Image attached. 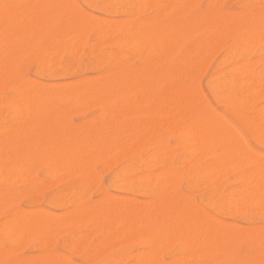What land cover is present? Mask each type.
<instances>
[{
    "label": "rangeland",
    "instance_id": "rangeland-1",
    "mask_svg": "<svg viewBox=\"0 0 264 264\" xmlns=\"http://www.w3.org/2000/svg\"><path fill=\"white\" fill-rule=\"evenodd\" d=\"M18 1L20 2V3H18ZM37 1H39V0H11V1H9V0H0V9H1V7H2V9L0 10L3 14H5V13H7V10L8 11H10V9L12 8V7H14V10L16 9V11H17V9L18 8H20V7H22V5H23V10H22V8H20V10L18 9V11H20L19 13H18V11L16 12V15H15V11H12L13 10V8L11 9V13H12V15H15V16H17L18 15V17H19V19H21V20H18V17H15L14 18V20L16 19V22L14 21V20H12V22L14 23H12L11 21L9 22V20L8 21H6L5 19H3V20H0V37L3 39V42H1V43H5V45H6V43H7V41L9 42V43H7L8 45H6V47H8V48H12V53H9L10 52V50H8V51H5V50H7V49H5L6 47H4V50L2 49V47H3V45L4 44H0L1 46H0V48H1V53L3 52V55L2 54H0L1 55V59H0V67L2 68V69H0L1 71V74H3V75H1L0 76V85L2 86L3 84L5 85V86H2L1 88H0V106L1 107H3V108H1L0 107V109L3 111H1L0 110V113H1V115H0V124H1V127L2 126H4L5 125V130H4V132L3 131H1L0 130V137L2 138V140L4 139L5 141H2L4 144L7 142H10V139H12V144H10V143H8V145H7V143L4 145L3 144V147H2V145H1V138H0V149H1V147L3 148V149H1V151H0V154H2V153H4L5 151H6V153H4V155L3 156H7V154H8V156L10 155L11 157L9 158V159H11L12 158V155H14L13 156V158L14 157H16L17 156V160H18V158L21 160L20 162V166H18V165H16V164H19V162L16 160V159H11V160H13V161H15L14 162V164L12 163L11 164V166H9L8 168L9 169H7V164H4V163H8V165L10 164L9 163V159H8V161H1V160H4V159H6V157L5 158H1L0 159V162L1 163H3V165H4V167H6V170L4 169V167L0 164V166H2L3 167V169L0 171V174L2 173V172H4L3 173V175L2 176H4V178L5 179H7V177H8V179H7V181L8 180H10V181H8L7 183L6 182H4L5 181V179L3 178L2 179V176H1V178H0V190L2 191H0V200H2V202H0V231L2 230L4 233H0V248H2V249H0V263L2 264V262H3V264H8L7 262H9V264H12V263H10L11 262V260H12V258H13V261L12 262H16L17 260L20 262V260H19V258L20 259H22V261L21 262H23V260H25L24 262H26L25 264H28V262H27V259L29 260V262H35L36 264H37V262H40V263H42V262H44V263H42V264H51V261H52V263H53V261L56 263H58V264H60V262H61V264H64V260H62L63 261V263H62V261H58L59 260V258L61 259V258H63V259H65L66 260V262L68 263V264H148V262H152V260H153V263H149V264H192L193 262V264H197V262L199 261V260H201V262H198V264H204V262L205 263H207V264H238V263H241V262H243V261H245V262H249V263H251V264H262V262H263V264H264V246H263V244H264V238H263V236H264V219H262V218H264V207H262V206H264V202H263V200L262 199H264V198H262L263 196H264V194H263V192H262V190H260V189H257V190H254L253 188L255 187V185L253 184L255 181H254V179H255V176H257L256 174H258V172H259V175H258V179L260 180V178H261V176L260 175H262V177H263V173H264V171H260V170H262V169H264V164H262L263 165V168L261 169V167H262V165L259 167V165H257V164H259V162H264V158H263V160L261 159V158H259L260 160H262V161H260L259 160V162L256 164V161H257V158H255L256 159V161H255V159H254V161L252 160V162L251 163H253L254 164V162H255V164L254 165H256V170H255V166L253 165V164H251V163H247V164H245V162H246V160H249L248 159V157H250V155H248V154H250V153H252V151L254 152V154H255V152L257 151V152H259V154L258 155H260V154H263L264 153V130H262L259 134H255V133H253V132H251V131H249V130H247L246 128H245V126L243 125V123L240 121V120H238L236 117H235V115L228 109V108H226V106H225V103L223 102V101H221L220 100V98H219V96L216 94V93H214L212 90H211V88H210V82H211V80L213 79V77L214 76H216V75H221V76H218V77H220V78H233L236 82H239V83H243L246 79L247 80H251V79H249V77L250 78H253V79H258V78H262V79H264V43H263V39H264V37H262V40H261V37L259 36V35H261V33H264V32H262V31H264V0H218V1H216V0H184V1H182V0H160V2H161V5L162 4H164L165 3V6H166V4H167V6L164 8V5H159V3L157 2L158 0H151V3L150 4H153V5H151L150 7H149V5L150 4H143L144 3V1H142V0H131V1H129V0H110V1H108V0H60L61 2V4L63 5V8H65L66 10H64L61 6H60V4H59V1L57 0V1H55V0H52V3H50L51 2V0L50 1H48V0H46V3L45 2H43V1H45V0H40V1H42V2H38L37 3ZM55 1V2H54ZM75 1V2H74ZM90 3H92V4H89V2ZM117 3H116V2ZM129 1V2H128ZM164 3H163V2ZM170 1H171V3H170ZM182 1V2H181ZM192 1V2H191ZM240 1H242V2H240ZM243 1H244V3H243ZM5 2V3H4ZM16 2V3H15ZM27 4V6H29L28 8L31 10H28V12L26 13V9L25 8H27V6H25L24 4ZM37 3V4H33V5H30L31 3ZM54 2V3H53ZM58 2V3H57ZM122 2H123V4H122ZM131 2V3H130ZM158 4H157V3ZM169 2V3H168ZM184 2V3H183ZM188 2V3H187ZM217 2V3H216ZM240 2V3H239ZM251 2V3H250ZM42 3H43V7H42ZM47 3H49V4H52L54 7H52L51 5H49V7L47 6ZM66 3V4H65ZM68 3V4H67ZM70 3L72 4V5H70ZM76 3V4H75ZM103 3V5H101ZM115 3V5H116V7L118 8V10H117V8H115L114 6H113V4ZM125 3V4H124ZM139 3H140V5H141V3H142V5L140 6V7H144V8H146V9H142V8H140V10L138 9V7L137 6H139ZM176 3V4H175ZM180 3H182L183 5L181 6V4ZM186 3V4H185ZM211 3V4H210ZM254 3V4H253ZM5 4V5H4ZM20 4H21V6H20ZM45 4V5H44ZM59 4V5H58ZM118 4H121V5H118ZM134 4V5H133ZM136 4V5H135ZM155 4V5H154ZM157 4V5H156ZM210 4V5H209ZM247 4V5H246ZM262 4V5H261ZM12 5V6H11ZM37 5H38V7L39 8H37V9H35L34 7H37ZM40 5H41V7H40ZM55 5H57L58 7H60V8H58V7H56L55 8ZM69 5V6H68ZM74 5V6H73ZM123 5H124V7H123ZM242 5V6H241ZM4 6V7H3ZM16 6V7H15ZM17 6H20V7H17ZM32 6H34L32 9L34 10H38L39 11V13H40V11H42V10H40V8L41 9H43V8H45V10H47V11H49V10H53L52 8H55V9H60V11H62V12H60V11H58V10H56L57 12H56V14L54 15L55 16V18L56 19H54V18H52V21L50 20V15L48 14L47 16H49L48 18H49V25H48V22H46V20H45V17H44V15H45V13H44V15H43V20H41V22L39 23L38 21L39 20H37L36 21V19L38 18L37 17V15L35 16L33 13H31L32 12V9H31V7ZM44 6H47V7H44ZM50 6L52 7V8H50ZM65 6V7H64ZM71 6V7H70ZM72 6H73V8H72ZM111 6H112V8H111ZM153 6V7H152ZM160 6H161V8H160ZM245 6H246V8H245ZM252 8H251V7ZM11 7V8H10ZM25 7V8H24ZM68 7H70V8H68ZM108 7V8H107ZM122 7V8H121ZM156 7V8H155ZM213 7V8H212ZM215 7V8H214ZM10 8V9H9ZM50 8V9H49ZM61 8H62V10H61ZM133 8V9H132ZM164 8V9H163ZM5 9H7L6 11H4ZM55 9L53 10V11H55ZM69 9V10H68ZM70 9H71V11H70ZM80 9V10H79ZM110 9H112V10H110ZM129 9H132V11H134V9H135V12H136V14H135V12H134V14H133V12L131 11V10H129ZM158 9V10H157ZM211 9H212V11H211ZM251 9H252V11H251ZM109 10V11H108ZM130 11V12H127V11ZM154 10H157V12H156V14H157V16H155L156 14L154 13ZM171 10H174L173 11V13H172V11ZM178 10V11H177ZM185 11V14L183 13L184 11ZM207 10V11H206ZM209 10H210V12H209ZM244 10V11H243ZM250 10V11H249ZM23 11H24V14H23ZM37 11V12H38ZM64 11V12H63ZM79 11V12H78ZM85 11V12H84ZM104 11V12H103ZM112 11V12H111ZM140 11V12H139ZM144 11V12H143ZM150 11V12H149ZM182 11V12H181ZM240 11V12H239ZM35 12V11H34ZM43 12H45L44 11V9H43ZM43 12H41V13H43ZM60 12V13H59ZM65 12H69L68 14L67 13H65ZM75 12H76V14H75ZM84 12V13H83ZM87 12V13H86ZM160 13V15H159V13ZM207 12V13H206ZM216 12V13H215ZM228 12L231 14L232 13V15L234 16V14L236 15L233 19L232 18H230L231 17V15H230V17L228 18L227 17V19L228 20H226V16H223L224 15V13H225V15H227L228 14ZM234 12V13H233ZM251 12L252 13V15H254V16H252L251 15V13H250V15L247 17V14H249V13ZM259 17H256V15L254 14V13ZM10 13V12H9ZM18 13V14H17ZM34 16V18L36 17V19L34 20V23L36 22V24H37V22L39 23V24H37L38 26H39V30L37 29L38 27H36L37 25H33V22H32V25L35 27H33L34 29L33 30H31V27H29V24H31V22H30V16H32L31 14ZM38 13V14H39ZM49 13V12H48ZM58 13V14H57ZM88 13H89V15H88ZM91 13H93L94 14V16H95V18L93 19V17L92 16H90L91 15ZM127 13V14H126ZM175 13H176V15L178 14V16H176L175 15ZM180 13V14H179ZM182 13V14H181ZM223 13V14H222ZM227 13V14H226ZM237 13H239L238 15H237ZM243 13V15L245 16V17H242L243 15H240V14H242ZM20 14V15H19ZM29 14V15H28ZM60 14H62V17H61V15ZM64 14H65V16H64ZM84 16H83V15ZM86 14H87V16L88 17H85L86 16ZM92 14V15H93ZM149 14V15H148ZM186 14H187V16H186ZM207 16H205V15ZM211 14V15H210ZM212 14H213V17H212ZM217 16L218 14H219V17H220V19H219V17H216L215 15ZM222 14V15H221ZM26 15H28L27 17H26ZM40 15V14H39ZM67 15H68V17H67ZM71 15V16H70ZM99 15H100V17H99ZM149 16V17H147V16ZM173 17H172V16ZM181 15V16H180ZM184 15V16H183ZM221 15V16H220ZM240 15V16H239ZM4 16V15H3ZM40 16H42V14L40 15ZM46 16V15H45ZM47 16H46V18H47ZM64 16V17H63ZM73 16V17H72ZM102 16V17H101ZM107 16V17H106ZM146 16V17H145ZM151 16H152V19H151ZM160 16V17H159ZM211 16V20H212V18H213V20L212 21H210V19H209V17ZM228 16V15H227ZM232 16V17H233ZM253 18H252V17ZM263 16V17H262ZM51 17H53V15H51ZM68 18V19H64V18ZM98 17V18H97ZM111 19H109V18ZM124 17H128L127 19H124V21L122 20ZM137 17V18H136ZM155 17V18H154ZM174 17H175V19H174ZM183 17V19H181ZM188 19H187V18ZM193 18V19H191V18ZM222 17H224L225 18V20L223 21L224 23H222V21H220V24H219V22H218V19L219 20H221V18ZM236 17H238V18H236ZM240 17H242V18H240ZM249 17H250V19H249ZM25 18H27V19H29V20H27V19H25ZM58 18H60V20H58ZM66 21V22H64V20ZM72 18V19H71ZM78 18V20H81V21H78V20H76ZM81 18V19H80ZM85 18H87V19H85ZM97 18V19H96ZM99 18H102L101 20L99 19ZM105 18H106V20H107V18L109 19V20H107V21H109V24L107 23L106 24V20H105ZM112 18H116L120 23H118V21L117 20H115V19H112ZM159 18V19H158ZM184 18H186V21H185V19ZM196 18L198 19V18H200L201 20H197L196 21ZM207 18V20L206 21H208L207 23H205L206 21H205V19ZM216 18V19H215ZM218 18V19H217ZM223 18V19H224ZM259 19V20H257V19ZM39 19H40V17H39ZM62 19V20H61ZM83 19L85 20V21H83ZM89 19V20H88ZM91 19V20H90ZM103 19H104V22H102L103 21ZM135 19V20H134ZM138 19V20H137ZM148 19V20H147ZM180 19V20H179ZM203 19V20H202ZM230 19V20H229ZM236 19H238V20H236ZM243 19V20H242ZM44 20H45V23H44ZM54 20V21H53ZM57 20V21H56ZM68 20V21H67ZM75 20V21H74ZM94 20V21H93ZM95 20H97L96 21V23H95ZM101 21V22H99V21ZM113 20H115L114 22H113ZM122 20V21H121ZM132 20V21H131ZM142 20V22L144 21V23H145V26L144 25H142V24H144V23H140V21ZM147 20V21H146ZM150 20H152V21H150ZM167 22H166V21ZM174 20H175V22H174ZM180 22H179V21ZM181 20H182V23L186 26V27H184V25L181 23ZM187 20H188V23H186L187 22ZM192 20H193V23L196 21V23H197V25H196V23L194 24V27L192 28V24L193 23H191L192 22ZM234 21V22H237L238 24L236 25H233L234 23L233 22H230V21ZM236 20V21H235ZM240 20H242V21H240ZM249 20V21H248ZM256 20V21H255ZM18 21V22H17ZM22 21V26H23V24H24V26L23 27H21V24H18V23H20ZM28 21V22H27ZM62 22L61 24L62 25H60L59 24V22ZM87 21V22H86ZM89 21H90V23H89ZM112 23H111V22ZM116 21H117V23H118V25H117V23H116ZM131 22V25H130V22ZM137 21V22H136ZM156 21V22H155ZM159 21H161L159 24H161L162 22H163V25L164 24H166L165 26L167 27V24H169L168 25V27L167 28H169V30H171L172 31V29H170L171 27L173 28L174 26L177 28H175V30H179L180 28H181V31L180 32H177V31H175L174 30V32H176V33H179V35H180V33H181V35L180 36H182L180 39L181 40H179V43L181 42V46H179L178 44H177V54H176V56H172V57H169L167 60L165 59V61H164V63H163V65L161 64V66L160 65H158L159 64V61H157L158 59H155L156 58V55L158 54V49H157V45H154L155 44V42L153 43V44H150L149 45V43H146V45H144L145 43H143V42H137V41H124V46H122V44L123 43H119L118 42V44H117V40H119V38L118 37H122L123 35H124V31H125V33L127 34L128 32H129V30H130V32H132V33H134V34H137V32L139 33V32H141V31H145L146 29H148V27L150 28L151 27V29L153 30V28L155 27V29L154 30H156V28L159 26L158 25V22ZM171 23H170V22ZM178 21V24L176 23ZM191 21V22H190ZM210 21V22H209ZM215 21V22H214ZM217 21V22H216ZM5 22V23H4ZM27 22V24L28 25H26L25 23ZM51 22H52V24H51ZM77 22V23H76ZM84 22V23H83ZM94 22V23H93ZM99 22V23H98ZM134 22V23H133ZM136 22V23H135ZM166 22V23H165ZM169 22V23H168ZM198 22H200V23H198ZM213 22V23H212ZM246 22V23H245ZM249 22V23H248ZM252 22V23H251ZM2 23V24H1ZM8 23V24H7ZM19 25V27H18V25ZM44 23V29L43 28H41L42 30H47L46 31V33L48 34L49 33V31L50 30H53V31H50L51 33H49L48 34V36H46L47 34H45V33H42L41 31H40V27L42 26V24ZM66 23V24H65ZM74 23H75V25L77 26V27H79V26H81V28L82 27H84L83 29H82V31H81V35H80V37H79V41H78V43L79 44H77V42L75 43V39H74V36H76L75 34H76V27H75V25H74ZM79 23V24H78ZM101 23V24H100ZM111 23V24H110ZM114 23V24H113ZM116 23V24H115ZM127 23V24H126ZM148 23H150L149 25H148ZM176 23V24H175ZM179 23H181V24H179ZM212 23V25H213V27H214V25H215V27H214V30H213V27H212V25H210ZM217 23V24H216ZM222 23V24H221ZM228 25L229 23H231V24H229L228 26L226 25V24ZM251 23V24H250ZM256 23V24H255ZM261 23V24H260ZM10 24H12V25H10ZM65 24V25H64ZM70 24V25H69ZM82 24V25H81ZM85 24V25H84ZM96 24H98L99 25V27H98V25H96ZM113 24V25H112ZM124 24V25H123ZM132 24H134V25H132ZM137 24V25H136ZM140 24V25H139ZM146 24H147V27H146ZM171 24V25H170ZM187 24H188V26H187ZM225 24V25H224ZM250 26H249V25ZM46 25H48V26H46ZM51 25V26H50ZM88 27H87V26ZM92 25V26H91ZM102 26V28H101V26ZM112 25V26H111ZM115 25H117V26H119L120 25V27L118 28L117 26H115ZM142 25V26H141ZM156 25V26H155ZM158 25V26H157ZM205 25V26H204ZM208 25H209V27H208ZM219 25H221V26H223L224 25V27H220ZM231 25V26H230ZM255 25H257L258 26V29L260 30V27H262L261 28V30L259 31L258 29H257V27L255 26ZM13 26H14V28L15 27H17V28H13ZM25 26H27V30L25 29ZM31 26V25H30ZM56 26H58V27H56ZM85 26H86V28H85ZM111 28H110V27ZM113 26H115L114 27V29L115 30H113ZM130 26H134V28L133 27H130ZM144 26V27H143ZM171 26V27H170ZM183 28H182V27ZM191 26V28H189ZM198 27V30H199V32L201 33H197L198 32V30L196 29L197 27ZM219 27V30L221 31V33L220 32H218L219 30H218V27ZM240 26V27H239ZM246 26H248L250 29H248V27H246ZM51 27V28H50ZM75 27V28H74ZM136 27H138V28H136ZM189 29H188V28ZM199 27H203L202 29H199ZM212 27V28H211ZM229 27H231V29H233L234 28V30H231V31H229L230 29H229ZM252 27V28H251ZM255 27V28H254ZM2 28V29H1ZM13 28V29H12ZM57 28V29H56ZM69 28H71V29H69ZM109 28V29H108ZM122 28V29H121ZM130 28V29H129ZM146 28V29H145ZM184 28H187V29H184ZM210 28V29H209ZM238 28V29H237ZM12 29V30H11ZM20 29V30H19ZM25 29V30H24ZM56 29V30H55ZM68 29V30H67ZM75 29V30H74ZM98 29V30H97ZM100 29H101V31H100ZM108 29V30H107ZM111 29V30H110ZM131 29H133L132 31H131ZM137 29H139V30H137ZM145 29V30H144ZM150 29V30H151ZM174 29V28H173ZM185 30V31H182V30ZM226 29H228V30H226ZM236 29V30H235ZM248 29V30H247ZM254 29H256V30H253ZM2 30H4L3 32H1ZM9 30H11V31H9ZM16 31V32H13V31ZM19 30V31H18ZM21 30H22V32H21ZM49 30V31H48ZM71 30V31H70ZM86 30V31H85ZM103 30H107L108 31V34H107V31H105V32H103ZM113 30V31H112ZM136 30V31H135ZM191 30V31H190ZM196 30V31H195ZM203 31V32H201V31ZM205 30H206V32H205ZM213 30V31H212ZM224 30V31H223ZM238 30V31H237ZM250 30V31H249ZM9 31V32H8ZM17 31H18V33H17ZM23 31H25V32H23ZM36 31V33H37V31L41 34V38L39 37L38 38V36H37V40H36V34L34 33V32ZM62 31V32H61ZM75 31V32H74ZM97 31V32H96ZM117 31V32H116ZM128 31V32H127ZM226 31V32H225ZM244 31V32H243ZM252 31V32H251ZM256 31V32H255ZM257 31H258V33H260L259 35L258 34H256L257 33ZM5 32H6V35H5ZM29 34H28V33ZM45 32V31H44ZM54 32H56V33H54ZM60 32V33H59ZM74 32L75 34H72V33ZM83 32H85V33H83ZM100 32V33H99ZM104 33V34H102V33ZM111 32V33H110ZM184 32H185V34H184ZM191 32H192V35L190 36V34H191ZM205 32V33H204ZM218 32V33H217ZM223 32V33H222ZM225 32V33H224ZM235 32V33H234ZM241 32H243L244 34H242ZM3 33V34H2ZM10 33V35H8ZM21 33V34H20ZM25 33V34H24ZM33 33H34V35H35V37L33 36ZM39 33H37L38 35H40ZM60 34V36L59 35H57V34ZM65 33H67V36H66V34ZM70 33V34H69ZM211 33H213V34H215V35H217L216 37L215 36H212L211 35ZM229 33V34H228ZM252 34L253 35V40H252V35H246V36H244L245 34ZM254 33V34H253ZM14 34V35H13ZM16 34V35H15ZM43 34H45L44 35V38L42 37L43 36ZM62 34V35H61ZM120 34V35H119ZM123 34V35H122ZM128 34H130V33H128ZM219 34H221V36L219 35ZM228 34V35H227ZM232 34V35H231ZM9 37H8V36ZM17 35H19V39L17 38L18 36ZM20 35H22V38L23 39H21L20 37ZM74 35V36H73ZM117 35H118V37H117ZM200 35H201V37H200ZM220 36V38H219V36ZM244 37V39L243 38H241L240 40L243 42V44L244 45H242V47H241V45L240 44H242V42L238 39V37L240 38V37H242V36ZM256 35H258L259 37L258 38H260V40L257 38V42H255L256 40H254V37ZM11 36H12V38H11ZM29 36H32V37H30V38H28ZM73 36V37H72ZM82 36V37H81ZM97 36V37H96ZM114 36V37H113ZM179 36V37H180ZM185 36V37H184ZM188 36V37H187ZM199 36V37H198ZM211 36V38H209ZM226 36V37H225ZM261 36H263V35H261ZM17 38V40H15L16 38ZM27 37V38H26ZM47 37V38H46ZM55 37V38H54ZM117 39H116V38ZM191 39H190V38ZM214 37H215V39H214ZM221 37H222V40H221ZM225 37V38H224ZM228 37H231L230 39H227ZM257 37V36H256ZM255 37V38H256ZM7 39L6 41H5V39ZM15 38V39H14ZM32 38V39H31ZM33 38L35 39V40H33ZM42 38L44 39V40H42ZM57 38H59V43H58V39ZM69 38V39H68ZM73 38V39H72ZM95 38H97V39H95ZM103 38H105V39H103ZM112 38H113V41H110V40H112ZM115 38V39H114ZM186 38V39H185ZM208 38V39H207ZM219 40L220 39V42L217 40V39ZM247 38H249V39H251L252 40V42L254 43V45H253V43L251 44V42H249L248 41V39ZM9 39V40H8ZM12 39V40H11ZM26 39L29 41H31V40H33L35 43H33L32 41L28 44L29 46H30V44L32 43V44H35V45H32V46H27V44H25L24 45V43H27V41H26ZM62 41H61V40ZM70 39H72L71 41H70ZM236 39V40H235ZM245 39H247L246 41H244ZM14 40H15V42H14ZM21 40V41H20ZM42 40V41H41ZM68 40V42H66ZM91 40H94V42L93 43H95L96 42V40L97 41H99V42H96L97 43V45H96V43L95 44H93L92 43V41ZM107 41V42H105V41ZM110 42H109V41ZM190 40V41H189ZM2 41V40H1ZM19 41H20V43H19ZM22 41L24 42V43H22ZM45 42V43H43L42 44V42ZM52 41V42H51ZM89 41L91 42V43H89ZM102 41V42H101ZM210 41H212V42H210ZM216 41H218V42H216ZM224 41V42H223ZM235 41H237L236 43H235ZM238 41H239V43H238ZM261 41H262V43H261ZM48 42V43H47ZM56 42V43H55ZM104 42V43H103ZM128 44H126V43ZM137 42V43H136ZM197 42V43H196ZM200 42V43H199ZM209 42L211 43V45H213L214 46V44H215V49L213 48V50H212V48H211V50L209 51V46L210 47H212L211 45H209ZM214 42H216V43H214ZM223 42V43H222ZM241 42V43H240ZM247 42H249V45H248V43ZM10 43L12 44L11 46H10ZM16 43V48H15V46H14V44ZM52 43V44H51ZM69 43H71V45L69 44ZM74 43H75V45H74ZM133 43H136V45L138 46L139 44L138 43H140V48H142V50L143 51H141V49L139 48V46L137 47L135 44H134V48L136 49V48H138L137 49V51L136 50H134V48L132 49V44ZM142 43V44H141ZM195 43V44H194ZM202 43H204L203 45H202ZM207 43H208V45H207ZM230 43H231V46H230ZM233 43V44H232ZM235 43V44H234ZM238 43V44H237ZM19 44V45H18ZM20 44H22V46H21V48H19L20 47ZM36 44H37V46H36ZM41 44V45H40ZM72 44H73V46H72ZM247 44V45H246ZM4 45V46H5ZM120 45V46H119ZM144 45V46H143ZM202 45V46H201ZM239 45V46H238ZM24 46L25 47H27V48H29L28 50L29 51H31V52H29V51H25V48H24ZM51 46V47H50ZM54 46H55V48H54ZM59 46V47H58ZM92 46H93V48H94V46H96V48H94V50H92L93 48H92ZM131 46V47H130ZM203 46H204V48H203ZM221 46H223V47H221ZM241 47V48H239V49H237V47ZM244 46V47H243ZM249 46L251 47V49L252 48H254L253 50H250V48H249ZM17 47H18V49L19 50H17ZM35 47V48H34ZM36 47H37V49H36ZM44 47V48H43ZM47 47V48H46ZM52 47H53V49H52ZM57 47H58V50H57ZM72 49H71V48ZM121 47V48H120ZM145 47V48H144ZM146 47H147V49H146ZM154 47L156 48V49H154ZM206 47H208V48H206ZM13 48H15V50L16 51H14V49ZM23 48V49H22ZM26 48V49H27ZM30 48H31V50H30ZM32 48H34V49H32ZM43 50H42V49ZM105 48H107V50H105ZM114 48V49H113ZM131 48V49H130ZM196 48H198V49H196ZM199 48H200V50H199ZM203 48V49H202ZM234 48H235V50H234ZM21 49L23 50V54H24V56H22V54H20V51H21ZM41 49V50H40ZM46 49H49V50H47L46 51ZM66 49H68V51L66 50ZM104 49V50H103ZM114 51H113V50ZM140 49V50H139ZM205 49H206V51H205ZM208 49V50H207ZM246 49V51H244ZM247 49H249L250 51L248 52V50ZM33 50V51H32ZM41 51V53H40V51ZM54 50V51H53ZM117 52H116V51ZM155 50H157V52H154ZM214 50L216 51V53L214 52ZM230 50V51H229ZM238 50V51H237ZM24 51H25V53H24ZM57 51V52H56ZM59 51H61L60 53H59ZM71 51V52H70ZM106 51V52H105ZM130 53H129V52ZM152 51V52H151ZM201 51V52H200ZM232 51V52H231ZM244 51V52H243ZM13 52H16L14 55H16L15 57H13ZM26 52H27V54H26ZM34 52V53H33ZM37 52V53H36ZM66 52H68V53H66ZM87 52V53H86ZM127 52H128V54H127ZM149 52V53H148ZM183 52V53H182ZM188 52V53H187ZM207 52L208 53H210V52H212V53H214V54H212V55H210L211 57H209V55H207ZM226 52H228V53H226ZM5 53H7V55H11L12 54V56H10L9 55V57H10V59H9V57L8 56H6V54ZM30 53H31V55H30ZM47 53V55H45ZM65 53V54H64ZM70 53H72V54H70ZM87 55H86V54ZM112 53V54H111ZM114 53V54H113ZM115 53H116V55H115ZM124 53L126 54L125 56L126 57H124ZM135 53V54H134ZM153 53H154V57L152 58L151 56H153ZM198 53H199V56H198ZM222 53V54H221ZM38 54H40L38 57H35V55L37 56ZM69 54V55H68ZM74 54V55H73ZM130 54H132V55H130ZM147 54H150V55H148L147 56ZM185 54V55H184ZM228 54H230V55H228ZM234 54H237V55H234ZM26 55V56H25ZM64 55V56H63ZM70 55H71V57H70ZM103 55V56H102ZM104 55H105V57L106 58H104ZM182 55V56H181ZM194 55V56H193ZM195 55H196V57H195ZM222 55V56H221ZM3 56V57H2ZM4 56H6V58H7V61H9V62H11V63H14L13 64V66H12V64H10L9 62H7V63H9L10 64V66H11V68L9 67V65H7V63L5 62V63H2V61H4ZM73 56V57H72ZM114 56H116V57H114ZM127 56H129V57H127ZM180 57V59H177V58H179ZM191 56V57H190ZM228 56V57H227ZM236 56V57H235ZM13 57V58H12ZM23 59H22V58ZM45 57V58H44ZM70 59H69V58ZM149 57V58H148ZM177 57V58H176ZM196 59H195V58ZM205 57H208V58H210L209 60L208 59H202V58H205ZM220 57H221V59H220ZM4 58V59H3ZM12 58V59H11ZM37 58H39L40 60L38 61V59ZM51 58V59H50ZM57 58V59H56ZM114 58V59H113ZM146 58H148V62H147V59ZM172 58V59H171ZM185 58V59H184ZM228 58V59H227ZM13 59L15 60L14 62H12L13 61ZM37 59V60H36ZM46 59H47V61H46ZM52 59H54V60H52ZM90 59V60H89ZM92 59V60H91ZM101 59V60H100ZM108 59V60H107ZM153 59V61H154V59L156 60V62L158 63H156L155 61H154V63H152L151 61H149V60H152ZM184 59V60H183ZM187 59H188V62H186L187 61ZM192 59H194V60H192ZM197 59H198V61H197ZM201 59V60H200ZM218 59H220V60H218ZM12 60V61H11ZM33 62H32V61ZM36 62H35V61ZM43 60H45V61H43ZM56 60V61H55ZM143 60H145V61H143ZM170 60V61H169ZM186 60V61H185ZM204 60V61H203ZM232 60V61H231ZM5 61H6V59H5ZM27 61H31L30 63L29 62H27ZM41 61V62H40ZM48 61H49V63H48ZM53 61L54 62H56L55 64L53 63ZM98 61V62H97ZM122 61H124L123 63H121ZM184 61H185V63L187 64V66L189 67H187V71H186V64L184 63ZM191 61H192V63H191ZM209 61V62H208ZM249 61H251V62H253V63H251V62H249ZM261 61V62H260ZM23 62V63H22ZM27 62V63H26ZM44 62V63H43ZM50 62H51V64H50ZM59 62H61V65H60V63ZM97 62V63H96ZM111 62H112V64H111ZM119 62V63H118ZM145 62L146 63H149V66H150V64H151V70L153 69H157V71L158 70H162V71H164V72H161V71H152V75H153V73L155 74V73H157V80H156V76L154 75L153 76V79H154V77H155V81H156V83H155V81L152 79V83H153V87H154V85L155 86H161L162 85V88H173V86H175V87H181L182 85V87H184L185 86V88H187L188 87V89H189V86H190V89H189V91H190V93H192V91H193V93H195V94H191V95H195V96H193V97H196L195 99H196V103L198 104V105H201V107L203 106V109H205V108H207V110L209 111V109H210V107L211 108H213L212 110H214V113H216L215 115H216V117H215V115H214V113H213V111L210 109V113H212L213 114V116L217 119V118H219L220 117V114L222 115L220 118H219V120H222L221 118L222 117H224L223 119L225 120H227L226 122L223 120V122H225V123H229V124H231V126H232V128H230L229 127V125L228 126H226V125H224L223 124V126H222V124H218L219 125V129H221V128H226V130H228V129H233V128H236V130H235V132L237 131V134H236V136L238 135H240L241 136V138H242V140H240V139H238V138H236L237 140H239V142L238 143H240V141L242 142V144H245L246 145V147H248V148H250V150H251V152L250 151H248L247 153L246 152H243V156H244V158H242L241 157V159H242V161L241 162H239V158H238V156L236 155V154H238L237 152H236V157L237 158H234L233 157V155L234 154H231L232 153V150H231V148L230 147H228V149L230 148V159H231V161H229V162H231V163H229L228 162V159H227V161L226 162H228V164L229 165H227L226 167H224L225 166V164H224V170H223V167L221 168V169H219L218 168V170H219V173H218V170H217V167H215L216 169H215V173H214V175H216V176H214L213 175V171L214 170H212L211 168H213V167H211L210 169H211V171H212V173H211V171H210V169H209V165H207L208 166V168L207 169H205L206 168V164L207 163H210V161L212 160V162H211V164H213V162H214V159L216 160V161H218L219 160V157L218 156H222L221 154V150H222V148H220V149H217V146H216V144L219 146L220 145V147L221 146H224V144L223 143H226L227 141H230V146L232 147V145L231 144H233L234 145V143H231V140L229 139V137L228 136H226V137H228V140H227V138L225 139L224 137H222V133H230V134H228V135H234L233 133H231V131L229 130V132L228 131H226V132H222L221 131V134H219V138H220V136H221V139H220V141H219V143H217V141H214V142H211V143H208L207 145H205L204 147H201V146H197L198 148H196L195 146H196V144L195 143H193L190 139H186V140H188V142H190V143H188L186 140H184V139H182V138H184V135H181V134H178V136H177V132H175L174 133V131H171V127H169L170 125H163V128L161 127H158L156 124H157V118L155 117V116H153V117H150V116H148L146 113H144L145 111H146V109L144 108V107H146V108H148V106H149V104H151L152 106H154V107H152V108H156V97H154L153 98V102L151 101V103H149V101L147 102V100H146V96H142V91L141 90H143V92H144V94L143 95H147V88H148V86H147V83H144V85L147 87L146 88V90H145V86H143V84H142V79H141V81L139 80V82H140V84H137L136 86H137V89H139V87L141 88L142 87V89H139L138 90V92L139 93H137V90L134 92V94H140L139 96H138V98H137V95H136V99L138 100L139 99V105H140V103H141V105L140 106H143V107H139V105H138V107H139V109L136 107L137 106V103L135 102V96H134V94L133 93H131V95L132 96H134V97H132L131 95H130V93H129V91H131V87L128 89V87H129V85L130 84H132L133 82H135V80H137L135 83H137L138 82V79L136 78V79H134V81H132V79L133 78H135V77H141V78H144L145 77V80H146V76H142L140 73V70L143 72V70L145 69V71H144V73H147V69H148V65L147 64H145ZM172 62V63H171ZM193 62H195V63H197V64H194ZM201 62V63H200ZM206 62V63H205ZM227 62V63H226ZM242 62L244 63L243 65H246L247 63V65L249 66L250 65V67H248V68H246V67H244V68H246V69H244L243 68V66H242ZM246 62V63H245ZM29 63V64H28ZM39 63V64H38ZM41 63V64H40ZM46 63V64H45ZM114 63V64H113ZM156 63V64H155ZM182 63V64H181ZM184 63V64H183ZM216 63H218V64H216ZM223 63V64H222ZM234 63H239V65H241L242 66V69L240 68L241 66H239L238 68L240 69H238L237 68V65H236V68H233V64ZM241 63V64H240ZM2 64H5V65H7L8 67H6L5 65H2ZM20 64V65H19ZM43 64H45V66L43 65ZM50 64V65H49ZM95 66H94V65ZM108 64V65H107ZM145 64V65H144ZM172 64H173V66H172ZM222 64V65H221ZM251 64H253V67H251L252 65ZM22 65H24V66H22ZM43 66V68H42V66ZM81 65V66H80ZM116 65V66H115ZM124 65V66H123ZM143 65V66H142ZM153 65V66H152ZM158 65V66H157ZM185 65V66H184ZM192 65V66H191ZM195 65H197V66H195ZM216 65V66H215ZM260 65H262V66H260ZM19 66H21V69H20V67ZM52 67L53 66V68L51 69L50 67ZM55 66V67H54ZM93 66V67H92ZM120 66H123V67H128V68H130V69H132V67H133V70H131V72L130 73H134L135 71L137 72H139V75H141V76H139L138 75V73H136V75H138V76H136L135 75V73L133 74V78H132V74H131V77H129V76H125V75H127L126 73H128V74H130L129 72H127V71H130V69H128L127 68V70L125 69V68H123V69H121L122 67H120ZM131 66V67H130ZM135 66V67H134ZM140 66L142 67V68H140ZM145 66V67H144ZM160 67V68H157V67ZM162 66L164 67V68H166V66H167V70H165L164 68H162ZM185 67L184 69H183V67ZM190 66H191V68H190ZM218 66V67H217ZM228 66H229V68H228ZM231 66H232V69H231ZM234 66H235V64H234ZM35 67V68H34ZM115 67V69L116 70H114L113 68ZM120 67V68H119ZM137 67H139L140 68V70H139V68L137 69ZM154 67V68H153ZM172 67V68H171ZM175 67V68H174ZM192 67H194L193 69H192ZM198 67V68H197ZM215 67V68H214ZM217 67V68H216ZM227 69H226V68ZM28 68V69H27ZM37 68V69H36ZM40 68V69H39ZM42 68V69H41ZM120 69V71L122 72V74H121V72H119V69ZM162 68V69H161ZM178 70H177V69ZM251 68V69H250ZM56 69V70H55ZM109 69V70H108ZM110 69L111 70H114V73L113 72H111L110 71ZM117 69H118V72H117ZM143 69V70H142ZM170 71H169V70ZM174 69H176V70H174ZM190 69H191V71H190ZM238 71H236V70ZM244 69V71L246 72V73H243V72H240L241 70H243ZM248 69V70H247ZM7 70H8V74H7ZM53 70V71H52ZM106 70V71H105ZM171 70H173V71H171ZM197 70V71H196ZM220 70V71H219ZM222 70V71H221ZM105 73H104V72ZM109 71V73H107ZM133 71V72H132ZM177 71V72H176ZM181 71H182V73H181ZM185 71H186V73H185ZM188 71H189V73H188ZM232 71V72H231ZM9 72H10V74H9ZM37 72H39V73H37ZM116 72L118 73V75L116 74ZM124 72H125V74H124ZM160 72V75H158V73ZM168 72V73H167ZM172 72V74H169V73H171ZM191 72H192V74L193 75H191ZM194 72V73H193ZM219 72V73H218ZM110 73H112V74H110ZM164 73V74H163ZM173 73H175V75L173 74ZM177 73H178V75H177ZM217 73V74H216ZM4 74H5V76H4ZM15 74V75H14ZM101 74H104L103 76L106 78L107 77V79L109 78V74H110V76L112 75L113 77H115L116 79H117V77H119V75H121L120 77H119V79L121 80V85H119V84H116V82L117 81H119L120 82V80L119 79H117L116 81H114V83L116 84V86L117 87H121V88H118V90H119V92H118V90H115V89H117V87L115 88V87H113V80L112 79H114L115 80V78H113L112 76L109 78L110 80V84H111V80H112V84L110 85L108 82L109 81H106V79L104 78V79H102L101 77H102V75ZM108 74V75H107ZM117 76H115V75ZM162 74V75H161ZM166 74V78H163V77H165L164 75ZM184 74V75H183ZM212 74H216V75H212ZM239 74V75H238ZM250 74H252V75H250ZM255 74V75H254ZM7 75H8V78H7ZM14 75V76H13ZM50 75V76H49ZM123 75V76H122ZM169 75V76H168ZM172 75V76H171ZM180 75H181V77H180ZM186 75V76H185ZM211 75V76H210ZM230 77H229V76ZM234 75V76H233ZM235 75H237V76H235ZM60 76V77H59ZM246 76H249V77H246ZM253 76V77H252ZM3 77H5L4 79H3ZM10 77V78H9ZM13 77V78H12ZM46 77V78H45ZM81 78V77H83L84 79H79V78ZM96 77H97V79H96ZM101 79H100V78ZM126 77H129V78H132L131 80H129V79H126ZM160 77V78H159ZM161 77H162V80H161ZM169 77H172V78H169ZM177 77V78H176ZM209 77H211L210 79H209ZM239 77V78H238ZM242 77H243V79H242ZM246 77V79H244ZM18 78V79H17ZM23 80H22V79ZM27 78H29V80H27ZM31 78V79H30ZM98 78L100 79L99 81H98ZM179 78V79H178ZM187 78V79H186ZM193 78V79H192ZM226 78V79H227ZM237 78V79H236ZM10 79V80H9ZM19 81H17V80ZM77 79H79L80 81H82V80H87V81H89V85L88 84H86L87 82H82V83H84V85H83V87H82V85H81V87H79L80 85L78 84H76V81H77ZM97 80L96 82H95V80ZM129 80V81H132V83H129L128 84V82L126 81V80ZM159 79V80H158ZM182 79H184V80H182ZM3 80H5V82H3ZM26 80V81H25ZM34 80L35 82H38V84L36 83L35 84V82L33 83L32 81ZM37 80V81H36ZM39 80V81H38ZM65 80V81H64ZM105 81V83L104 82H102V83H99L100 84V86H103L104 84L106 85V82H107V86H106V89H108L107 91H106V89H104L105 87H99V89L97 90V89H95L94 90V92H95V94L100 90V88L101 89H104V92H106V93H104V96L103 95H101V94H103V91L100 93V94H98L99 96L97 97V94L95 95L96 97H95V100H94V92L93 93H91V88H92V86H90V83L92 82V81H94V83H95V85L94 86H99V85H97L98 84V82H100V81ZM144 80V79H143ZM163 80L164 81H166V82H163ZM189 80V82H188V85H187V81ZM239 80V81H238ZM2 81V82H1ZM9 81H11V82H9ZM16 81V82H15ZM22 81H25V82H22ZM29 81H30V83H29ZM41 81V82H40ZM62 81H63V83H65V82H69L68 83V85L67 84H59V83H62ZM73 81H75L74 83L77 85V87H75V84H73ZM154 81V82H153ZM159 81H160V83H159ZM196 82L197 81V84L196 83H194V82ZM241 81V82H240ZM7 82V83H6ZM8 82L9 83H11V84H8ZM17 82L18 83H23L25 86L23 87V90H25V92L26 93H24V95L25 94H29L28 93V91L30 92L31 90H33V88L35 89V90H33V92L31 91L30 93H32L34 96H33V98H35V96H37L35 99H34V101H41L42 100V102H40L41 103V105L42 106H40V108H45V110H44V112L42 113V110L43 109H41V112L39 111L40 110V108H39V110H37V111H39L38 113L36 112L35 113V116H37V117H35V116H33L32 117V123H31V118H29L27 115H26V117H25V115L24 114H21V116H18L17 117V115H19V114H17V108H16V110L15 111H13V109H15V107H14V104L12 103V101H11V97H13L12 99H13V102H14V100H15V97H16V99H17V96L16 95H18L19 94V91L17 92V94H16V90H14V88H18V89H21V87L20 86H18V84H17ZM31 82L33 83V84H31ZM53 82V83H52ZM71 82H72V84H71ZM119 82H117V83H119ZM125 82L128 84V87H127V85L125 84ZM138 82V83H139ZM146 82V81H145ZM157 82H158V84H157ZM164 84H162V83ZM169 82V83H168ZM183 82V83H182ZM43 83H45V84H43ZM58 84V86L57 85H55V84ZM134 83V84H135ZM168 83V84H167ZM190 83V84H189ZM192 83H194L195 85H198V86H194V84L192 85ZM14 84H15V87H14ZM30 84H31V86H30ZM36 85V87H35V85ZM41 84L43 85V86H41ZM46 84H48L47 86H46ZM51 84V85H50ZM81 84V83H80ZM109 84V85H108ZM173 84V85H172ZM182 84V85H181ZM186 84V85H185ZM11 85V86H10ZM29 85V86H28ZM40 85V86H39ZM61 85V86H60ZM67 85V87H68V89H69V87H70V91H71V87L73 86V87H75V88H73V91H71V93H70V91H68V89L67 88H65V86ZM70 85H72V86H70ZM89 88V89H87V92H88V94L89 93H91V94H93L92 96L91 95H88L87 94V92L85 91L86 89L84 88V87H86V86ZM104 85V86H105ZM138 85H139V87H138ZM191 85H192V87H191ZM208 85V86H207ZM259 85L261 86V87H259ZM17 86V87H16ZM32 86H34V87H32ZM46 86V87H45ZM56 87V89H58L59 91H60V93H59V91H58V93H56L57 92V90L55 89V93H54V89L53 88H55ZM63 86V87H62ZM110 86V87H109ZM125 86H126V88H127V91H128V94H125L127 97H124L125 95H123L125 92L127 93V91H125L126 89H125ZM262 86H264V84H261V83H259L257 86H256V91L260 94L261 93V88H262ZM3 87H5L4 88V90L2 89ZM9 87V88H8ZM14 87V88H13ZM60 87V88H59ZM79 87V88H78ZM111 87L112 88H114V90H112L111 89ZM152 87V89H154ZM157 87H156V89H157ZM181 87V88H182ZM194 87V89L193 90H191L192 88ZM26 88V89H25ZM28 88V89H27ZM39 88V89H38ZM47 88V89H46ZM48 88H52V91L51 90H49ZM64 88V89H63ZM95 87H93L92 89H94ZM200 88V89H199ZM12 91H11V90ZM38 89V90H37ZM46 89V90H45ZM65 89H67V92H69V95L71 96V94L73 93V94H75L76 92H78V94H75V95H72L71 97L72 98H70L69 99V97H68V94H67V92H65L66 90ZM81 89H83L84 91H82ZM110 89L112 90V91H115V96H114V92L112 93V95H108V93L110 92ZM121 89H122V91L124 92V93H122L121 92ZM135 89H136V87H135ZM156 89H154L153 90V93L154 94H156ZM196 89H198V90H196ZM260 89V90H259ZM22 90V89H21ZM28 90V91H27ZM41 90H43V91H41ZM62 90V91H61ZM65 90V91H64ZM90 90V91H89ZM97 90V91H96ZM37 92V94H36V92ZM41 91V92H40ZM47 91H49V92H47ZM93 91V90H92ZM200 93H199V92ZM202 91V92H201ZM24 92V91H23ZM22 91H21V94L23 93ZM40 92V93H39ZM50 92H52V93H50ZM65 93L64 95L62 94V93ZM84 92V93H83ZM198 92V93H197ZM256 92V96H255V98H254V100L252 101V107L253 108H262V105H263V107H264V95L263 94H260V96L261 97H259L258 95V93ZM46 93V94H45ZM47 93H49L48 95H47ZM79 93H81V95L79 94ZM83 93V94H82ZM120 93H122V94H120ZM197 93V94H196ZM201 93H203V94H201ZM16 94V95H15ZM36 94V95H35ZM57 94V95H56ZM85 94H87V96L85 95ZM105 94L106 95H108V97L107 98H105ZM119 95V97H116V96H118ZM13 95V96H12ZM23 95V94H22ZM30 95V94H29ZM42 95V96H41ZM50 95V97H48ZM79 96V97H77V96ZM85 97H84V96ZM121 95H122V97H121ZM200 95V96H199ZM202 95H204V96H202ZM19 96V95H18ZM62 96V97H61ZM76 96V97H75ZM81 96H83V97H81ZM89 96V97H88ZM111 96H113L112 98H111ZM129 96V97H128ZM263 96V97H262ZM42 97V98H41ZM81 97V99L83 100V102H80L79 100V98ZM104 99V102H103V99ZM110 97V98H109ZM121 97V98H120ZM130 97H131V101L129 100L130 99ZM140 97H142V98H140ZM199 97V98H198ZM201 97V98H200ZM38 98H39V100H38ZM53 100H52V99ZM61 98V99H60ZM86 98H87V100H86ZM89 98V99H88ZM98 98H99V100H98ZM102 100H101V99ZM113 98H115V99H113ZM127 98H129V99H127ZM133 98V99H132ZM206 99V100H204V99ZM257 98V99H256ZM10 99V101L8 102V100ZM107 99H109V100H107ZM110 99H111V101H110ZM113 99V100H112ZM130 102V103H128V101ZM144 99V100H143ZM200 99V100H199ZM256 99V100H255ZM66 100V101H65ZM76 100H78V105L80 104V106H76L77 105V103H74V105H73V102L74 101H76ZM81 100V101H82ZM87 102H86V101ZM124 100V101H123ZM127 102H126V101ZM141 100H142V102H141ZM146 100V101H145ZM202 100H204L203 102H202ZM4 101H6V102H8V103H5ZM52 102V104H50L51 102ZM55 101V102H54ZM67 101H69V102H67ZM91 101V102H90ZM101 101H102V103H101ZM109 101V102H108ZM120 101V102H119ZM121 101H123V102H121ZM134 101V102H133ZM208 101V102H207ZM10 102H11V106H8V105H10ZM46 102V103H45ZM60 102V103H59ZM68 103V105H67V103ZM77 102V101H76ZM85 102V103H84ZM90 104H89V103ZM95 102V103H94ZM109 103V105L108 104H106V103ZM155 102V103H154ZM201 102V103H200ZM38 103V102H37ZM37 103H35L36 105H39V103L37 104ZM65 103V104H64ZM101 103V104H100ZM105 103V105H103ZM122 105H121V104ZM134 104V107H133V104ZM144 105H143V104ZM208 103V104H207ZM3 104V105H2ZM15 104H16V100H15ZM45 104V105H44ZM52 107V110H51V107H49V109H48V106L49 105ZM61 104H62V106H61ZM73 105V107H74V109L73 108H71V106ZM82 104V105H81ZM92 104V105H91ZM94 104V105H93ZM204 104V105H203ZM205 104H206V106H205ZM7 105V106H6ZM17 105V104H16ZM57 105H59V106H57ZM66 105V106H65ZM69 105H70V109H71V111L69 110ZM98 105V106H97ZM102 105L104 106V107H102ZM108 105V106H107ZM117 105V106H116ZM126 106V108H125V106ZM127 105H128V108H136V113H134V111H133V109L131 108V112L129 111L130 109H128L127 108ZM210 105V106H209ZM46 106H47V108H46ZM65 108H64V107ZM131 106V107H130ZM257 106V107H256ZM39 107V106H38ZM56 107V108H55ZM77 107H79V108H77ZM99 107H101V108H103V109H101V108H99ZM105 107H106V109H105ZM109 107H112V108H110V114H108V111H109ZM81 108H82V110H81ZM86 108V109H85ZM125 108V109H124ZM4 109V110H3ZM12 109V110H11ZM62 111H61V110ZM77 109V110H76ZM101 109V110H100ZM105 109V110H104ZM115 109V110H114ZM124 109V110H123ZM126 109H128L127 111H126ZM140 111V109H142L141 110V112H139L138 113V110ZM10 110V111H9ZM48 110V111H47ZM58 110H60V114H63V115H60V114H58V115H56L55 113H56V111H57V113H59V111ZM65 110V112H63ZM66 110H67V112H66ZM73 110H75V111H78V113L76 114L75 113V111L74 112H72ZM103 110V111H102ZM112 110H113V112H112ZM117 110H118V113H116L117 112ZM124 112H122V111ZM143 110H145L144 112H143ZM50 111H52V112H50ZM55 111V112H54ZM70 113H69V112ZM84 111V112H83ZM105 111H107V114H106V112ZM116 111V112H115ZM121 111V112H120ZM126 111V112H125ZM215 111H218V112H215ZM9 112H12V114H14L15 113V117H14V120H12L11 118H13V117H11L10 115H12V114H10ZM45 112L47 113L46 115H47V117H48V119H49V117H51L52 115L54 116V121H53V119H50V120H48L47 119V117H45L46 115H45ZM49 112V113H48ZM102 112H103V114H102ZM116 114H115V113ZM128 112H130L129 114H127ZM133 112V113H132ZM8 113H9V116H8ZM40 113H42V114H40ZM50 113H51V115H50ZM68 114V115H66V114ZM71 113H73V114H71ZM106 114V116H105V114ZM112 113H114V114H112ZM123 113V114H122ZM127 115H126V114ZM141 113H144V115H145V118H142V114ZM219 114V116H218V114ZM38 114H39V116L40 117H42L41 119H42V121H41V119L39 120V116H38ZM56 116H55V115ZM101 114V115H100ZM119 115L120 114V117H119V119H117V116L116 115ZM131 114H132V118H131ZM107 115H110V116H112V115H114V116H112V117H109V116H107ZM124 115V116H123ZM133 115L134 116H136V117H133ZM1 116H3V117H1ZM32 116V115H31ZM43 116H44V119H46V120H43ZM57 116H58V118H57ZM123 118H122V117ZM139 116V117H138ZM147 116V117H146ZM218 116V117H217ZM19 117H21V119H24V118H27L28 117V119H30L28 122H26L27 120H25V122L22 124L21 123V125H19L20 124V122L22 121H24V120H19L20 118ZM23 117V118H22ZM34 117H35V121L38 119L39 121H41V123H43V125H44V123H45V125L43 126V129H42V127H40V123H39V121L37 122L38 123V125L36 124V122L34 121ZM60 117V118H59ZM98 117V118H97ZM102 117H103V119H102ZM105 117V118H104ZM106 117H108L107 119H106ZM126 117H129L128 118V120H127V118ZM144 117V116H143ZM18 118V119H17ZM51 118H53V117H51ZM61 118H64L63 120L61 119ZM120 118H121V120H122V124H121V121H120ZM131 118V119H130ZM147 118H149V120L150 119H152L151 121H149ZM154 118H155V120H154ZM56 119V120H55ZM58 119V120H57ZM87 119V120H86ZM95 119H97V120H95ZM99 119V120H98ZM109 119V120H108ZM110 119H111V123L109 122L110 121ZM120 122V123H118V121ZM137 119H141V120H138V122H137ZM144 119V120H143ZM51 120H52V122L54 123L55 122V124H53L52 125V123H51ZM60 120V121H59ZM67 120V121H66ZM107 120V121H106ZM113 120V121H112ZM125 120V122H126V124H127V127H129L128 128V130H124L125 128H126V124L124 125L123 123H125V122H123ZM130 120V125H129V123H128V121ZM143 120V121H142ZM147 120H148V122H147ZM218 120V119H217ZM16 121V122H15ZM19 121V122H18ZM33 121H34V123H33ZM46 121V122H45ZM49 121V122H48ZM63 121H64V123H63ZM97 121V122H96ZM104 123H103V122ZM136 121V122H135ZM140 121V122H139ZM142 121V122H141ZM147 123H146V122ZM152 121H155L156 123H152ZM47 122H48V124H47ZM92 124H91V123ZM113 122H115V125H114V123ZM135 122V123H134ZM149 122H151V123H149ZM9 123H10V126H15L16 125V127L15 128H13L12 130V133H11V127H10V129H8L7 127L8 126H6V125H9ZM29 123H31L30 125H28ZM73 123V124H72ZM90 123V125H88ZM102 123L104 124V125H102ZM105 123L107 124L106 125V127H104L105 126ZM108 123L109 124H111L110 125V127H108L109 125H108ZM145 123L146 124V128L144 127V125L143 124ZM150 125H149V124ZM222 123V122H221ZM25 124V125H24ZM33 124V125H32ZM36 124V126H34ZM46 124H47V126H46ZM95 124V125H94ZM118 124V125H117ZM131 124H133V125H131ZM134 124H135V126L136 127H138V128H136L135 126H134ZM139 124V125H138ZM22 125L24 126V128L22 127ZM26 125H28V128H26L25 129V127H26ZM63 125V126H62ZM72 125V126H71ZM88 125V126H87ZM101 125V126H100ZM123 127V129L121 130V126ZM148 125V126H147ZM221 125V126H220ZM42 126V125H41ZM45 126L47 127L46 128V130L48 131H45ZM49 126H50V129H49ZM51 126H54V128L53 127H51ZM80 126V127H79ZM96 126V127H95ZM104 128H103V127ZM118 126V127H117ZM131 126H133V128H135V129H133V128H131ZM155 126V127H154ZM0 127V129H2ZM20 127H21V129H20ZM31 127H34L33 128V130H31ZM38 129H37V128ZM57 127V128H56ZM60 127V129L62 130V129H64V131H61L60 129H58ZM76 127H79V128H76ZM101 127V128H100ZM114 127V129H112V128ZM115 127H117V128H119V131H118V129L117 128H115ZM143 128V131H142V128ZM150 127H151V129H150ZM18 128L20 129V130H22V128H23V132L25 133V134H27L26 136H25V140L23 141V139H24V133L23 132H20V130H18ZM30 128V129H29ZM41 128V129H40ZM51 128H53L52 129V131H53V133H51L52 131H51ZM67 128V129H66ZM99 128V129H98ZM103 128V129H102ZM106 128H110V130L112 129L114 132H113V134L112 133H109V132H112V130L110 131L109 129H108V131L106 130ZM131 128V130L133 131H131L130 130V132H129V129ZM139 128H141V129H139ZM148 131H146V132H144V130L145 129ZM153 128H155L156 129V131L153 129ZM159 128V129H158ZM171 128V129H170ZM14 129H15V131H14ZM31 130L30 132H29V130ZM34 129H37V130H39V132L37 131V130H35V133L39 136V138H41L42 137V139L40 140V139H37L38 138V136H36V135H33L32 136V134L34 133ZM74 129V130H73ZM83 129V130H85V131H81V130ZM86 129H88L89 131H91V132H87V130ZM97 129H98V131H100V130H102V133H104V134H101V131L98 133L97 132V134H96V132L95 131H97ZM127 129V128H126ZM7 130H8V132H10L12 135H13V137H12V135H10V133H6L7 132ZM10 130V131H9ZM20 133H22L23 135L21 136V134H19V132ZM42 130H44V132H46V133H44ZM56 130V131H55ZM59 130V131H58ZM77 130H79V131H77ZM141 130V131H140ZM153 130H154V132H153ZM223 130V129H222ZM17 131V132H16ZM33 131V132H32ZM37 131V132H36ZM40 131H42V132H40ZM51 131V132H50ZM60 131H61V133H60ZM95 133H94V132ZM104 131V132H103ZM108 132V134H107V136H105L106 135V133L105 132ZM118 131V132H117ZM125 131H127V132H125ZM139 131V132H138ZM150 131H151V133H150ZM159 131H160V133H159ZM224 131V130H223ZM234 131V130H233ZM16 132V133H15ZM64 132V133H63ZM81 132L83 133L82 135H81ZM116 132V133H115ZM121 134H120V133ZM132 132V133H131ZM137 132V133H136ZM141 132V133H140ZM142 132H144V134H142ZM152 132H153V135L151 136L150 134H152ZM160 134V137L158 136V134ZM167 134H166V133ZM169 132V133H168ZM172 132V133H171ZM220 132V131H219ZM3 133V134H2ZM5 133H6V135H5ZM18 133V135H16ZM30 133H32L31 134V136L32 137H35L36 138V140H35V138L33 139V140H35L34 142H33V140L32 141H30L31 140V136H30ZM47 133H49L48 134V136L49 137H46L47 136ZM59 133V134H58ZM69 133H71V134H69ZM73 133V134H72ZM77 133V134H76ZM79 133H80V135H79ZM86 133V134H85ZM89 133V134H88ZM90 133H91V135H90ZM92 133H94V134H92ZM129 133H131L132 134V137H131V135L129 134ZM149 133V135H147ZM156 135H155V134ZM174 133V134H173ZM15 134V135H14ZM45 136H44V135ZM54 135V137H52V135ZM58 134V135H57ZM65 136H64V135ZM68 134V135H67ZM101 134V135H100ZM114 134H116L115 135V138H113L114 137ZM117 134H118V136H117ZM123 134V135H122ZM127 134V135H126ZM130 136H129V135ZM139 134V135H138ZM147 136H146V135ZM168 134H171L172 135V137H170ZM225 134H224V136H225ZM6 137H4V136ZM9 137H8V136ZM59 135H61L60 137H59V139L61 138V139H63V142H66V143H68L69 142V145H72V147L76 150V151H78L79 150V152H77V155H78V153H80V154H82L83 153V151H84V149L83 148H86L85 146L88 144V141L89 140H92L93 142L95 141L96 142V146H94V147H90L91 149H89V148H86L85 149V151L84 152H86V150L88 151L87 153H88V156H89V158H88V156H85L84 157V154H82L83 156V158H85V160H83V158L81 159V155L79 154L78 156H79V159L77 158V155L75 154V152L74 151H72L73 152V156H74V158H77V160H76V163L78 164V166L76 165H74V163L71 165V164H69V165H65V168H66V166H67V170H68V167L70 168V170H68L69 172H67V170H65V168L64 167H61L62 168V170H64L65 171V174L63 173L62 174V170L60 169V168H58L57 166V163L56 162H53V161H51L52 163H55V165H57V166H55L56 167V169L58 168V169H60V171H58V173L56 174V173H54V172H56V170H54L53 169V173H52V171H51V173L52 174H50L49 173V168L51 167V162H49L50 163V166L49 167H47L48 165H47V163H46V161H47V159L48 158H52V159H54V158H56V155L55 154H57L56 152L54 153V151H56L55 149L57 148H55V146H52V145H50L51 144V139H52V141H53V138H55L54 139V141L56 142H62V140H58L57 139V137L59 136ZM86 135V136H85ZM92 135L94 136V137H92ZM98 135H99V137H98ZM104 136V138H103V136ZM113 135V136H112ZM123 137H122V136ZM124 135H125V137H124ZM141 135V136H140ZM174 135V136H173ZM179 135H181L182 136V138H181V136L179 137ZM227 135V134H226ZM19 136V137H18ZM45 138H44V137ZM51 136V137H50ZM56 136V137H55ZM69 136H71V139H72V141H71V139L69 138L68 139V137ZM73 136V137H72ZM89 136V137H88ZM97 136V137H96ZM112 136V137H111ZM129 136V137H128ZM137 136H139V137H137ZM146 136V137H145ZM157 138H156V137ZM235 136V135H234ZM234 136H232L233 138L232 139H234V140H232V142H237V140H235V138H234ZM235 136V137H236ZM240 136H239V138H240ZM11 137V138H10ZM20 137H21V139H22V144H21V139H20ZM30 139H29V138ZM85 137H88V138H90V139H88V141H87V144H85L84 142H86V140H87V138H85ZM100 137H101V139H100ZM109 137H111L110 139H109ZM122 137V138H121ZM131 137V139H129L128 140V138H130ZM135 137H137V138H135ZM150 137V138H149ZM151 137H153V138H151ZM170 137V138H169ZM175 137V138H174ZM176 137H178V138H176ZM261 137V138H260ZM9 138V139H8ZM20 140L19 142H18V139ZM27 138L29 139L28 141H27ZM49 138H51V139H49ZM100 139V143L99 144H97V142H99L98 141V139ZM107 138V139H106ZM119 138H121V140L119 139ZM127 138V139H126ZM144 138V139H143ZM159 138V139H158ZM183 140V141H180L179 143H178V141L180 140ZM230 138H231V136H230ZM259 138V139H258ZM44 139H47V140H44ZM65 139H67V140H65ZM85 139V141H83ZM103 139V140H102ZM105 139H106V142H105ZM112 139H114V140H112ZM117 139V140H116ZM119 139V140H118ZM135 140V144H134V141L133 140ZM136 139H137V142H136ZM139 139L141 140L140 141V143H139ZM150 139V141H154V143H152V142H150V141H148ZM158 139V140H157ZM176 139H178L177 141H176ZM263 139V140H262ZM15 140V141H14ZM39 140L40 141H42V142H44V143H40L39 142ZM79 140H80V142H81V140L83 141L82 143H84V144H82V143H80V146H79ZM97 140V141H96ZM107 140H108V142H110V143H108L107 142ZM132 140V141H131ZM155 140L156 141H158V142H155ZM160 140V141H159ZM223 140V141H222ZM225 140H227V141H225ZM16 141L18 142V146L16 145L17 143H16ZM27 141V142H26ZM36 141H37V145H36ZM48 141V142H47ZM114 141V142H113ZM117 141V142H116ZM122 141H124L123 143H122ZM143 141V142H142ZM243 141H244V143H243ZM24 142V143H23ZM26 142V143H25ZM28 142H30V144L28 143ZM32 142V143H31ZM55 142H52V144H55ZM56 142V143H57ZM75 143V147L73 146L74 145V143ZM91 141H89V143H90ZM127 142H129V143H133V144H129V143H127ZM143 144H142V143ZM148 142H150V143H148ZM186 142V143H185ZM223 142V143H222ZM14 143H15V145H14ZM19 143H20V146H19ZM28 143V144H27ZM34 143H35V145H34ZM48 143H50V144H48ZM112 143V144H111ZM138 143V144H137ZM161 143V144H160ZM188 143V146L186 145V148H187V150H186V148H184L185 147V144H187ZM213 143H214V145L215 146H213ZM238 143H236V144H238ZM10 144V145H9ZM26 146H25V145ZM38 144H40V145H38ZM45 144V146H47V147H43V145ZM103 144L105 145L104 146V149H105V152H102V151H104V149H103ZM108 144V145H107ZM111 144V145H110ZM140 144V145H139ZM148 144H149V146H148ZM152 144V145H151ZM155 144H157V146L155 147ZM184 144V147H182V146H180V145H183ZM193 144H195L194 145V147H190L191 145L193 146ZM221 144H223V145H221ZM227 144H229V143H226V145ZM241 144V143H240ZM241 144V145H242ZM22 145H24L23 147H22ZM28 145H30L29 146V148H28ZM42 145V146H41ZM78 145V146H77ZM113 145V146H112ZM133 147H132V146ZM241 145H240V147H241ZM4 146H7V147H4ZM18 147V149H20L21 147H22V149L21 150H19V152L18 151H15V152H17V153H15L14 151V154H13V152L11 151V147H12V150L14 149H17V148H13V147ZM33 146H36V147H34L33 148ZM42 147L43 149H41V148H38V147ZM77 146V147H76ZM83 146V147H82ZM110 146V147H109ZM113 148H112V147ZM162 146V147H161ZM166 146H167V148H166ZM170 148H169V147ZM172 146V147H171ZM206 146H207V148H206ZM228 146V145H227ZM227 146H226V149H227ZM239 146V145H238ZM242 146H244V145H242ZM49 147H50V149L52 148V150L50 151V149H49ZM97 147V148H96ZM100 147V148H99ZM108 149H107V148ZM116 147H118V148H116ZM120 147H122V151H120L121 150V148ZM127 147V148H126ZM130 147V148H129ZM159 147V148H158ZM179 147V148H178ZM180 147H181V149H180ZM199 147H201V148H203L204 149V151L205 152H201L200 153V149H199ZM211 147H215L214 149L213 148H211ZM234 147H236L237 148V146H234ZM246 147H244V148H242L244 151H247V150H249V149H246ZM9 149L10 150V152L11 153H8L9 151L7 150V149ZM24 148H25V150H26V152H25V154L23 153V150H24ZM38 148V149H37ZM45 148H47V149H45ZM72 148V149H73ZM94 148H95V150H94ZM116 149V150H112L111 151V149ZM144 148V149H143ZM155 148H157L156 149V151H155ZM161 148V152H160V149ZM165 148V149H164ZM171 148H174V149H171ZM177 148H178V150H177ZM190 148H191V151H195V153L193 154L192 152H190ZM219 148V147H218ZM224 148H225V146H224ZM224 148H223V150H224ZM233 148V147H232ZM4 149H5V151H4ZM30 149V150H29ZM33 149V150H32ZM39 149H41L40 151H39ZM45 149V150H44ZM80 149H81V151H80ZM99 149V150H98ZM123 149H124V152H123ZM132 149V150H131ZM155 151H153V150ZM164 149V150H163ZM193 149H196V150H193ZM197 149H199L198 151H197ZM202 149V150H203ZM206 149V150H205ZM208 149V150H207ZM210 149V150H209ZM225 149V150H226ZM241 149V150H242ZM31 151H33V152H31V154H30V152ZM36 150H38V151H36ZM91 150V152L92 153H90L89 151ZM93 150V151H92ZM97 150L99 151V152H97ZM128 152H126V151ZM129 150V151H128ZM136 150V151H135ZM166 150V151H165ZM178 152H177V151ZM201 150V151H202ZM217 150V151H216ZM233 150H235V149H233ZM238 151L240 150V149H237ZM242 150V151H243ZM8 151V152H7ZM21 151H22V153H21ZM35 151V152H34ZM45 151H47V152H45ZM50 153H49V152ZM95 151V152H94ZM101 151V152H100ZM149 151V152H148ZM164 151V152H163ZM172 151V152H171ZM206 151H208V153H206ZM211 151V152H210ZM214 151H216L215 153H214ZM27 152H29V154H27ZM37 152V155L35 156V153ZM39 152V153H38ZM45 152V153H44ZM52 152V153H51ZM71 152V151H70ZM70 152H69V154H68V156H71V154H70ZM71 152V153H72ZM82 152V153H81ZM93 152H94V155H93ZM109 152V153H108ZM126 152V153H125ZM152 152V153H151ZM166 152V153H165ZM171 154L170 155V158H169V154ZM197 152H199V154H196ZM229 152L228 153H226V151H225V153L226 154H229ZM256 152V153H257ZM261 152V153H260ZM33 153V154H32ZM41 153H43V154H41ZM98 153H100V154H98ZM120 153V154H119ZM121 153H124V154H121ZM134 153H135V155H134ZM154 153V155L152 156V154ZM160 154V156H159V154ZM162 153V154H161ZM204 153H206V154H204ZM215 155H213V154ZM6 154V155H5ZM15 154H17V155H15ZM21 155V157H20V155ZM40 154V155H39ZM90 154L92 155V156H90ZM103 154V155H102ZM105 154V155H104ZM127 154V155H126ZM151 154V155H150ZM193 154V155H192ZM195 154L197 155V157H196V162H195V160H194V158L195 157H193V156H195ZM212 154V155H211ZM224 154V153H223ZM241 154V151H240V153L238 154V155H240ZM245 154L247 155V156H245ZM27 155V156H26ZM32 156V158H30L31 156ZM34 155V156H33ZM87 155V154H86ZM96 155V156H95ZM102 155V156H101ZM119 155H122V157H120ZM148 155H150V156H148ZM156 155V156H155ZM168 155V157L166 158V156ZM192 155V156H191ZM198 155H201V156H199L200 157V159H199V157H198ZM206 155V156H205ZM234 155V156H235ZM252 155H253V153H252ZM252 155H251V157H250V159H253L252 158ZM1 156V155H0ZM2 156V157H3ZM26 156V158H29L28 160H29V162H27L28 160H26V158L25 159H23V162H22V158H24ZM50 156V157H49ZM73 156H71L70 158H72ZM97 156H98V159H97ZM101 156V157H100ZM151 156H152V158H151ZM158 156V157H157ZM203 156V157H202ZM254 156H257V154L256 155H254ZM92 157V158H91ZM96 157V158H95ZM117 157H118V160H115V159H117ZM161 157H163V158H165V159H163L162 160V158ZM189 157H193V158H189ZM208 157V158H207ZM216 157H217V159H216ZM225 157V156H224ZM246 157V158H245ZM260 157V156H259ZM263 157H264V155H263ZM45 158H47L46 160H44ZM92 160H91V159ZM136 158V159H135ZM161 158V159H160ZM191 159V162H190V160L189 159ZM203 158V159H202ZM211 158V159H210ZM6 159V160H7ZM36 159V160H35ZM38 159V160H37ZM39 159H43L44 161H40ZM52 159H50V160H52ZM86 159H87V161H86ZM94 159V160H93ZM148 159V160H147ZM153 159V160H152ZM154 159H156V161L154 160ZM169 159V160H168ZM193 159V160H192ZM202 159V160H201ZM207 159H208V161L209 162H206L207 161ZM210 159V160H209ZM236 160V163H235V160ZM239 159V160H238ZM245 160V162H244V160ZM26 160V161H25ZM33 160H35L36 162H34L33 163ZM49 160V161H50ZM80 160V161H79ZM104 160V161H103ZM143 160V161H142ZM160 160V161H159ZM166 160V161H165ZM184 162V161H186L185 163V167L184 166H182V165H184V163L182 164L181 162L182 161ZM205 162H204V161ZM220 160H222V159H220ZM16 161H17V163H16ZM83 162V164H82V162ZM86 161V162H85ZM89 161H90V163H89ZM93 162V164H91L92 162ZM98 161V162H97ZM101 162V165H100V162ZM110 161H112V162H110ZM136 161V162H135ZM181 161V162H180ZM238 161V162H237ZM251 160H249V162H250ZM39 162V163H38ZM40 162H41V164H40ZM43 162H44V164H43ZM48 162V161H47ZM78 162H81V163H78ZM85 162V163H84ZM105 162H106V164H105ZM124 163V165H123V163ZM138 162V163H137ZM192 162H193V164H192ZM200 162V163H199ZM203 162V163H202ZM225 162V163H226ZM243 162V163H242ZM248 162V161H247ZM22 163H23V165H22ZM27 163H28V165H27ZM46 163V164H45ZM75 163V164H76ZM98 165H97V164ZM105 165H104V164ZM121 163V164H120ZM136 163V165H133V164H135ZM149 163V164H148ZM154 163V164H153ZM156 163V164H155ZM175 163V164H174ZM177 163H178V165H177ZM180 163V164H179ZM190 163H191V165H190ZM196 163V166H197V168H194V167H196V166H194V164ZM206 163V164H205ZM238 163V164H237ZM240 163V164H239ZM31 164H35L34 165V167H36V168H34V169H32V167H33V165H32V167L30 168V166H31ZM37 164V165H36ZM43 164V165H42ZM81 164V165H80ZM88 164H89V167H87L88 166ZM147 164V165H146ZM182 164V165H181ZM202 164L205 166V168H202ZM227 164V163H226ZM231 164V165H230ZM253 165L252 167L253 168H250V170H249V167H250V165ZM13 165H16V167L15 166H13ZM92 165V166H91ZM100 165V166H99ZM103 165V166H102ZM201 165V166H200ZM236 165V166H235ZM13 166V167H12ZM25 166L27 167L28 166V168H29V171H28V169L27 168H25ZM46 166V167H45ZM62 166V165H61ZM64 166V165H63ZM71 166H74V168H71ZM83 166V167H82ZM84 166H85V168H84ZM91 166V167H90ZM99 166V167H98ZM118 166V167H117ZM141 166H143V167H141ZM178 166H180L179 168H178V171H177V168L176 167H178ZM203 166V167H204ZM230 166V167H229ZM18 167V168H17ZM21 167V168H20ZM53 167H54V165H53ZM76 167V168H75ZM115 167H117V168H115ZM166 167V168H165ZM170 169H169V168ZM200 167H201V169H200ZM12 168V169H11ZM14 168H16L15 169V171H14ZM49 170H48V169ZM81 168H82V170H81ZM123 168L125 169V168H129L130 170H129V172H128V174H127V176H128V181H126L127 182V184H126V182H123V181H121L120 179H119V177H117V175L123 170ZM174 170H173V169ZM185 169L184 171H183V169ZM227 168H228V170H227ZM0 169H1V167H0ZM11 169V170H10ZM25 169V170H24ZM27 169V170H26ZM57 169V170H58ZM85 169V170H84ZM93 169V170H92ZM115 169V170H114ZM119 169V170H118ZM163 169L166 171H163ZM172 169V170H171ZM191 170V169H193V173H194V175H196V176H194L193 175V173L192 172H190L189 173V170ZM196 169V170H195ZM199 169H200V171H199ZM203 169H205V170H203ZM254 172H256L257 171V169H260V170H258L257 171V173H252L253 171ZM4 170V171H3ZM9 170V173L7 174V172L6 171H8ZM87 170V171H86ZM134 170V171H133ZM167 170H169L170 172L167 174ZM195 170V171H194ZM198 170V171H197ZM206 170H208L210 173H208V171H206ZM249 170V171H248ZM11 171V172H10ZM20 171H25L26 172V174L24 173V172H20ZM62 171V172H61ZM162 171H163V173H162ZM172 171L175 173V176H172V175H174V173L173 174H171L170 175V173H172ZM196 171H197V174H196ZM206 171V172H205ZM220 171L222 172V174H221V176H220ZM246 171H248V172H251L253 175H255L254 176V178H252V175H251V177H250V174L251 173H249V175L247 174V176H249L250 178H248V179H246L247 177H246ZM19 172L21 173V174H19ZM32 172V173H31ZM60 172H61V174H60ZM71 172V173H70ZM79 172V173H78ZM93 172V173H92ZM145 172V173H144ZM165 172V173H164ZM262 172V173H261ZM22 173H24V176H22L23 174ZM28 173V174H27ZM66 173H70L69 175H67ZM87 173H88V176H87ZM116 173V174H115ZM146 173L149 175V176H147L146 175ZM192 173V174H191ZM198 173H200V175L198 174ZM226 173V174H225ZM229 173V174H228ZM245 173V175H243ZM5 174V175H4ZM30 174H31V176H30ZM33 174V175H32ZM113 174H115V175H113ZM143 174H145V175H143ZM162 174H165L164 175V177H163V175ZM180 174V175H179ZM204 174V176L206 177V179L207 180H205L204 178L205 177H201L202 175ZM208 174V175H207ZM219 175V178L217 179V177H218V175ZM7 175V176H6ZM19 175H20V177H19ZM25 175H26V178H25V181H23L24 180V177H25ZM28 175V176H27ZM63 176V177H65V175H67L64 179H61L62 177H59V176ZM136 175V176H135ZM139 175H143L142 177L143 178H141V176H139ZM178 175V176H177ZM210 175H211V177H210ZM11 176H13L12 178H11ZM30 176V177H29ZM80 176H81V178H80ZM131 176H133V177H131ZM138 176V177H137ZM148 178H146V177ZM152 176H155V177H153V180H151L152 179ZM171 176V177H170ZM184 176V177H183ZM192 176V177H191ZM199 176V177H198ZM207 176H209V178H212V179H209ZM242 176H245L244 177V181L242 180ZM110 177V178H109ZM112 177H114V178H112ZM134 177H136L135 178V180H134V182L132 181V179H134ZM166 177H168V178H166ZM177 179H175V178ZM181 177V178H180ZM198 177V178H197ZM223 177V178H222ZM15 178H16V180H17V183H16V180H15ZM59 178L61 179V181H58L59 180ZM84 178V179H83ZM141 180H140V179ZM163 178H165V179H167L166 181L163 179ZM173 178V179H172ZM222 178V179H221ZM1 179H2V181H1ZM14 179V180H13ZM70 179V180H69ZM82 179V180H81ZM169 179H170V184H169ZM192 179V180H191ZM203 179V180H202ZM215 179V180H214ZM216 179H217V181H216ZM251 179V180H250ZM14 181V185H12L13 183V181ZM26 180H28V182L26 181ZM30 180V181H29ZM35 180V181H34ZM79 180V181H78ZM203 182H202V181ZM212 180V181H211ZM245 180H248V181H245ZM58 181V182H57ZM92 181V182H91ZM107 183H106V182ZM110 181V182H109ZM111 181H112V183H111ZM115 181V182H114ZM162 181V182H161ZM200 181H201V183H200ZM219 181H220V183H219ZM250 181H252V183L250 182ZM1 182H3V183H1ZM11 183V185H10V183ZM27 182V183H26ZM86 182V183H85ZM103 182H105V183H103ZM113 182L116 184H113ZM118 182V183H117ZM139 182H142V185L144 186V188H143V186L141 185V183H139ZM148 182H149V184H148ZM152 182V183H151ZM157 182V183H156ZM160 182V183H159ZM165 182V184H163L162 186H164V187H166V184L168 183L169 185H167V186H169V187H171V188H169L168 189V187H166L168 190H166V188H163V187H161V186H159V185H161L162 183H164ZM171 182H174V184L172 183V185H171ZM183 182V183H182ZM208 182V183H207ZM217 182V183H216ZM246 182V183H245ZM248 182H249V184H248ZM8 183H9V185H8ZM137 183V184H136ZM138 183L140 184V185H138ZM151 183V184H150ZM188 183V184H187ZM192 183V184H191ZM201 185H200V184ZM208 185H207V184ZM214 183V184H213ZM222 183V184H221ZM25 184V185H24ZM94 184V185H93ZM158 184V185H157ZM183 184V185H182ZM189 187H187L186 185ZM189 184L191 185V186H189ZM217 184V185H216ZM245 184V185H244ZM249 185L250 187H248L247 185ZM111 185V186H110ZM125 185V186H124ZM185 185V186H184ZM212 185V186H211ZM59 186V187H58ZM109 186V187H108ZM120 186V187H119ZM200 187V189H199V187ZM205 186H207V187H205ZM218 186L220 187V188H218ZM240 186H242V187H240ZM243 186H244V190H242V189H240V188H243ZM246 186V187H245ZM254 186V187H253ZM5 187V188H4ZM35 187H37V189L35 188ZM43 187V188H42ZM44 187H46V188H44ZM71 187V188H70ZM99 187V188H98ZM100 187H102V188H100ZM115 187V188H114ZM139 187H141V188H139ZM148 187V188H147ZM151 187V188H150ZM162 189H164V190H160L161 188ZM176 187V188H175ZM203 187V188H202ZM206 189H205V188ZM252 187V192H251V190L250 191H248V189H250ZM139 188V189H138ZM178 188V189H177ZM198 188V189H197ZM8 189H9V191H8ZM82 189V190H81ZM128 189V190H127ZM130 189V190H129ZM136 189H137V191H136ZM177 189V190H176ZM237 189H239V192H236V190ZM246 189H247V191H246ZM63 190V191H62ZM133 190V191H132ZM141 190V191H140ZM253 190L255 191V192H257V193H255V192H253ZM258 190H259V192H258ZM58 191V192H57ZM63 193H62V192ZM65 191V192H64ZM100 191V192H99ZM150 191H151V193H150ZM155 191H157L159 194H157ZM168 191H169V193H168ZM222 191H224V194H225V192H226V194L224 195L223 193H222ZM238 191V190H237ZM7 192H8V194H7ZM10 192V193H9ZM105 192H107L108 194L109 193H111V194H109V195H113L112 196V198H110V197H106V196H108L107 195V193H105ZM136 192V193H135ZM162 192V193H161ZM165 194H164V193ZM167 192V193H166ZM210 192H212L211 194H210ZM231 192H232V194H231ZM243 192V193H242ZM248 192V193H247ZM2 193V194H1ZM4 193L6 194V195H4ZM15 193H17V195L15 194ZM21 193V194H20ZM24 193V194H23ZM56 193V194H55ZM59 193V194H58ZM66 193V194H65ZM175 193V194H174ZM181 193V194H180ZM221 193V194H220ZM235 193V194H234ZM237 193H240V194H237ZM9 194H10V196H9ZM19 194V195H18ZM23 194V195H22ZM117 195V196H115V195ZM145 194V195H144ZM151 194V195H150ZM159 195L158 197H157V199H156V196L157 195ZM168 194H169V196H168ZM206 194H208V195H206ZM234 194V195H233ZM241 194H244V195H242L244 198H246V199H243L241 196H237V195H241ZM247 194V195H246ZM249 194V195H248ZM253 194H255V196L253 195ZM263 194V196H261V199L259 198V195H262ZM2 195H4V197L5 198H7L8 199V197L10 198V200L7 202L6 201V199L5 198H3V196ZM17 196V198H15L16 196ZM49 195V196H48ZM72 195V196H71ZM82 195V196H81ZM85 195V196H84ZM101 195H102V199H101ZM124 196V198L126 197V199L127 200H129L128 198H134L133 199V202H134V204L133 205H135L134 207H136V204H137V206H139L141 203H143V202H145V205H146V207H145V205L143 204V206H142V204L140 205V206H142V209H146V211L145 210H143V212L144 213H142L141 211L142 210H140V212H136V214H131L132 216L130 217V215H128L129 214V212H126L125 214L124 213H122V206H124V205H127V203L126 202H128V201H126V199H125V201H123L124 199H123V196ZM156 195V196H155ZM162 195V196H161ZM174 195V196H173ZM177 195V198H178V200H177V198H175V196ZM186 197V198H184V196ZM189 195H190V197H189ZM206 195V196H205ZM213 195V196H212ZM258 195V196H257ZM21 196V197H20ZM34 196H35V198H34ZM47 196V197H46ZM70 196V197H69ZM106 198H109V199H107L106 201H109L110 199H112V200H114L113 199V197L116 199V197H117V203L119 202V201H122V202H120L119 204H118V206H120V209L121 210H119V211H117V209H119V207H117V206H114V209H113V207L111 206V205H108V204H111V202H112V200H110L108 203H107V205H106V201L105 202H100V201H102L105 197ZM118 196H120V197H118ZM121 196H122V198H121ZM127 196H129V197H127ZM132 196V197H131ZM161 196V197H160ZM165 196V197H164ZM171 196H172V198H171ZM181 196V197H180ZM199 196V197H198ZM210 196H212V197H210ZM228 196V197H227ZM229 196H232L231 198L232 199H230L229 198ZM233 196H236V198L235 197H233ZM3 199H2V198ZM13 197V198H12ZM59 197H61V198H59ZM151 198L150 200H149V198ZM152 197H154V198H152ZM162 197H164V198H162ZM167 197H169V199L167 198ZM175 199H174V198ZM192 197H193V199H194V201H192L193 199H192ZM209 197V198H208ZM217 197H218V199H219V201H218V199H217ZM252 197V198H251ZM18 198H20V199H18ZM39 198V199H38ZM75 198V199H74ZM105 198V199H106ZM180 198H181V200H180ZM191 198V199H190ZM211 198V199H210ZM224 198V199H223ZM248 198V199H247ZM253 198H255L257 201L256 202H258V200L260 201V204H254L255 203V199H253ZM5 199V202H3V200ZM59 199H60V201H59ZM62 199V200H61ZM70 199V200H69ZM73 199V200H72ZM153 199V200H152ZM159 199H160V201H159ZM166 199V200H165ZM168 199V200H167ZM188 199H189V201H188ZM206 199H209L210 200V202H209V200L207 201ZM233 199H234V201H233ZM238 199H239V201H238ZM250 199V200H249ZM51 200V201H50ZM54 200V201H53ZM56 200V201H55ZM82 200V201H81ZM100 200V201H99ZM131 200V199H130ZM145 200V201H144ZM149 200V201H148ZM154 200H156L155 201V203H154ZM165 200V201H164ZM169 200H171V201H169ZM174 200V201H173ZM177 200V202H175ZM185 200V201H184ZM191 200V201H190ZM205 200V201H204ZM241 200H242V202H241ZM246 200V201H245ZM29 201V202H28ZM49 201V202H48ZM72 201V202H71ZM84 201V202H83ZM87 201L89 202V203H91L92 205H90L89 203H87ZM94 201H98V204L99 203H101V205L102 206H109V207H101V205H97V209H98V213H99V215L98 214H95V210H97L96 209V204L94 203ZM104 201V200H103ZM147 201V202H146ZM164 201V202H163ZM181 201V202H180ZM183 201H184V204L186 203L188 206H186V205H184L183 204ZM223 201V202H222ZM226 201V202H225ZM234 203V204H236L235 206L236 207H234V204L232 203V202ZM235 201L237 202V203H235ZM248 201V202H247ZM249 201H251L252 203L250 204V202ZM42 202H44V203H42ZM70 202V203H69ZM115 202V200L113 201V205H117V203ZM123 202H125L124 203V205H121ZM132 202V203H133ZM150 202H153L154 203V205H153V203H151L150 204ZM161 202V203H160ZM168 202V203H167ZM170 202V203H169ZM173 202H175V203H179V204H175V203H173ZM189 202V203H188ZM192 202V203H191ZM223 203L222 205L220 204V203ZM56 203V204H55ZM80 205V207H84L85 209H86V212H84V213H89V212H87V210L89 211H91L92 210V208H93V210L95 211L93 214L92 213H90V214H92L93 215V217H92V215H86L87 217H88V219L90 220V218H92V220L91 221H93L94 220V216H97V217H95V219L97 218V220L94 222L95 224H92V222H90L89 223V220H86L87 219V217L86 216H83V211H85V210H83L82 212H81V208H78L76 205H78V204ZM80 203H84L85 204V206L83 205V206H81V204ZM132 203H131V205H132ZM160 203V204H159ZM196 204V206H197V211L195 210V204ZM208 203H210L209 205H208ZM220 205H219V204ZM226 203V204H225ZM231 203L233 204L232 205V207L230 206L231 205ZM262 203V204H261ZM75 205V209L76 210H79V212L82 214L81 216L85 219H82V217L80 218L79 217V215H74V214H78L79 212H77L76 213V211L75 212H73V215H71V211H73V210H71V208H73V206ZM87 204H89V205H87ZM129 204V203H128ZM162 204V205H161ZM169 204V205H168ZM173 204H175L176 206H178V207H176L175 206V208H174V205ZM245 205V206H241V208H238L240 205ZM60 205H63V206H61L60 207ZM78 205V206H79ZM86 205H87V208H88V206H89V208L87 209L86 208ZM95 205V206H94ZM130 205V204H129ZM132 205V206H133ZM160 205V206H159ZM184 207H182V206ZM192 205V206H191ZM193 205H194V207H193ZM225 205H226V207H225ZM247 205H249V206H247ZM254 205L257 207L256 209L257 210H255V207H254ZM261 205V206H260ZM91 206V207H90ZM98 206H100V207H98ZM139 206V207H140ZM149 206V207H148ZM156 206V209H157V211L155 210V207ZM163 206V207H162ZM181 206V207H180ZM186 206V207H185ZM190 206V207H189ZM213 206V207H212ZM220 206V207H219ZM224 206V207H223ZM230 206V207H229ZM34 207V208H33ZM39 207V208H38ZM67 207H68V209H70L71 211L69 212L70 214H67V217L68 216H73V218L72 217H70V218H67V220L68 219H71L72 218V220H68V221H64L63 223H65V224H62L61 225V222H62V220H60V219H62L63 218V216H64V212H65V210L67 209ZM70 207V208H69ZM77 207V208H76ZM111 207V208H110ZM169 207H170V209H169ZM172 207L174 208V211L176 210V208H177V213H176V211L174 212L173 211V209H172ZM179 207H180V209H182L183 211H182V214H184L183 216H184V218H186V216L187 215H190V216H187V220H185L181 215V213H179V211H178V209H179ZM188 207H189V209H188ZM191 207H193V209L191 208ZM224 209H223V208ZM249 207V208H248ZM252 207V208H251ZM18 208V209H17ZM27 208V209H26ZM32 209V211H31V209ZM41 208V209H40ZM43 208V209H42ZM73 208V209H74ZM101 208H103V209H100ZM110 208V209H109ZM152 208H154V209H152ZM200 208H201V210H200ZM221 208V209H220ZM243 208H244V210H243ZM259 208V209H258ZM26 210V212L24 211V210ZM33 209H34V211H33ZM45 209V210H44ZM63 209V210H62ZM81 209V210H80ZM109 209V211H107ZM116 209V210H115ZM163 209H165V210H163ZM179 209V210H180ZM186 209H188V211H190V213H191V209H192V216H191V214H187V210ZM198 209L200 210L199 211V215H201L200 214V212H202L203 211V213H202V215L204 216V217H202V215H201V217L202 218H206V215L205 214H207V218H208V215L211 217L212 216V218L211 219H213V217H214V220H211V221H213V223L215 224V226H216V224H217V226L219 227V230H218V228L217 229H214V230H216L217 231V233L218 234H216L215 236L214 235H212V236H208V237H210V238H208L207 237V233H204L205 231H206V227H208L209 228V226L208 225H204V227H202V224H200V225H198V226H200V227H198V226H196V225H194V224H192V220H193V216H195V218H200V216L198 215V216H196V215H194V213L196 212H198ZM231 209V210H230ZM239 211H238V210ZM242 209V210H241ZM248 209V210H247ZM22 210L25 212V214L27 213V210H30V211H28V212H38L37 214H39L40 216H41V218H42V220H43V217L45 218L43 221H44V223H42V225L43 226H40V228L42 227V229H40L39 230V228L38 229H35V228H37V227H34L33 228V231H34V229L36 230L34 233L35 234H37L38 236H36L35 234H33V232L31 233L32 235H33V238H31L30 237V235L31 234H29V236L27 235L28 234V231H30V229L29 230H27L26 232H24V230H23V232H22V230H20L21 232V234L22 235H20L19 236V230L18 229H16L15 228V226L14 225H16V222L18 221V220H16V222H15V219H16V217H17V219H18V214H17V212L16 211H19V214L22 212ZM38 210H41L42 212H43V214L45 215V216H43L42 215V212L41 211H38ZM48 210V211H47ZM49 210H50V214H54L53 216H51V217H49L50 216V214H49ZM58 210H59V212H58ZM107 211V212H105V211ZM111 210V211H110ZM155 210V211H154ZM161 210L162 212H160V214H159V211ZM195 210V211H194ZM232 210H233V212H232ZM44 211H46L47 212V214H46V212H44ZM64 211V212H63ZM67 211V210H66ZM102 211V212H101ZM112 211H113V213H114V211L115 212H118L117 214L116 213H114V215L116 216V215H119V212L121 211V213H120V217H121V215H123V216H126V214H127V216H126V219H125V217H121L122 219V221H124L125 222V220L127 221L128 220V218L131 220L132 219V217H133V219L130 221V220H128L127 221V223L125 222V225H123L122 227H121V221L120 220H117V219H119V216L117 217L116 216V220L114 219L115 218V216L113 217V215L111 214L112 213ZM185 211H186V213H185ZM244 213H243V212ZM16 212V214L14 215V213ZM51 212H54V213H51ZM55 212H56V214L57 213H63V216L62 215H55ZM108 212H110V213H108ZM155 212H158V213H154ZM166 212H167V215L169 216V215H171V216H174L175 217V220H174V217H172L171 218V216H169V218H168V216L166 215ZM194 212V213H193ZM220 212H222V213H220ZM227 212V213H226ZM228 212H230V213H228ZM237 212V213H236ZM30 213H27L26 214V216L27 215H29ZM41 213V214H40ZM68 213V212H67ZM103 213V214H102ZM105 213V214H104ZM107 213H108V216L111 214L112 215V217H111V215H110V217H108L107 216V218L105 219L104 218V216H106L107 215ZM134 213V212H133ZM147 213V214H146ZM162 213V214H161ZM169 213H171V214H169ZM175 213V215H172V214H174ZM232 213V214H231ZM22 214V213H21ZM25 214L23 213L22 214V216L23 217H25ZM33 214V213H32ZM48 214H49V216H48ZM95 214V215H94ZM138 214V216L136 217L137 219H136V221H135V219H134V217L136 216ZM144 215V216H142V219L141 220H139V218H141V215ZM146 214V215H145ZM158 214H159V216H158ZM163 214H165V216L163 215ZM177 214V215H176ZM179 214H181L180 216H178ZM246 214V215H245ZM14 215V216H13ZM17 215V216H16ZM31 215V214H30ZM149 215V216H148ZM156 216V217H154V216ZM21 216V217H22ZM43 216V217H42ZM46 216H48V217H46ZM60 217L59 219H58V217ZM61 216H62V218H61ZM65 216H66V214H65ZM75 216V217H74ZM89 216H90V218H89ZM100 216H103V217H100ZM129 216V217H128ZM246 216V217H245ZM20 217V215H19V218H21ZM52 217H54V224L52 223ZM56 217H57V219L60 221V225L58 226V221H56L57 219H56ZM99 217H100V219H99ZM165 217H167V218H165ZM179 217V220H181V219H183V221H179L178 219H176V218H178ZM188 217L189 218H191L192 220H191V222H189V220L190 219H188ZM209 217V218H210ZM14 218V220H12ZM49 218H50V220H49ZM65 219H66V217H64ZM75 218H78V220H77V223H75L76 221H74L73 219H75ZM102 218V219H101ZM103 218H104V220H106V222H104L103 221ZM114 219V221H112L111 219ZM157 218V219H156ZM171 218V219H170ZM206 218V219H207ZM216 218H218L217 220L218 221H221V220H224L223 221V227H222V225L221 224H218L219 222L216 220ZM11 220V222H10V220ZM80 219L81 220H84L83 222L82 221H80ZM101 220V221H99V220ZM125 219V220H124ZM144 219H146V221L144 220ZM156 219V220H155ZM163 219V220H162ZM165 219V220H164ZM168 219V220H167ZM9 220V222L8 223H10V228H9V224L6 222V221H8ZM108 220H110V221H108ZM139 220V221H138ZM144 220V221H143ZM148 220V221H147ZM169 220H171V221H169ZM177 220H178V222H177ZM185 220V221H184ZM200 220H202V219H200ZM257 220V221H256ZM12 221H14L15 222V224H13V222ZM50 221V222H49ZM57 222V227H56V222ZM70 221V222H69ZM73 221V222H72ZM105 223V226H104V224H103V222ZM112 221V222H111ZM155 221H158V223L156 222V224H155ZM164 221V222H163ZM167 221V222H166ZM172 221H173V223H172ZM188 222L186 225H187V227L185 226V225H183V227H182V225L181 224H184V222ZM215 221V222H214ZM225 221L227 222V224H228V221L229 222H231V224H229L230 225V228H232V232H230V229H229V225L227 226H225ZM4 222H6V223H4ZM71 222L73 223L72 225H71ZM78 222H81L80 224H81V227H80V224L78 223ZM114 222V223H113ZM115 222H117L116 224H115ZM124 222H122V224L124 223ZM129 222H130V224H129ZM135 222H136V224H135ZM148 222V223H147ZM162 222V223H161ZM180 222V223H179ZM222 222V221H221ZM19 223V222H18ZM47 223V224H46ZM51 223V224H50ZM68 223L70 224V225H68ZM75 223V224H74ZM106 223H107V227H106ZM131 223H133L134 224V226L131 224ZM154 223V224H153ZM168 223H169V225H168ZM175 223V224H174ZM176 223H178V224H176ZM232 223H234V224H232ZM8 224V225H7ZM48 226H46V225ZM89 224H90V227H89ZM97 224V225H96ZM98 224H100L99 226H101V228L104 226V228H106L105 230H104V228L103 229H101V228H99V226H98ZM103 224V225H102ZM108 224H109V226L110 227H108ZM126 224H127V226H126ZM151 224H152V226H151ZM173 224V225H172ZM180 224V225H179ZM188 224H190V225H192V226H190V225H188ZM243 224V225H242ZM251 224V225H250ZM258 224V225H257ZM261 224H263V225H261ZM3 225V226H2ZM13 225V229H15V230H12V226ZM50 225H52V227L50 226ZM55 226V228L56 229H54V226ZM88 225V227H86ZM95 225H96V227L97 228H99L98 230L99 231H96L97 229H95L96 227H95ZM113 225V226H112ZM128 225H129V227H128ZM154 225V226H153ZM244 225H246V226H244ZM255 225H257V228H256V226ZM261 225V226H260ZM4 226H7V228L6 227H4ZM18 226H19V224L16 226L17 228H18ZM44 226H45V228H44ZM66 226H67V228H66ZM71 226V227H70ZM73 226V227H72ZM75 226V227H74ZM92 226H94L93 228H92ZM112 226V227H111ZM126 226V227H125ZM130 226H131V228H130ZM132 226H133V228H132ZM150 226V227H149ZM164 226V227H163ZM185 226V227H184ZM233 226V227H232ZM236 226V227H235ZM259 226L261 227V229H259ZM2 227V228H1ZM47 227V228H46ZM62 227H64V229L62 228ZM70 229H69V228ZM129 229H128V228ZM143 227V228H142ZM166 227V228H165ZM188 227H189V229H188ZM190 227H191V229H190ZM193 227H194V229H193ZM198 227V228H197ZM226 227H228V228H226ZM251 228V230H250V228ZM44 228V229H43ZM50 228V229H49ZM53 228V233H51L52 231H50L51 229ZM73 228V229H72ZM85 228H87V229H85ZM109 228H111V229H109ZM122 229V228H124L125 230H124V233H125V235L126 236H128L127 238H128V240H127V238H126V236L124 235V233H122L123 231H121V230H118V229ZM145 228V229H144ZM149 228L152 230V232L153 231H155V233L157 234V236H155L154 235V232H153V235L151 236V235H149L150 234V232H151V230H149ZM153 228V229H152ZM156 228V229H155ZM163 228V229H162ZM168 228H169V230H168ZM199 228H204L202 231H204L203 233L205 234V235H203V243L201 242L202 241V239H201V236H202V231H200L199 232V230H201V229H199ZM208 228H207V230H208ZM216 228V227H215ZM240 228V229H239ZM247 228H248V230H247ZM61 229H62V231H61ZM66 229V230H65ZM69 229V230H68ZM81 229V231H79ZM88 229H90V231L88 230ZM107 229H108V231H107ZM113 229V230H112ZM131 229V230H130ZM132 229H133V234L130 232V231H132ZM147 229H148V231H149V234H148V232H147ZM165 229V230H164ZM170 229H172L171 230V232H170ZM173 229H174V231H173ZM181 229V230H180ZM184 229V230H183ZM192 229H193V231H192ZM196 229V230H195ZM211 228H209V230H210ZM229 229V230H228ZM255 229V230H254ZM257 229H259V231L257 230ZM8 231V233H10L11 234V236H10V234H8V237H6L7 236V231ZM41 230H42V232H41ZM45 230H46V233H45ZM54 230H57V232H55ZM60 230V231H59ZM78 231L76 234H75V231ZM84 230V231H83ZM86 230V231H85ZM102 230H103V233H102ZM112 230V231H111ZM115 230V231H114ZM138 230V231H137ZM140 230V231H139ZM141 230L143 231V233L141 232ZM144 230H146V231H144ZM160 230V231H159ZM177 230V231H176ZM191 230V231H190ZM234 230V231H233ZM252 230L254 231V232H252ZM15 233H14V232ZM18 231V232H17ZM39 233H38V232ZM73 231V232H72ZM88 231L90 232V234L88 233ZM94 231V232H93ZM96 231V232H95ZM118 231V232H117ZM167 231V232H166ZM182 231V232H181ZM187 231V232H186ZM195 231H198L199 233H200V235H199V233L198 232H195ZM229 231V232H228ZM245 231V232H244ZM263 231V232H262ZM11 232H13L16 236L18 235V239L19 240H21L22 242H20L19 240H15L16 239V236L14 235V234H12ZM60 232V233H59ZM71 232V233H70ZM82 232V233H81ZM85 232H87L88 234H86ZM93 232V233H92ZM113 232L114 233H116V235L115 234H113ZM120 232H121V234H120ZM137 232H139V233H141L139 236H138V233ZM145 232V233H144ZM180 232V233H179ZM184 232V233H183ZM194 232V233H193ZM207 232V231H206ZM221 232H223V233H221ZM239 232V233H238ZM244 232V233H243ZM18 233V234H17ZM56 233V234H55ZM84 233V234H83ZM100 233V234H99ZM107 233H110L111 235H107ZM160 233H162V234H160ZM165 233H167V235L165 234ZM168 233H170V234H168ZM174 233H176V234H174ZM179 233V234H178ZM181 233H183L182 235H181ZM188 233V234H187ZM221 233V234H220ZM228 233H232V234H229V236H228ZM243 233V234H242ZM250 233V234H249ZM6 236H5V235ZM24 234H26V236H28L29 238H31V239H29V238H27ZM40 234V235H39ZM49 234H51V235H49ZM74 234V235H73ZM112 234H113V236H115V237H113L112 236ZM117 234H119V236H120V238L118 239V237H117ZM130 234H131V236H130ZM142 234L144 235V234H148L150 237H145L146 235H144L143 237H142ZM177 236V238L180 240L181 238L183 239H181V241H178V239L177 238H175V236ZM198 234V235H197ZM219 234H220V236H219ZM223 234V235H222ZM245 234V235H244ZM262 234V235H261ZM14 235V236H13ZM48 235V236H47ZM57 235V236H56ZM85 235H87V236H85ZM106 235H107V237H106ZM159 235V236H158ZM160 235H162V236H160ZM188 236V239H187V236ZM190 235V236H189ZM232 235V237L230 238V236ZM233 235H235V237L233 236ZM261 235V236H260ZM12 236L14 237V239L12 238ZM24 236V240H25V242H24V240H22L23 238L22 237ZM49 236H50V240H49ZM53 236V237H52ZM85 236V237H84ZM89 236V237H88ZM105 237V238H103V237ZM108 236H109V238H108ZM170 236V237H169ZM182 236V237H181ZM194 236H195V238H194ZM198 238H197V237ZM204 236H205V238H204ZM218 236H219V239H218ZM221 236H223L222 237V239L220 238ZM224 236H226V237H224ZM238 236H239V238H238ZM245 236V237H244ZM248 236H250V237H248ZM255 236V237H254ZM3 237V238H2ZM26 237V238H25ZM35 237H37V238H35ZM79 237H82V238H79ZM116 237H117V239H116ZM121 237H124L125 239H126V243L125 242H123L124 241V238H123V240H122V238ZM152 237H157L156 239V242H155V240L153 239V241H152V246H151V242H150V240H152L151 238ZM160 237H163L162 239L160 238ZM167 237H169V241L167 240ZM186 237V239H187V241H186V239H184ZM200 237V238H199ZM217 237V238H216ZM252 237H254L253 239H251ZM258 239H257V238ZM22 238V239H21ZM39 238V239H38ZM44 238V239H43ZM46 238V239H45ZM83 238H84V240H83ZM86 238V239H85ZM101 238H103V239H101ZM112 240V243H113V245H111L110 243H111V241L109 242V240ZM113 238H114V240H113ZM144 238H146V239H144ZM195 239V242H194V239ZM213 238L214 239H217V241L215 240V241H213ZM26 239H27V242H26ZM33 239V240H32ZM41 239H42V241H41ZM48 239V240H47ZM108 241H107V240ZM115 239H116V241L118 242H116L115 241ZM172 239H173V242H172ZM192 239H193V241H192ZM262 239V240H261ZM11 240V241H10ZM29 240V241H28ZM31 240V241H30ZM45 240V241H44ZM79 240H81V242L79 241ZM86 240V241H85ZM100 240H105V241H107L109 244H107V246H106V243L104 244V242L103 241H100ZM119 240V241H118ZM120 240H122V241H120ZM141 240V241H140ZM143 240H145V242L143 241ZM149 241V242H146V241ZM159 240V241H158ZM167 240V241H166ZM176 240V241H175ZM197 240V241H196ZM204 240H207V242L205 243L204 242ZM213 241L212 243H210V241ZM220 241V243H219V241ZM223 240V241H222ZM225 240H226V242H225ZM236 240H237V242H236ZM260 240L263 242H260ZM4 241L6 242V245H5V243H4ZM17 241H18V243H17ZM78 241H79V244H78ZM83 241V242H82ZM100 241V242H99ZM115 241V242H114ZM128 241V242H127ZM166 241V244L164 243ZM185 241V242H184ZM189 241V242H188ZM20 242V243H19ZM24 242V243H23ZM37 244H36V243ZM101 242H102V244H101ZM183 242V243H182ZM187 242V243H186ZM191 242V243H190ZM197 242V243H196ZM199 242V243H198ZM215 242H217V243H215ZM256 242V243H255ZM16 244V246H18L17 247V249H15V248H13V247H15V246H13L14 244ZM65 243H66V246H65ZM77 243V244H76ZM84 243H85V245H84ZM115 243L117 244V246H115ZM122 243V244H121ZM155 243H157L156 245H155ZM164 243V244H163ZM168 243H170V245L168 244ZM177 243H178V247L181 245V244H183V245H181V247L180 248H178L177 247ZM186 243V244H185ZM195 243H196V245H195ZM221 243H222V246H221ZM231 243H232V245H231ZM234 243V244H233ZM261 243V244H260ZM19 244V245H18ZM42 244V245H41ZM51 244V245H50ZM75 244L79 247V252H78V249H76L75 247H77V246H75ZM146 244V245H145ZM155 246H154V245ZM162 244V245H161ZM173 244V245H172ZM188 244V245H187ZM191 244V245H190ZM200 244V245H199ZM209 245V247H207V248H205V245ZM218 244H220V246L218 245ZM226 244V245H225ZM252 244V245H251ZM9 245V246H8ZM46 245H48V246H46ZM95 245V246H94ZM96 245H97V247H98V249L100 248V251H102V250H104V249H108V251L106 252V250H105V254H100V251L97 249V247H96ZM103 245H104V247H103ZM150 245V246H149ZM170 246V247H168V246ZM188 247H187V246ZM194 245H195V247H194ZM213 245V246H212ZM13 246V247H12ZM44 246H46V247H44ZM75 246V247H74ZM105 246H106V248H105ZM109 246H110V248H109ZM121 246V247H120ZM149 246V247H148ZM161 246H164V247H161ZM192 246V247H191ZM197 246V247H196ZM201 246V247H200ZM203 246V247H202ZM216 248H215V247ZM232 246V247H231ZM5 247V248H4ZM10 247H11V251H10ZM94 247V248H93ZM112 247V248H111ZM117 247V248H116ZM155 249H154V248ZM168 247V248H167ZM175 247V248H174ZM184 247H185V249H184ZM200 247V248H199ZM211 247H213V248H211ZM234 247V248H233ZM5 250H4V249ZM14 249V251H13V249ZM86 248V249H85ZM91 248V251L89 250ZM104 248V249H103ZM114 248V249H113ZM178 248V249H177ZM186 248L188 249L187 251H186ZM196 249V251H194L195 249ZM203 248V249H202ZM205 248V249H204ZM218 248V249H217ZM119 249V250H118ZM153 250V252H152V250ZM159 249V250H158ZM192 249V250H191ZM198 249H201V250H198ZM208 249H211V250H213V251H211V250H209V252H206V255H205V252H204V254H202V252L203 251H208ZM214 249H215V251H214ZM219 249H221V250H219ZM230 249V250H229ZM2 250V251H1ZM4 250V251H3ZM9 250V251H8ZM51 250V251H50ZM53 250V251H52ZM74 250V251H73ZM98 250V251H97ZM157 250V251H156ZM217 250V251H216ZM223 250V251H222ZM225 250V251H224ZM240 250V251H239ZM46 252V254H48L49 252H51V255H53L54 257H55V255H57V257H58V260H55L54 258H52L53 256H51L50 254H48V255H43L42 254V252L43 253H45ZM49 251V252H48ZM148 251V252H147ZM155 251V252H154ZM185 251V252H184ZM198 251V252H197ZM199 251H202L201 253L199 252ZM211 251V252H210ZM227 251V252H226ZM250 251V252H249ZM3 252V253H2ZM4 252H6V253H4ZM10 252V253H9ZM52 252H53V254H52ZM104 252V251H103ZM103 252H101V253H103ZM116 252L118 253V254H116ZM151 252H152V254H151ZM186 252H187V255H186ZM220 252V254H218ZM223 252V253H222ZM8 253H9V255H8ZM99 254V255H97V254ZM145 254V255H147V256H145V255H143V254ZM159 253V254H158ZM203 255V257H204V255L208 258V257H210L211 258V260H210V258H208V259H206V257H205V259L203 258V257H201V256H198V255ZM208 253V254H207ZM210 253V254H209ZM215 253V254H214ZM221 253H222V255H221ZM226 253V254H225ZM7 254V255H6ZM90 254V255H89ZM92 254V255H91ZM114 254H115V257H114ZM141 254L143 255V262L142 263H140V260H142V256H141ZM196 254V255H195ZM223 254H224V256H223ZM40 255V257L41 256H45V257H51L53 260H51L50 261V258L48 259H46L45 257L43 258V260H42V258H40L39 257V259H38V257L37 256H39ZM61 255V256H60ZM88 255V256H87ZM95 255V256H94ZM101 255V256H100ZM110 255V257L107 259V257ZM113 255V256H112ZM116 255H117V257H116ZM155 256V258H154V256ZM158 255V256H157ZM191 255V256H190ZM195 255V256H194ZM210 255V256H209ZM218 256V257H216V256ZM254 255V256H253ZM13 256V257H12ZM25 256V258H23ZM27 256V257H26ZM28 256H29V258H28ZM91 256H93L92 257V260H91ZM100 256V257H99ZM140 256V257H139ZM145 256V257H144ZM152 256V257H151ZM192 256H193V259H192ZM9 257V258H8ZM10 257H12L11 259H10ZM22 257V258H21ZM33 257H37L36 259L35 258H33ZM57 257H55L56 259H57ZM86 257H87V259H86ZM95 257V258H94ZM114 257V258H113ZM119 257V258H118ZM147 257V259H148V262H147V259L145 260L144 258H146ZM158 259H157V258ZM194 257H195V259L196 260H194ZM199 257V258H198ZM201 257V258H200ZM212 257H214V258H212ZM216 257V258H215ZM243 257V258H242ZM5 258V259H4ZM15 258H17V259H15ZM140 258V259H139ZM203 258V259H202ZM221 258H222V260H221ZM259 258H260V260H259ZM34 259H35V261H34ZM41 259V260H40ZM94 259V260H93ZM96 259V260H95ZM103 259V260H102ZM112 259V260H111ZM152 259V260H151ZM155 259V260H154ZM197 259H199V260H197ZM214 259V260H213ZM3 260V261H2ZM5 260H7V262L5 261ZM40 260V261H39ZM90 260H91V262H90ZM105 260V261H104ZM158 260V261H157ZM159 260L161 261V262H159ZM177 260V261H176ZM202 260H204V261H202ZM205 260H207V262L205 261ZM216 260V261H215ZM221 260V261H220ZM249 260V261H248ZM5 261V262H4ZM37 261V262H36ZM93 261V262H92ZM113 261V262H112ZM120 261V262H119ZM139 261V262H138ZM146 261V262H145ZM155 261V262H154ZM156 261H157V263H156ZM193 261V262H192ZM195 261H197L196 263H195ZM208 261H209V263H208ZM211 261V262H210ZM215 261V262H214ZM16 263V264H20V263ZM47 262H50V263H47ZM145 262V263H144ZM159 262V263H158ZM163 262V263H162ZM176 262V263H175ZM192 262V263H191ZM225 262V263H224ZM35 263H32V264H35ZM56 263V264H57ZM13 264H15V263H13ZM54 264V263H53ZM66 264V263H65Z\"/></svg>",
    "mask_w": 264,
    "mask_h": 264
},
{
    "label": "bare ground",
    "instance_id": "bare-ground-1",
    "mask_svg": "<svg viewBox=\"0 0 264 264\" xmlns=\"http://www.w3.org/2000/svg\"><path fill=\"white\" fill-rule=\"evenodd\" d=\"M9 1H11V0H9ZM14 1H15V0H14ZM16 1H17V0H16ZM29 1H30V0H29ZM35 1H36V0H35ZM48 1H50V0H48ZM55 1H57V0H55ZM55 1H54V2H55ZM58 1H59L60 6H61L62 4H61L60 2H61L62 0H61V1L58 0ZM64 1H65V0H64ZM91 1H92V0H91ZM98 1H99V0H98ZM108 1H110V0H108ZM129 1H131V0H129ZM129 1H128V2H129ZM132 1H133V0H132ZM139 1H140V0H139ZM142 1H144L143 4H147V5L151 3V0H142ZM163 1H164V0H163ZM163 1H162V2H163ZM166 1H167V0H166ZM168 1H169V0H168ZM182 1H184V0H182ZM182 1H181V2H182ZM186 1H187V0H186ZM189 1H190V0H189ZM216 1H218V0H216ZM38 2L40 3V2H42V1L39 0V1H37V3H38ZM43 2L46 3V0L43 1ZM54 2H53V3H54ZM74 2H75V1H74ZM88 2H89V1H88ZM92 2H93V1H92ZM115 2H116V1H115ZM140 2H141V1H140ZM157 2L159 3V5H161L160 0H158ZM157 2H156V3H157ZM184 2H185V1H184ZM184 2H183V3H184ZM191 2H192V1H191ZM240 2H242V1H240ZM240 2H239V3H240ZM4 3H5V2H4ZM15 3H16V2H15ZM18 3H20V2L18 1ZM22 3H23V2H22ZM30 3H31V2H30ZM37 3H36V2H35V3L33 2V3H31L30 5H33V4L35 5V4H37ZM39 3H38V4H39ZM50 3H52V0H51ZM57 3H58V2H57ZM116 3H117V2H116ZM130 3H131V2H130ZM158 3H157V4H158ZM163 3H164V2H163ZM168 3H169V2H168ZM170 3H171V1H170ZM187 3H188V2H187ZM216 3H217V2H216ZM243 3H244V1H243ZM250 3H251V2H250ZM23 4H24V3H23ZM27 4H28V3H27ZM27 4H24V5L27 6ZM40 4H41V3H40ZM48 4H49V3H47V6H48V7H49V5H51L52 7H54L52 4H49V5H48ZM59 4H58V5H59ZM65 4H66V3H65ZM67 4H68V3H67ZM72 4H73V3H72ZM72 4L70 3V5H72ZM75 4H76V3H75ZM89 4H92V3L89 2ZM122 4H123V2H122ZM124 4H125V3H124ZM157 4H156V5H157ZM171 4H172V3H171ZM175 4H176V3H175ZM180 4H181V6L183 5L182 3H180ZM185 4H186V3H185ZM210 4H211V3H210ZM210 4H209V5H210ZM253 4H254V3H253ZM0 5H1V4H0ZM4 5H5V4H4ZM44 5H45V4H44ZM63 5H64V4H63ZM63 5L61 6L62 8H63ZM101 5H103V3H102ZM116 5H117V4H116ZM116 5H115V3L113 4V6H114L115 8L118 7V6L116 7ZM118 5H121V4H118ZM133 5H134V4H133ZM135 5H136V4H135ZM141 5H142V3H141ZM141 5H140V3H139V6H137L139 10H140V8H142V9H146V8H144L145 6H144V7H140ZM151 5H153V4H150L149 7H150ZM154 5H155V4H154ZM162 5H164V8L167 6V4H166V6H165V3L162 4ZM162 5H161V6H162ZM246 5H247V4H246ZM261 5H262V4H261ZM11 6H12V5H11ZM20 6H21V4H20ZM20 6H17V7H20ZM47 6H44V7H47ZM51 6H50V8H52ZM68 6H69V5H68ZM73 6H74V5H73ZM73 6H72V8H73ZM161 6H160V8H161ZM241 6H242V5H241ZM3 7H4V6H3ZM15 7H16V6H15ZM22 7H23V5H22ZM22 7H20V8H22ZM28 7H29V6H27V8L24 7V8L27 10L26 13L28 12V10H30ZM33 7H34V6H32L31 9H32ZM40 7H41V5H40ZM42 7H43V3H42ZM56 7H58V6L55 5V8H56ZM64 7H65V6H64ZM70 7H71V6H70ZM70 7H68V8H70ZM75 7H76V6H75ZM75 7H74V8H75ZM123 7H124V5H123ZM139 7H140V8H139ZM152 7H153V6H152ZM167 7H168V6H167ZM250 7H251V6H250ZM10 8H11V7H10ZM10 8H9V9H10ZM12 8H13L12 11H15V12H14L15 15H16V12L18 11V9L20 10V8H18L17 11H16V9L14 10V7H12ZM12 8H11V9H12ZM34 8L37 9V8H39V7H38V5H37V7H34ZM50 8H49V9H50ZM55 8H52V9L54 10ZM58 8H60V7H58ZM62 8H61V10H62ZM74 8H73V9H74ZM107 8H108V7H107ZM111 8H112V6H111ZM121 8H122V7H121ZM155 8H156V7H155ZM164 8H163V9H164ZM212 8H213V7H212ZM214 8H215V7H214ZM245 8H246V6H245ZM251 8H252V7H251ZM1 9H2V7H1ZM1 9H0V10H1ZM11 9H10V11H8L7 9H5L4 11L7 10V13H5V14H3V13L0 11V20L5 19L6 21L9 20V22H10V21L12 22V20H14L15 17H18V15H17V16L12 15V13H11V12H12ZM35 9H34V10L32 9V12H31V13H33L35 16L37 15L38 18H37V19H36V17L34 18V16L30 13V14L32 15V16H30V22H31V24H29V27H31V30H33V29L35 28V27L33 26L34 24L37 25V24H39V23L41 22V20H43L42 17H43V15H44V13H45L46 16H47L48 14L50 15V20H51V21H52V18L56 19V18L58 17V16H57V17L55 18V16H54V15L56 14V12H57L56 10H58V9H55V11H53V10H52V11H51V10L47 11L48 9L45 10V8H43L44 11H45V12H43V9L40 8V10H42V11H40V13H39L38 10H35ZM63 9L66 10L65 8H63ZM132 9H133V8H132ZM132 9H129V10L132 11ZM161 9H162V8H161ZM2 10H3V9H2ZM22 10H23V8H22ZM68 10H69V9H68ZM79 10H80V9H79ZM110 10H112V9H110ZM117 10H118V8H117ZM129 10H128L127 12H130ZM157 10H158V9H157ZM157 10H154V13H155V14H156ZM30 11H31V10H30ZM34 11H35V12H34ZM37 11H38V12H37ZM58 11H60V9H59ZM66 11H67V10H66ZM70 11H71V9H70ZM108 11H109V10H108ZM140 11H141V10H140ZM140 11H139V12H140ZM171 11H172V13H173L174 10H171ZM177 11H178V10H177ZM183 11H184V10H183ZM206 11H207V10H206ZM211 11H212V9H211ZM243 11H244V10H243ZM249 11H250V10H249ZM251 11H252V9H251ZM9 12H10V13H9ZM19 12H20V11H18V13H19ZM41 12H43V13H41ZM48 12H49V13H48ZM60 12H62V11H60ZM60 12H59V13H60ZM63 12H64V11H63ZM78 12H79V11H78ZM84 12H85V11H84ZM84 12H83V13H84ZM103 12H104V11H103ZM111 12H112V11H111ZM132 12H133V14H134L135 9H134V11H132ZM143 12H144V11H143ZM149 12H150V11H149ZM181 12H182V11H181ZM209 12H210V10H209ZM239 12H240V11H239ZM18 13H17V14H18ZM20 13H21V12H20ZM28 13H29V12H28ZM38 13H39L40 15L42 14V16H40ZM65 13H67V12H65ZM68 13H69V12H68ZM68 13H67V14H68ZM86 13H87V12H86ZM158 13H159V12H158ZM183 13L185 14V11H184ZM206 13H207V12H206ZM215 13H216V12H215ZM233 13H234V12H233ZM248 13H249V12H248ZM250 13H251V12H250ZM250 13L247 14V17L250 15ZM253 13H254V12H253ZM23 14H24V11H23ZM57 14H58V13H57ZM75 14H76V12H75ZM92 14H93V13H91L90 16L93 17L94 14H93V15H92ZM126 14H127V13H126ZM135 14H136V12H135ZM173 14H174V13H173ZM179 14H180V13H179ZM181 14H182V13H181ZM222 14H223V13H222ZM222 14H221V15H222ZM226 14H227V13H226ZM238 14H239V13H237V15H238ZM254 14H255V13H254ZM3 15H4V16H3ZM19 15H20V14H19ZM28 15H29V14H28ZM28 15H26V17H27ZM45 15H44L45 20H46V22H48V25H49V18H48L49 16H47V18H46ZM51 15H53V17H51ZM60 15H61V17H62V14H60ZM82 15H83V14H82ZM84 15H85V14H84ZM84 15H83V16H84ZM88 15H89V13H88ZM148 15H149V14H148ZM159 15H160V13H159ZM175 15H176V13H175ZM204 15H205V14H204ZM210 15H211V14H210ZM214 15H215V14H214ZM221 15H220V16H221ZM227 15H228V16H227ZM227 15H225V13H224V15H223V16H226V17H225L226 20H228L227 17L229 18L230 15H231L230 18H232V19L236 16L235 14H234V16H233L232 13L230 14L229 12H228ZM240 15H243V13L240 14ZM240 15H239V16H240ZM251 15H252V13H251ZM255 15H256V14H255ZM64 16H65V14H64ZM64 16H63V17H64ZM70 16H71V15H70ZM95 16H96V15H95ZM95 16L93 17V19L95 18ZM146 16H147V15H146ZM146 16H145V17H146ZM155 16H157V14H156ZM171 16H172V15H171ZM176 16H178V14H177ZM180 16H181V15H180ZM183 16H184V15H183ZM186 16H187V14H186ZM205 16H206V15H205ZM215 16H216V15H215ZM232 16H233V17H232ZM252 16H254V15H252ZM252 16H251V17H252ZM28 17H29V16H28ZM39 17H40V19H39ZM67 17H68V15H67ZM67 17L64 18V19H68ZM72 17H73V16H72ZM85 17H88L87 14H86ZM99 17H100V15H99ZM101 17H102V16H101ZM106 17H107V16H106ZM147 17H149V16H147ZM159 17H160V16H159ZM172 17H173V16H172ZM206 17H207V16H206ZM212 17H213V14H212ZM216 17H219V14H218ZM242 17H245V16L243 15ZM242 17H240V18H242ZM256 17H258V16L256 15ZM262 17H263V16H262ZM97 18H98V17H97ZM97 18H96V19H97ZM108 18H109V17H108ZM108 18H107V20H109L111 17H110L109 19H108ZM127 18H128V17H127ZM127 18L124 17L122 20L124 21V19H127ZM136 18H137V17H136ZM154 18H155V17H154ZM186 18H187V17H186ZM186 18H184L185 21H186ZM190 18H191V17H190ZM210 18H211V16L209 17V19H210ZM223 18H224V17H222L221 20H219L220 17H219V19L217 18L219 24H220V21H222V20L224 21V20H225V18H224V19H223ZM236 18H238V17H236ZM252 18H253V17H252ZM252 18H251V19H252ZM258 18H259V17H258ZM21 19H22V18H21ZM21 19H19V17H18V20H21ZM25 19H27V18H25ZM35 19H36V21L39 20V21H38L39 23H38V22H37V24H36V22L34 23V20H35ZM62 19H63V18H62ZM62 19H61V20H62ZM64 19H63V20H64ZM71 19H72V18H71ZM80 19H81V18H80ZM85 19H87V18H85ZM99 19L101 20L102 18H99ZM112 19L117 20L116 18H112ZM151 19H152V16H151ZM158 19H159V18H158ZM174 19H175V17H174ZM181 19H183V17H182ZM187 19H188V18H187ZM191 19H193V18H191ZM198 19L201 20L200 18H198ZM198 19L196 18V21H197ZM215 19H216V18H215ZM234 19H235V18H234ZM238 19H239V18H238ZM238 19H236V20H238ZM249 19H250V17H249ZM251 19H250V20H251ZM256 19H257V18H256ZM22 20H23V19H22ZM27 20H29V19H27ZM45 20H44V23H45ZM58 20H60V18H58ZM76 20H78V18H77ZM88 20H89V19H88ZM90 20H91V19H90ZM105 20H106V18H105ZM107 20H106L105 22H106V24H107V23L109 24V21H107ZM110 20H111V19H110ZM115 20H113V22H114ZM122 20H121V21H122ZM134 20H135V19H134ZM137 20H138V19H137ZM147 20H148V19H147ZM147 20H146V21H147ZM175 20H176V19H175ZM175 20H174V22H175ZM179 20H180V19H179ZM179 20H178V21H179ZM193 20H194V19H193ZM193 20H192V22H191V21H190V22L193 23ZM202 20H203V19H202ZM206 20H207V18L205 19V21H206ZM212 20H213V18H212ZM212 20L210 19V21H212ZM229 20H230V19H229ZM236 20H235V21H236ZM242 20H243V19H242ZM242 20H240V21H242ZM257 20H259V19H257ZM3 21H4V20H3ZM14 21L16 22V19H15ZM23 21H24V20H23ZM53 21H54V20H53ZM56 21H57V20H56ZM67 21H68V20H67ZM74 21H75V20H74ZM78 21H81V20H78ZM83 21H85V20L83 19ZM93 21H94V20H93ZM96 21H97V20H95V23H96ZM98 21H99V20H98ZM117 21H118V20H117ZM117 21H116V23H117ZM131 21H132V20H131ZM150 21H152V20H150ZM165 21H166V20H165ZM178 21L176 22L177 24H178ZM196 21L192 24V25H193L192 28L194 27V24L196 23ZM210 21H209V22H210ZM223 21H222V23H224ZM248 21H249V20H248ZM255 21H256V20H255ZM17 22H18V21H17ZM27 22H28V21H27ZM27 22L25 23L26 25H28ZM32 22H33V25H32ZM58 22H59V21H58ZM62 22H63V21H62ZM62 22H59V24L62 25V24H63ZM64 22H66V21L64 20ZM86 22H87V21H86ZM99 22H101V21H99ZM99 22H98V23H99ZM102 22H104V19H103ZM102 22H101V23H102ZM105 22H104V23H105ZM110 22H111V21H110ZM129 22H130V21H129ZM136 22H137V21H136ZM136 22H135V23H136ZM155 22H156V21H155ZM160 22H161V21L158 22V25H159V26L157 25L158 27L156 28V30H154L155 27L153 28V30L151 29V27H150V28L148 27V29H146V28H145L146 30L144 29L145 31H141V32H139V33L137 32V34H134V33L130 32V30H129V32L127 31V32L130 33V34H128V33L126 34L125 31H124V35L122 34V35H123L122 37H118V35H117V37L119 38V40H117V44H118V42H119V43L121 42V43H123L122 46H124V45H125V44H124V41H127V42L129 41V42H130V41H134V40L137 41V42H140V41H141V42L145 43L144 45H146V43H149V45H150V44H153V43L155 42L154 45H157L158 54L156 55V58L154 57V53H153V56H151V57H152V58L154 57L155 59H158L157 61H159V64H158V63L156 62V60L154 59V61H155L158 65H160V66H161V64L163 65L165 59L167 60L169 57L176 56V54H177V48H176V47H177V44L179 43V40L182 39V38H181L182 36H180L182 32H181L180 35H179V33L174 32V30H175V28H176L177 26H176V27L174 26V27H173L174 29L170 26V27H171L170 29H172V31H171V30H169V28H167L169 24H167V27H166V26H165L166 24L163 25V22H162L161 24H159ZM166 22H167V21H166ZM166 22H165V23H166ZM169 22H170V21H169ZM169 22H168V23H169ZM179 22H180V21H179ZM207 22H208V21H206L205 23H207ZM214 22H215V21H214ZM216 22H217V21H216ZM230 22H233V23H234L233 25H235V24L237 25V24H238L237 22H234V21H232V20H231ZM263 22H264V21H263ZM4 23H5V22H4ZM12 23H13V22H12ZM21 23H22V21H21L20 23H18V24H21ZM44 23H43V24L41 23L42 26L40 27V31L42 30L41 28L44 29ZM61 23H62V24H61ZM76 23H77V22H76ZM83 23H84V22H83ZM89 23H90V21H89ZM93 23H94V22H93ZM101 23H100V24H101ZM111 23H112V22H111ZM111 23H110V24H111ZM116 23H115V24H116ZM118 23H120V22L118 21ZM118 23H117V25H118ZM133 23H134V22H133ZM140 23H144V21L142 22V20H141ZM170 23H171V22H170ZM176 23H175V24H176ZM181 23H182V20H181ZM181 23H179V24H181ZM186 23H188V20H187ZM198 23H200V22H198ZM212 23H213V22H212ZM212 23H211L210 25H212ZM222 23H221V24H222ZM245 23H246V22H245ZM248 23H249V22H248ZM251 23H252V22H251ZM251 23H250V24H251ZM1 24H2V23H1ZM7 24H8V23H7ZM13 24H14V23H13ZM16 24H17V23H16ZM18 24H17V25H18ZM51 24H52V22H51ZM65 24H66V23H65ZM65 24H64V25H65ZM78 24H79V23H78ZM113 24H114V23H113ZM113 24H112V25H113ZM126 24H127V23H126ZM149 24H150V23H148V25H149ZM182 24H183V23H182ZM188 24H189V23H188ZM188 24H187V26H188ZM207 24H208V23H207ZM216 24H217V23H216ZM225 24H226V23H225ZM225 24H224V25H225ZM229 24H231V23H229ZM229 24H228V25H229ZM255 24H256V23H255ZM260 24H261V23H260ZM263 24H264V23H263ZM10 25H12V24H10ZM30 25H31V26H30ZM48 25H46V26H48ZM69 25H70V24H69ZM74 25H75V23H74ZM81 25H82V24H81ZM84 25H85V24H84ZM96 25H98V24H96ZM112 25H111V26H112ZM117 25H115V26H117ZM123 25H124V24H123ZM130 25H131V22H130ZM132 25H134V24H132ZM136 25H137V24H136ZM139 25H140V24H139ZM142 25L145 26V23L142 24ZM142 25H141V26H142ZM170 25H171V24H170ZM183 25H184V24H183ZM196 25H197V23H196ZM224 25H223V26L219 25V26L222 28V27H224ZM226 25H227V24H226ZM228 25H227V26H228ZM231 25H232V24H231ZM231 25H230V26H231ZM238 25H239V24H238ZM248 25H249V24H248ZM23 26H24V24H23ZM23 26H22V24H21V27H23ZM50 26H51V25H50ZM77 26H78V25H77ZM77 26L75 25V27L77 28V29H76V34L74 33L75 31H74L73 33H72V32H71V33L76 35V36L73 35V36H74V39H75V43L77 42V44H79V43H78V41H79V37H80V35H81V31H82V29H83L84 27L81 28V26H79V27H77ZM86 26H87V25H86ZM86 26H85V28H86ZM88 26H89V25H88ZM88 26H87V27H88ZM91 26H92V25H91ZM100 26H101V25H100ZM102 26H103V25H102ZM102 26H101V28H102ZM115 26H113V30H115V29H114ZM144 26H143V27H144ZM155 26H156V25H155ZM204 26H205V25H204ZM249 26H250V25H249ZM255 26H256L257 29H258V26H257V25H255ZM18 27H19V25H18ZM33 27H34V28H33ZM36 27H38L37 29L39 30V26L37 25ZM56 27H58V26H56ZM75 27H74V28H75ZM98 27H99V25H98ZM109 27H110V26H109ZM117 27L119 28L120 25L117 26ZM130 27H133V28H134V26H130ZM146 27H147V24H146ZM181 27H182V26H181ZM184 27H186V26L184 25ZM196 27H197V26H196ZM208 27H209V25H208ZM212 27H213V25H212ZM212 27H211V28H212ZM214 27H215V25H214ZM214 27H213V30H214ZM217 27H218V26H217ZM239 27H240V26H239ZM246 27H248V26H246ZM13 28H14V26H13ZM13 28H12V29H13ZM15 28H17V27H15ZM15 28H14V29H15ZM50 28H51V27H50ZM110 28H111V27H110ZM115 28H116V27H115ZM136 28H138V27H136ZM182 28H183V27H182ZM187 28H188V27H187ZM187 28H184V29H187ZM189 28H191V26H190ZM189 28H188V29H189ZM192 28H191V29H192ZM202 28H203V27H202ZM202 28L199 27V29H202ZM224 28H225V27H224ZM251 28H252V27H251ZM254 28H255V27H254ZM261 28H262V27H260V30H261ZM1 29H2V28H1ZM12 29H11V30H12ZM25 29H26V30L28 29L27 26H25ZM25 29H24V30H25ZM56 29H57V28H56ZM56 29H55V30H56ZM69 29H71V28H69ZM86 29H87V28H86ZM108 29H109V28H108ZM108 29H107V30H108ZM116 29H117V28H116ZM121 29H122V28H121ZM129 29H130V28H129ZM150 29H151V30H150ZM176 29H177V28H176ZM184 29H183L182 31H185ZM196 29L198 30V27H197ZM209 29H210V28H209ZM222 29H223V28H222ZM229 29H230L229 31L234 30V28L231 29V27H229ZM237 29H238V28H237ZM248 29H250V28L248 27ZM248 29H247V30H248ZM11 30H9V31H11ZM19 30H20V29H19ZM19 30H18V31H19ZM67 30H68V29H67ZM74 30H75V29H74ZM97 30H98V29H97ZM107 30H103V32H105V31H107ZM110 30H111V29H110ZM113 30H112V31H113ZM132 30H133V29H131V31H132ZM137 30H139V29H137ZM213 30H212V31H213ZM215 30H216V29H215ZM215 30H214V31H215ZM218 30H219V27H218ZM226 30H228V29H226ZM235 30H236V29H235ZM250 30H251V29H250ZM250 30H249V31H250ZM252 30H253V29H252ZM254 30H256V29H254ZM254 30H253V31H254ZM258 30H259V29H258ZM260 30H259V31H260ZM3 31H4V30H2L1 32H3ZM9 31H8V32H9ZM18 31H17V33H18ZM40 31H39V32H40ZM44 31H45V32H44ZM46 31H47V30H42L41 32L47 34ZM48 31H49V30H48ZM50 31H53V30H50ZM50 31H49V33H51ZM70 31H71V30H70ZM85 31H86V30H85ZM100 31H101V29H100ZM135 31H136V30H135ZM175 31H177V30H175ZM180 31H181V28H180L177 32H180ZM190 31H191V30H190ZM195 31H196V30H195ZM200 31H201V30H200ZM221 31H222V30H221ZM221 31L219 30L218 32L221 33ZM223 31H224V30H223ZM237 31H238V30H237ZM261 31H262V30H261ZM13 32H16V31L14 30ZM21 32H22V30H21ZM23 32H25V31H23ZM33 32H34V31H33ZM39 32L37 31V33H39ZM61 32H62V31H61ZM96 32H97V31H96ZM116 32H117V31H116ZM185 32H186V31H185ZM185 32H184V34H185ZM187 32H188V31H187ZM187 32H186V33H187ZM201 32H203V31H201ZM205 32H206V30H205ZM205 32H204V33H205ZM218 32H217V33H218ZM225 32H226V31H225ZM225 32H224V33H225ZM243 32H244V31H243ZM243 32H241V33L244 34ZM251 32H252V31H251ZM255 32H256V31H255ZM262 32H264V31H262ZM27 33H28V32H27ZM34 33L36 34V37H35ZM34 33H33V36H34V37L36 38V40H37V36H38V38H39V37L41 36V34L39 33L40 35H38V34L36 33V31H35ZM49 33H48V34H49ZM54 33H56V32H54ZM59 33H60V32H59ZM59 33H58L57 35L60 36ZM83 33H85V32H83ZM99 33H100V32H99ZM101 33H102V32H101ZM110 33H111V32H110ZM197 33H200L199 30H198ZM222 33H223V32H222ZM234 33H235V32H234ZM2 34H3V33H2ZM20 34H21V33H20ZM24 34H25V33H24ZM28 34H29V33H28ZM45 34H43V36H42L43 38H44V35H45ZM48 34H47L46 36H48ZM65 34H66V36H67V33H65ZM69 34H70V33H69ZM102 34H104V33H102ZM107 34H108V31H107ZM187 34H188V33H187ZM200 34H201V33H200ZM212 34H213V33H211V35H212ZM228 34H229V33H228ZM228 34H227V35H228ZM253 34H254V33H253ZM256 34L259 35L260 33H258V31H257ZM5 35H6V32H5ZM8 35H10V33H9ZM8 35H7V36H8ZM13 35H14V34H13ZM15 35H16V34H15ZM61 35H62V34H61ZM119 35H120V34H119ZM191 35H192V32H191L190 36H191ZM219 35L221 36V34H219ZM219 35H218V36H219ZM231 35H232V34H231ZM246 35H252V34H247V33H246L244 36H246ZM258 35H256L257 37L254 35V36L256 37V38L254 37V40H256L255 42H257V38H258L259 36L261 37V40H262V37H264V33H261V35H263V36H261V35L258 36ZM17 36H18L17 38L19 39V35H17ZM20 36H21L20 38L23 39V38H22V35H20ZM73 36H72V37H73ZM179 36H180V37H179ZM212 36H215V37H216L217 35L213 34ZM220 36H219V38H220ZM241 36H242V35H241ZM8 37H9V36H8ZM30 37H32V36H29L28 38H30ZM48 37H49V36H48ZM81 37H82V36H81ZM96 37H97V36H96ZM113 37H114V36H113ZM184 37H185V36H184ZM187 37H188V36H187ZM198 37H199V36H198ZM200 37H201V35H200ZM215 37H214V39H215ZM225 37H226V36H225ZM225 37H224V38H225ZM2 38H3V37H2ZM2 38L0 37V44H1V45H2V44L5 45V43H1V42H3V39H2ZM11 38H12V36H11ZM15 38H16V37H15ZM15 38H14V39H15ZM17 38H16L15 40H17ZM26 38H27V37H26ZM40 38H41V37H40ZM43 38H42V40H44ZM46 38H47V37H46ZM54 38H55V37H54ZM115 38H116V37H115ZM115 38H114V39H115ZM180 38H181V39H180ZM189 38H190V37H189ZM209 38H211V36H210ZM230 38H231V37H228L227 39H230ZM241 38L244 39L243 36L240 37V38L238 37L239 40H240ZM251 38H252V40H253V35H252ZM4 39H5V38H4ZM31 39H32V38H31ZM57 39H58V43H59V38H57ZM68 39H69V38H68ZM72 39H73V38H72ZM72 39H70V41H71ZM95 39H97V38H95ZM103 39H105V38H103ZM116 39H117V38H116ZM185 39H186V38H185ZM190 39H191V38H190ZM207 39H208V38H207ZM216 39H217V38H216ZM247 39H248L249 42H251V44L253 43L251 39H249V38H247ZM247 39H245L244 41H246ZM258 39L260 40V38H258ZM1 40H2V41H1ZM6 40H7V39H5V41H6ZM8 40H9V39H8ZM11 40H12V39H11ZM15 40H14V42H15ZM33 40H35V39L33 38ZM33 40H31V41H32L33 43H35ZM42 40H41V41H42ZM60 40H61V39H60ZM97 40H98V39H97ZM97 40H96V42H99V41H97ZM217 40H218V39H217ZM221 40H222V37H221ZM230 40H231V39H230ZM235 40H236V39H235ZM263 40H264V39H263ZM20 41H21V40H20ZM20 41H19V43H20ZM26 41H27V43H24L25 41H24V42L22 41V43H24V45L27 44V46H29L28 44H29L31 41H30V40L28 41L27 39H26ZM61 41H62V40H61ZM72 41H73V40H72ZM72 41H71V42H72ZM91 41H92V43L94 42V40H91ZM104 41H105V40H104ZM108 41H109V40H108ZM110 41H113V38H112V40H110ZM110 41H109V42H110ZM135 41H134V42H135ZM189 41H190V40H189ZM218 41L220 42V39H219ZM218 41H216V42H218ZM240 41H241V40H240ZM28 42H29V43H28ZM51 42H52V41H51ZM66 42H68V40H67ZM96 42H95V43H96ZM101 42H102V41H101ZM105 42H107V41H105ZM137 42H136V43H137ZM210 42H212V41H210ZM210 42H209V45H211ZM216 42H214V43H216ZM223 42H224V41H223ZM223 42H222V43H223ZM236 42H237V41H235V43H236ZM241 42H242V41H241ZM241 42H240V43H241ZM249 42H247L248 45H249ZM7 43H9V42L7 41ZM7 43H6V45H8ZM43 43H45V42L43 41L42 44H43ZM47 43H48V42H47ZM55 43H56V42H55ZM75 43H74V45H75ZM89 43H91V42L89 41ZM95 43H93V44H95ZM103 43H104V42H103ZM125 43H126V42H125ZM136 43H133V44H132V49L134 48V44L136 45ZM196 43H197V42H196ZM199 43H200V42H199ZM235 43H234V44H235ZM238 43H239V41H238ZM238 43H237V44H238ZM257 43H258V42H257ZM261 43H262V41H261ZM263 43H264V41H263ZM51 44H52V43H51ZM69 44L71 45V43H69ZM126 44H127V43H126ZM128 44H129V43H128ZM128 44H127V45H128ZM138 44H139L138 46H139V48H140L141 45H140V43H138ZM141 44H142V43H141ZM194 44H195V43H194ZM203 44H204V43H202V45H203ZM232 44H233V43H232ZM1 45H0V46H1ZM4 45H3V47L1 46L3 50H4V47H6V45H5V46H4ZM11 45H12V44L10 43V46H11ZM18 45H19V44H18ZM32 45H35V44H32V43H31L30 46H32ZM40 45H41V44H40ZM96 45H97V43H96ZM144 45H143V46H144ZM147 45H148V44H147ZM147 45H146V46H147ZM178 45L181 46V42H180ZM202 45H201V46H202ZM207 45H208V43H207ZM240 45H241V47H242V45H244L243 42H242V44H240ZM246 45H247V44H246ZM253 45H254V43H253ZM8 46H9V45H8ZM14 46H15V48H16V43L14 44ZM21 46H22V44H20V47H19V48H21ZM30 46H29V47H30ZM36 46H37V44H36ZM72 46H73V44H72ZM75 46H76V45H75ZM97 46H98V45H97ZM119 46H120V45H119ZM136 46H137V45H136ZM138 46H137V47H138ZM211 46H212V47L209 46V48H210L209 51L211 50V48H212V50H213V48L215 49V44H214V46H213V45H211ZM230 46H231V43H230ZM238 46H239V45H238ZM11 47H12V46H11ZM22 47H23V46H22ZM32 47H33V46H32ZM37 47H38V46H37ZM37 47H36V49H37ZM50 47H51V46H50ZM58 47H59V46H58ZM58 47H57V50H58ZM73 47H74V46H73ZM130 47H131V46H130ZM221 47H223V46H221ZM236 47H237V46H236ZM241 47H237V49H239V48H241ZM243 47H244V46H243ZM7 48H8V47H6L5 49H7ZM15 48H13L14 51H16ZM24 48H25V51H29V50H28L29 48H27V47H25V46H24ZM26 48H27V49H26ZM34 48H35V47H34ZM34 48H32V49H34ZM43 48H44V47H43ZM46 48H47V47H46ZM54 48H55V46H54ZM70 48H71V47H70ZM92 48H93V46H92ZM94 48H96V46H94ZM94 48H93L92 50H94ZM120 48H121V47H120ZM142 48H143V47H142ZM142 48H140L141 51L144 50V49L142 50ZM144 48H145V47H144ZM203 48H204V46H203ZM203 48H202V49H203ZM206 48H208V47H206ZM249 48H250V50H253V49H254V48L251 49L250 46H249ZM22 49H23V48H22ZM22 49H21V51H20V54H22V56H24V54H23V50H22ZM41 49H42V48H41ZM41 49H40V50H41ZM52 49H53V47H52ZM71 49H72V48H71ZM113 49H114V48H113ZM113 49H112V50H113ZM130 49H131V48H130ZM137 49H138V48H136V49L134 48V50H136V51H137ZM140 49H139V50H140ZM146 49H147V47H146ZM154 49H156V48L154 47ZM196 49H198V48H196ZM8 50H10L9 53H12V51H13L12 48H8V49L5 50V51H8ZM17 50H19L18 47H17ZM30 50H31V48H30ZM40 50H39V51H40ZM42 50H43V49H42ZM47 50H49V49H46V51H47ZM66 50L68 51V49H66ZM103 50H104V49H103ZM105 50H107V48H105ZM199 50H200V48H199ZM207 50H208V49H207ZM234 50H235V48H234ZM247 50H248V52L250 51L249 49H247ZM25 51H24V53H25ZM32 51H33V50H32ZM49 51H50V50H49ZM53 51H54V50H53ZM94 51H95V50H94ZM113 51H114V50H113ZM115 51H116V50H115ZM144 51H145V50H144ZM205 51H206V49H205ZM229 51H230V50H229ZM237 51H238V50H237ZM244 51H246V49H245ZM244 51H243V52H244ZM3 52H4V51H3ZM3 52L1 53V48H0V54L3 55ZM29 52H31V51H29ZM56 52H57V51H56ZM60 52H61V51H59V53H60ZM70 52H71V51H70ZM105 52H106V51H105ZM116 52H117V51H116ZM128 52H129V51H128ZM128 52H127V54H128ZM137 52H138V51H137ZM151 52H152V51H151ZM154 52H157V50H155ZM200 52H201V51H200ZM214 52L216 53L215 50H214ZM231 52H232V51H231ZM15 53H16V52H13V57H15V56L17 55V54L14 55ZM31 53H32V52H31ZM31 53H30V55H31ZM33 53H34V52H33ZM36 53H37V52H36ZM40 53H41V51H40ZM66 53H68V52H66ZM86 53H87V52H86ZM86 53H85V54H86ZM129 53H130V52H129ZM148 53H149V52H148ZM182 53H183V52H182ZM187 53H188V52H187ZM210 53H211V54H210ZM210 53L207 52V55H209V54H210V55L214 54V53H212V52H210ZM226 53H228V52H226ZM5 54H6V56H8V57H9V55H10V54L7 55V53H5ZM26 54H27V52H26ZM41 54H42V53H41ZM64 54H65V53H64ZM70 54H72V53H70ZM111 54H112V53H111ZM113 54H114V53H113ZM134 54H135V53H134ZM221 54H222V53H221ZM27 55H28V54H27ZM39 55H40V54H38L37 56L35 55V57H38ZM45 55H47V53H46ZM68 55H69V54H68ZM73 55H74V54H73ZM86 55H87V54H86ZM115 55H116V53H115ZM125 55H126V54L124 53V57H126ZM130 55H132V54H130ZM148 55H150V54H147V56H148ZM184 55H185V54H184ZM210 55H209V57H211ZM228 55H230V54H228ZM234 55H237V54H234ZM6 56H4V58L6 59V61H5V59L3 58L4 61H2V63H5V62L7 63V62L10 61V60L7 61ZM10 56H12V54H11ZM25 56H26V55H25ZM63 56H64V55H63ZM102 56H103V55H102ZM132 56H133V55H132ZM181 56H182V55H181ZM181 56H180V57H181ZM193 56H194V55H193ZM198 56H199V53H198ZM221 56H222V55H221ZM2 57H3V56H2ZM13 57H12V58H13ZM70 57H71V55H70ZM72 57H73V56H72ZM114 57H116V56H114ZM127 57H129V56H127ZM178 57H179V56H178ZM180 57H179V58L176 57V58H177V59H180ZM190 57H191V56H190ZM195 57H196V55H195ZM195 57H194V58H195ZM227 57H228V56H227ZM235 57H236V56H235ZM12 58H11V59H12ZM15 58H16V57H15ZM21 58H22V57H21ZM44 58H45V57H44ZM68 58H69V57H68ZM104 58H106L105 55H104ZM148 58H149V57H148ZM148 58H146V59H147V62H148ZM211 58H212V57H211ZM0 59H1V55H0ZM9 59H10V57H9ZM22 59H23V58H22ZM37 59H38V61L40 60L39 58H37ZM37 59H36V60H37ZM50 59H51V58H50ZM56 59H57V58H56ZM69 59H70V58H69ZM113 59H114V58H113ZM171 59H172V58H171ZM184 59H185V58H184ZM184 59H183V60H184ZM195 59H196V58H195ZM202 59H208V60H209L210 58L205 57V58H202ZM220 59H221V57H220ZM220 59H218V60H220ZM227 59H228V58H227ZM52 60H54V59H52ZM89 60H90V59H89ZM91 60H92V59H91ZM100 60H101V59H100ZM107 60H108V59H107ZM180 60H181V59H180ZM192 60H194V59H192ZM200 60H201V59H200ZM210 60H211V59H210ZM11 61H12V60H11ZM14 61H15V60L13 59L12 62H14ZM31 61H32V60H31ZM31 61H30V62H31ZM34 61H35V60H34ZM43 61H45V60H43ZM46 61H47V59H46ZM46 61H45V62H46ZM55 61H56V60H55ZM143 61H145V60H143ZM149 61L152 62L153 59H152V60H149ZM154 61H153L152 63H154ZM169 61H170V60H169ZM185 61H186V60H185ZM185 61H184V63H185ZM197 61H198V59H197ZM203 61H204V60H203ZM231 61H232V60H231ZM27 62H29V61H27ZM27 62H26V63H27ZM30 62H29V63H30ZM32 62H33V61H32ZM35 62H36V61H35ZM40 62H41V61H40ZM97 62H98V61H97ZM97 62H96V63H97ZM123 62H124V61H122L121 63H123ZM186 62H188V59H187ZM208 62H209V61H208ZM249 62H251V61H249ZM260 62H261V61H260ZM9 63L12 64V66H13V64H14V63H11V62H9ZM9 63H7V65H9V67L11 68V66H10ZM22 63H23V62H22ZM29 63H28V64H29ZM43 63H44V62H43ZM48 63H49V61H48ZM53 63L55 64L56 62L53 61ZM59 63H60V65H61V62H59ZM118 63H119V62H118ZM149 63H150V62H149ZM149 63H146V62H145V64L148 65L147 73H144V71H145L146 68H145L144 70L142 69V70H143V72H142V71L140 70V68H142V67H141V66H140V68L137 67V69L139 68V70H140V72H141L140 74H141V75L143 74V75H142L143 77L146 76V80H145V77H144V78H141V77H139V78H138V77L133 78V74L136 72V71H135L133 74L130 73L131 70H133V67H132V69H130V68L127 67L128 69H130V71H127V72H129L130 74L126 73L127 75H125V76H129V75H130L129 77H131V74H132V78H133V79H132V78H129V77H126V79H129V80L132 79V81H134V79L137 78V79H138V82H139V80L141 81V79H142V84H143V86L146 85V84L144 85V83H147L148 88L145 86V90H146V88H147V90H146V91H147V95H146V94L143 95L144 92H143V90H141L142 93H143L142 96H143V97L146 96V100H147V102L149 101V103H151V101L153 102V101L157 98V99H156V103H157V104H156V108H155V109L152 108V107H154L155 105L152 106L151 104H149L148 108H146L147 106L144 107V108L146 109V111L143 110V112L145 111L144 113H146V114H147L148 116H150V117L155 116V117L157 118V119H156V120H157V124H156V125H157L158 127H160V128H161V127L163 128V125H164V124H165V125H170L169 127L172 128V129L170 128L171 131H174V133L177 132V136H178V134L184 135V138H182V136L179 135V137L181 136V138L184 139V140H186V139H190L193 143L196 144V146H195L196 148H198L197 146L204 147V146L207 145L208 143H211V142H214V141H217V143H219V141H220V139H221V136H220V138H219V134H221V131H222V132H226V131L229 132L230 129L226 130V128H224V127L221 128V129H219V125H218V124H222V126H223V124H224V125L227 124L226 126L229 125V127L231 126V124H229L228 122L225 123L227 120H226V119L224 120V119H223L224 117L221 118L222 120H219V118L222 116L221 114H220V117L217 118V119H218V120H217V119L215 118V117H216V115H215L216 113H214V110H212L213 108L210 107V109L213 111L215 117L213 116L212 113H210V112H211L210 109H209V111H210V112H209V111L207 110V108L203 109V106L201 107V105H198L197 103H198L199 101L196 103V99H195L196 97H193V96H195V95H191V94H195V93H193V91H192V93H190V91H189L190 86H189V89H188V87H187V88H185V86L182 87L183 85L181 84V85H182V86H181L182 88H181V87H178V88H177V87H175V86H176V85H175V86H173V88H166V89H165V88H162V85H161V86H158V87L154 85V87H155V88H154V87H153V83H152V79H153V76L155 75V76H156V80H157V73H155V74L153 73V75H152V71H155V70L157 71V69H154V70L152 69V70H151V64H150V66H149ZM156 63H155V64H156ZM171 63H172V62H171ZM184 63H183V64H184ZM191 63H192V61H191ZM193 63H194V64H197V63H195V62H193ZM200 63H201V62H200ZM205 63H206V62H205ZM226 63H227V62H226ZM245 63H246V62H245ZM251 63H253V62H251ZM38 64H39V63H38ZM40 64H41V63H40ZM45 64H46V63H45ZM45 64H43V65L45 66ZM50 64H51V62H50ZM50 64H49V65H50ZM111 64H112V62H111ZM113 64H114V63H113ZM145 64H144V65H145ZM164 64H165V63H164ZM181 64H182V63H181ZM185 64H186V63H185ZM216 64H218V63H216ZM222 64H223V63H222ZM222 64H221V65H222ZM232 64H233V63H232ZM234 64H235V66H234ZM234 64H233V68H236V65H237V64H238V65H237V68H238L239 66H241V65H239V63H237V64L234 63ZM240 64H241V63H240ZM243 64H244V63L242 62V66H243V68H244V67H246V68L250 67V65H249V66L247 65L248 63H247L246 65H243ZM2 65H5V64H2ZM7 65H5V66L8 67ZM19 65H20V64H19ZM93 65H94V64H93ZM107 65H108V64H107ZM158 65H157V66H158ZM251 65H252L251 67H253V64H251ZM22 66H24V65H22ZM41 66H42V65H41ZM80 66H81V65H80ZM94 66H95V65H94ZM115 66H116V65H115ZM123 66H124V65H123ZM123 66H120V67H122L121 69L125 68V69L127 70V68H126V67H123ZM142 66H143V65H142ZM152 66H153V65H152ZM157 66H156V67H157ZM172 66H173V64H172ZM184 66H185V65H184ZM191 66H192V65H191ZM191 66H190V68H191ZM195 66H197V65H195ZM215 66H216V65H215ZM242 66L240 67L241 69H242ZM260 66H262V65H260ZM9 67H8V68H9ZM19 67H20V69H21V66H19ZM49 67H50V66H49ZM54 67H55V66H54ZM92 67H93V66H92ZM120 67H119V68H120ZM130 67H131V66H130ZM134 67H135V66H134ZM144 67H145V66H144ZM182 67H183V66H182ZM187 67H188V66H187V64H186V71H187ZM217 67H218V66H217ZM217 67H216V68H217ZM34 68H35V67H34ZM42 68H43V66H42ZM42 68H41V69H42ZM50 68L52 69L53 66L50 67ZM119 68H118V69H119ZM153 68H154V67H153ZM157 68H160V67H157ZM162 68H164V67L162 66ZM162 68H161V69H162ZM166 68H167V66H166ZM166 68H164V69L167 70ZM171 68H172V67H171ZM174 68H175V67H174ZM184 68H185V67H183V69H184ZM188 68H189V67H188ZM193 68H194V67H192V69H193ZM197 68H198V67H197ZM214 68H215V67H214ZM225 68H226V67H225ZM228 68H229V66H228ZM246 68H244V69H246ZM0 69H2V68L0 67ZM27 69H28V68H27ZM36 69H37V68H36ZM39 69H40V68H39ZM113 69L116 70L115 67H114ZM118 69H117V72H118ZM176 69H177V68H176ZM176 69H174V70H176ZM226 69H227V68H226ZM231 69H232V66H231ZM238 69H239V68H238ZM244 69L241 70L240 72L246 73V72L244 71ZM250 69H251V68H250ZM55 70H56V69H55ZM108 70H109V69H108ZM114 70H111V69H110V71L113 72V73H114ZM123 70H124V69H123ZM168 70H169V69H168ZM177 70H178V69H177ZM235 70H236V69H235ZM239 70H240V69H239ZM239 70H238V71H239ZM247 70H248V69H247ZM0 71H1V70H0ZM52 71H53V70H52ZM105 71H106V70H105ZM121 71H122V70H121ZM121 71H120V69H119V72H121ZM133 71H134V70H133ZM133 71H132V72H133ZM158 71L164 72V71H162V70H158ZM158 71H157V72H158ZM169 71H170V70H169ZM171 71H173V70H171ZM186 71H185V73H186ZM190 71H191V69H190ZM196 71H197V70H196ZM219 71H220V70H219ZM221 71H222V70H221ZM236 71H237V70H236ZM238 71H237V72H238ZM1 72H2V71H1ZM1 72H0V76L3 75V74H1ZM103 72H104V71H103ZM117 72H116V74L118 75L119 72H118V73H117ZM176 72H177V71H176ZM231 72H232V71H231ZM2 73H3V72H2ZM37 73H39V72H37ZM104 73H105V72H104ZM107 73H109V71H108ZM136 73H138V75H139V72H138V71H137ZM136 73H135V75H136ZM164 73H165V72H164ZM164 73H163V74H164ZM167 73H168V72H167ZM181 73H182V71H181ZM188 73H189V71H188ZM193 73H194V72H193ZM218 73H219V72H218ZM263 73H264V72H263ZM7 74H8V70H7ZM9 74H10V72H9ZM110 74H112V73H110ZM110 74H109V75L107 74V75L109 76V78L113 75V74H112V75L110 76ZM121 74H122V72H121ZM124 74H125V72H124ZM169 74H172V72L169 73ZM173 74L175 75V73H173ZM189 74H190V73H189ZM216 74H217V73H216ZM216 74H212V75H216ZM14 75H15V74H14ZM14 75H13V76H14ZM101 75H102L101 78L104 79V78H105V77H104L105 75H104V74H101ZM103 75H104V76H103ZM114 75H115V74H114ZM138 75H136V76H138ZM141 75H139V76H141ZM158 75H160V72L158 73ZM161 75H162V74H161ZM177 75H178V73H177ZM183 75H184V74H183ZM191 75H193L192 72H191ZM238 75H239V74H238ZM250 75H252V74H250ZM254 75H255V74H254ZM4 76H5V74H4ZM49 76H50V75H49ZM115 76H116V75H115ZM120 76H121V75H119V77H120ZM122 76H123V75H122ZM164 76H165V77H163V78H166V74H165ZM168 76H169V75H168ZM171 76H172V75H171ZM185 76H186V75H185ZM210 76H211V75H210ZM218 76H221V75H216V76H214L213 79L211 80V82H210V84H209L211 90L219 96L220 100L223 101V102L225 103L226 108H228V109H229V110L235 115V117L243 123V125L245 126V128H246L247 130H249V131H251V132H253V133H255V134H259L262 130H264V107H263V105H262V108H253L251 105H252V101L254 100V98H255V96H256V92L258 91V90L256 91V86H257L259 83L264 84V79H262V78H258V79L256 78V79H253V78H250L251 76H250V77H249V76H246V77H249V79H251V80H247L246 77H245L244 79H246V80H245L243 83H242L241 81H240L241 83H239V82H236L237 80L235 81L233 78H227V77H226L227 79H226V78L224 79V78H220V77H218ZM228 76H229V75H228ZM233 76H234V75H233ZM235 76H237V75H235ZM1 77H2V76H1ZM5 77H6V76H5ZM5 77H3V79H4ZM59 77H60V76H59ZM112 77H113V76H112ZM116 77H117V76H116ZM119 77H117V79H119ZM180 77H181V75H180ZM182 77H183V76H182ZM182 77H181V78H182ZM229 77H230V76H229ZM252 77H253V76H252ZM7 78H8V75H7ZM9 78H10V77H9ZM12 78H13V77H12ZM45 78H46V77H45ZM78 78H79V77H78ZM99 78H100V77H99ZM99 78H98V81L101 79V78H100V79H99ZM109 78L107 79V77H106V78H105L106 81H109V80H110ZM113 78H115V77H113ZM120 78H121V77H120ZM159 78H160V77H159ZM169 78H172V77H169ZM176 78H177V77H176ZM210 78H211V77H209V79H210ZM238 78H239V77H238ZM0 79H1V78H0ZM17 79H18V78H17ZM17 79H16V80H17ZM21 79H22V78H21ZM30 79H31V78H30ZM79 79H84V78L81 77V78H79ZM79 79H77L76 84L79 82V83H78V84L80 85L79 87H81V85H82V87H83L84 83H82V82H84L85 80L80 81ZM96 79H97V77H96ZM117 79H116V78H115V80L112 79V80H113V83H114V81H116ZM126 79H125V80H126ZM143 79H144V80H143ZM154 79H155V77H154ZM154 79H153V80H154ZM178 79H179V78H178ZM186 79H187V78H186ZM192 79H193V78H192ZM236 79H237V78H236ZM242 79H243V77H242ZM9 80H10V79H9ZM22 80H23V79H22ZM27 80H29V78H27ZM94 80H95V79H94ZM112 80H111V84H112ZM119 80H120V79H119ZM129 80H126V81L128 82V84H129V83H132V81H129ZM158 80H159V79H158ZM161 80H162V77H161ZM182 80H184V79H182ZM17 81H18V80H17ZM25 81H26V80H25ZM25 81H22V82H25ZM31 81H32V80H31ZM36 81H37V80H36ZM38 81H39V80H38ZM64 81H65V80H64ZM96 81H97V80H95V82H96ZM136 81H137V80H135V82H136ZM145 81H146V82H145ZM154 81H155V80H154ZM154 81H153V82H154ZM238 81H239V80H238ZM1 82H2V81H1ZM3 82H5V80H3ZM9 82H11V81H9ZM9 82H8V84H11V83H9ZM15 82H16V81H15ZM18 82H19V81H18ZM18 82H17V84H18V86L21 87L22 90H21V89H18V88H14V87H15V84H14V87H13V88H14V90H16V94H17V92L19 91V94H18L19 96L15 94V95L17 96V99H16V97H15L16 104H17V105L15 104V100H14V102H13V99H14V98H13V97L10 98L11 101H12V103L14 104V107L16 106L15 109H13V111H15L16 108H17V111H16V112H17V114H19V115H17V117H18V116H21V114H24L25 117H26V115H27L29 118H31V123H32V117L35 116V113H36V112L38 113L39 111L41 112V109H43V110H42V113H43L44 110H45V108H44V107H43V108H40V106L43 105V104L41 105V103H40V102H42V100H41L40 102H39V101H34V99H35L37 96H35V98H33L34 95H33L32 93H30L31 91L33 92V90H35L36 88H35V89L33 88V90H31L30 92L27 90L28 93H29L30 95H29V94H25V95H24V93H26V92H25V90H23V87H24L27 83L24 85L23 83H18ZM32 82L34 83L35 81L33 80ZM32 82H31V84H33ZM40 82H41V81H40ZM74 82H75V81H73V84H75ZM85 82H87L86 84L89 83V81H87V80H86ZM102 82L105 83L104 80H103V81L101 80V81L98 82V84H97V85H99V86L96 87V86H94V85H95L94 81H92V82L90 83V86H92V88H93V87H95V88H94V89L91 88V93H93L95 89L98 90L99 87H105L104 89H106L107 82H106V85L104 84L105 86H104V85H103V86H100L99 83H102ZM117 82H119V81H117ZM117 82H116V84L121 85V84H120V83H121V80H120L119 83H117ZM135 82H133L132 84H130L129 87H128V84L125 82V84L127 85L128 89L131 87V88H130L131 91L128 90L129 93L131 92V93L134 94V92H135L136 90H137V93H139L140 91L138 92V90H139V89H142V87L140 88L139 85H138L139 89H137V86H136V85H137V84H140V82H139V83H138V82L135 83ZM143 82H144V83H143ZM163 82H166V81L163 80ZM188 82H189V80L187 81V85H188ZM193 82H194V81H193ZM6 83H7V82H6ZM29 83H30V81H29ZM36 83L38 84V82H35V84H36ZM52 83H53V82H52ZM68 83H69V82H65V83H63V81H62V83H59V84H64V85L67 84V85H68ZM80 83H81V84H80ZM96 83H97V82H96ZM108 83L110 84V81H109ZM134 83H135V84H134ZM155 83H156V81H155ZM159 83H160V81H159ZM161 83H162V82H161ZM168 83H169V82H168ZM168 83H167V84H168ZM182 83H183V82H182ZM194 83L197 84V81L194 82ZM194 83H192V85H193ZM31 84H30V86H31ZM35 84H34V85H35ZM43 84H45V83H43ZM71 84H72V82H71ZM76 84H75V87H77V85H78V84H77V85H76ZM102 84H103V83H102ZM109 84H108V85H109ZM111 84H110V85H111ZM116 84L114 83V84H113V87L116 88V87H117ZM157 84H158V82H157ZM162 84H163V83H162ZM164 84H165V83H164ZM164 84H163V85H164ZM189 84H190V83H189ZM5 85H6V84H5ZM5 85L3 84L2 86H5ZM47 85H48V84H46V86H47ZM50 85H51V84H50ZM55 85L58 86L57 83H56ZM67 85L65 86V88L68 89ZM88 85H89V84H88ZM88 85H87V86H88ZM140 85H141V84H140ZM172 85H173V84H172ZM185 85H186V84H185ZM192 85H191V87H192ZM2 86L0 85V88H1ZM10 86H11V85H10ZM22 86H23V87H22ZM28 86H29V85H28ZM39 86H40V85H39ZM41 86H43V85L41 84ZM46 86H45V87H46ZM48 86H49V85H48ZM60 86H61V85H60ZM68 86H69V85H68ZM70 86H72V85H70ZM73 86H74V85H73ZM73 86L71 87V88H72L71 91H73V88H75V87H73ZM85 86H86V85H85ZM87 86L84 87V88H85V89H86V88L89 89V88H88L89 86H88V87H87ZM194 86H198V85H195V84H194ZM207 86H208V85H207ZM16 87H17V86H16ZM32 87H34V86H32ZM35 87H36V85H35ZM54 87H55V86H54ZM62 87H63V86H62ZM79 87H78V88H79ZM109 87H110V86H109ZM135 87H136V89H135ZM152 87H153L154 89H156V87H157V89L155 90V91H156V94H154L155 92L153 93V90H154V89H152ZM198 87H199V86H198ZM259 87H261V86L259 85ZM4 88H5V87H3L2 89L4 90ZM8 88H9V87H8ZM59 88H60V87H59ZM118 88H121V87L119 86V87H117V89H115V90H118ZM25 89H26V88H25ZM27 89H28V88H27ZM38 89H39V88H38ZM38 89H37V90H38ZM46 89H47V88H46ZM46 89H45V90H46ZM48 89L52 91V88H51V89L48 88ZM53 89H54V93H55V89H56V87L53 88ZM63 89H64V88H63ZM67 89H65L66 91H65V90H64V91L67 92ZM69 89H70V87H69ZM69 89H68V91H70ZM75 89H76V88H75ZM87 89L85 90L86 92H87ZM104 89H101V88H100V90L96 93V94H97V97L99 96L98 94H100L102 91H103V94H101V95L104 96V93H106V92H104ZM111 89L114 90V88H112V87H111ZM111 89H110V92L108 93V95H109V94L112 95V93L114 92V96H115V94H116L115 91H112ZM125 89H126L125 91H127L126 86H125ZM193 89H194V87H193L191 90H193ZM199 89H200V88H199ZM10 90H11V89H10ZM56 90H57L56 93H58L59 90H58V89H56ZM81 90L84 91L83 89H81ZM92 90H93V91H92ZM97 90H96V91H97ZM101 90H102V91H101ZM107 90H108V89H106V91H107ZM119 90H120V89H119ZM119 90H118V92H119ZM194 90H195V89H194ZM196 90H198V89H196ZM259 90H260V89H259ZM11 91H12V90H11ZM21 91H22V92L24 91V92L22 93L23 95L21 94ZM41 91H43V90H41ZM41 91H40V92H41ZM61 91H62V90H61ZM71 91H70V93H71ZM89 91H90V90H89ZM100 91H101V92H100ZM108 91H109V90H108ZM128 91H127V93H126V92L124 93V92L122 91V89H121V92L124 93L123 95L128 94ZM35 92H36V91H35ZM40 92H39V93H40ZM47 92H49V91H47ZM99 92H100V93H99ZM111 92H112V93H111ZM198 92H199V91H198ZM198 92H197V93H198ZM201 92H202V91H201ZM258 92H259V91H258ZM258 92H257V93H258ZM33 93H34V92H33ZM50 93H52V92H50ZM59 93H60V91H59ZM83 93H84V92H83ZM83 93H82V94H83ZM91 93L88 94V92H87V94H88V95H91V96L94 94V97H93V98H94V100H95V97H96V96H95V95H96L95 92H94L93 94H91ZM122 93H120V94H122ZM131 93H130V95H131ZM137 93L134 94L135 97L132 96V95H131V96L135 98L134 100H135V102L137 103V106H136V107L139 109V107H143V106H140L141 103H140V105H139V102H140L139 99H138V100L136 99V95H137V98H138V96L140 95V94L138 95ZM140 93H141V92H140ZM197 93H196V94H197ZM199 93H200V92H199ZM36 94H37V92H36ZM36 94H35V95H36ZM45 94H46V93H45ZM48 94H49V93H47V95H48ZM52 94H53V93H52ZM62 94L64 95L65 93L63 92ZM67 94H68V97H69V96H70V95H69V92H67ZM75 94H78V92H76ZM75 94L72 93L71 96H72V95H75ZM79 94L81 95V93H79ZM87 94H85V95L87 96ZM201 94H203V93H201ZM258 94H259V93H258ZM260 94H263V95H264V86H262V88H261V93H260ZM260 94L258 95L259 97H261ZM56 95H57V94H56ZM65 95H66V94H65ZM65 95H64V96H65ZM108 95L105 94V98H107ZM117 95H118V94H117ZM12 96H13V95H12ZM41 96H42V95H41ZM71 96L69 97V99L73 97V96H72V97H71ZM76 96H77V95H76ZM76 96H75V97H76ZM83 96H84V95H83ZM83 96H81V97H83ZM199 96H200V95H199ZM202 96H204V95H202ZM48 97H50V95H49ZM61 97H62V96H61ZM77 97H79V96H77ZM81 97L79 98V99H80L79 101H80V102H83L84 99L82 98V99H83V100H82ZM84 97H85V96H84ZM88 97H89V96H88ZM112 97H113V96H111V98H112ZM116 97H119V95L116 96ZM121 97H122V95H121ZM121 97H120V98H121ZM124 97H127V96L125 95ZM128 97H129V96H128ZM154 97H156V98L153 100ZM262 97H263V96H262ZM12 98H13V99H12ZM41 98H42V97H41ZM101 98H102V97H101ZM101 98H100V99H101ZM103 98H104V97H103ZM103 98H102V99H103ZM105 98H104V99H105ZM109 98H110V97H109ZM122 98H123V97H122ZM140 98H142V97H140ZM198 98H199V97H198ZM200 98H201V97H200ZM10 99L8 100V102L10 101ZM51 99H52V98H51ZM60 99H61V98H60ZM88 99H89V98H88ZM102 99H101V100H102ZM104 99H103V102H104ZM113 99H115V98H113ZM113 99H112V100H113ZM127 99H129V98H127ZM127 99H126V100H127ZM132 99H133V98H132ZM203 99H204V98H203ZM256 99H257V98H256ZM256 99H255V100H256ZM35 100H36V99H35ZM38 100H39V98H38ZM52 100H53V99H52ZM81 100H82V101H81ZM86 100H87V98H86ZM86 100H85V101H86ZM98 100H99V98H98ZM105 100H106V99H105ZM107 100H109V99H107ZM126 100H125V101H126ZM129 100L131 101V97H130ZM143 100H144V99H143ZM146 100H145V101H146ZM199 100H200V99H199ZM204 100H206V99H204ZM204 100H202V102H203ZM65 101H66V100H65ZM76 101H77V102H76ZM76 101L73 102V105H74V103H77L76 106H80V104L78 105V103H79L78 100H76ZM95 101H96V100H95ZM99 101H100V100H99ZM110 101H111V99H110ZM123 101H124V100H123ZM123 101H121V102H123ZM127 101H128V100H127ZM127 101H126V102H127ZM0 102H1V101H0ZM4 102H5V103H8V102H6V101H4ZM37 102L39 103V105H36V104H35V103H37ZM50 102H51V101H50ZM52 102H53V101H52ZM52 102H51L50 104H52ZM54 102H55V101H54ZM67 102H69V101H67ZM67 102H66V103H67ZM86 102H87V101H86ZM90 102H91V101H90ZM108 102H109V101H108ZM119 102H120V101H119ZM133 102H134V101H133ZM141 102H142V100H141ZM207 102H208V101H207ZM38 103H37V104H38ZM45 103H46V102H45ZM59 103H60V102H59ZM84 103H85V102H84ZM88 103H89V102H88ZM94 103H95V102H94ZM101 103H102V101H101ZM101 103H100V104H101ZM105 103H106V102H105ZM105 103H104L103 105H105ZM128 103H130V102L128 101ZM154 103H155V102H154ZM200 103H201V102H200ZM203 103H204V102H203ZM64 104H65V103H64ZM89 104H90V103H89ZM106 104L109 105V103H106ZM120 104H121V103H120ZM132 104H133V103H132ZM142 104H143V103H142ZM207 104H208V103H207ZM2 105H3V104H2ZM44 105H45V104H44ZM48 105H49V104H48ZM67 105H68V103H67ZM71 105H72V104H71ZM73 105L71 106V108L74 109ZM81 105H82V104H81ZM91 105H92V104H91ZM93 105H94V104H93ZM103 105H102V107H104ZM108 105H107V106H108ZM121 105H122V104H121ZM138 105H139V107H138ZM143 105H144V104H143ZM203 105H204V104H203ZM6 106H7V105H6ZM8 106H11V102H10V105H8ZM38 106H39V107H38ZM57 106H59V105H57ZM61 106H62V104H61ZM65 106H66V105H65ZM97 106H98V105H97ZM105 106H106V105H105ZM116 106H117V105H116ZM124 106H125V105H124ZM151 106H152V107H151ZM205 106H206V104H205ZM209 106H210V105H209ZM0 107H1V106H0ZM49 107H51V106L49 105V106H48V109H49ZM52 107H53V106H52ZM52 107H51V110H52ZM63 107H64V106H63ZM130 107H131V106H130ZM133 107H134V104H133ZM256 107H257V106H256ZM1 108H3V107H1ZM39 108H40V110H39ZM46 108H47V106H46ZM55 108H56V107H55ZM64 108H65V107H64ZM77 108H79V107H77ZM99 108H101V107H99ZM110 108H112V107H109L108 114H110V111H111ZM125 108H126V106H125ZM125 108H124V109H125ZM127 108H128V105H127ZM131 108H132V107H131ZM131 108H128V109H130V110H129L130 112H131ZM85 109H86V108H85ZM101 109H103V108H101ZM101 109H100V110H101ZM105 109H106V107H105ZM105 109H104V110H105ZM124 109H123V110H124ZM128 109H126V111H127ZM132 109H133V111L135 110L134 113H136V108H135V109L132 108ZM138 109H137V110H138ZM0 110H1V109H0ZM3 110H4V109H3ZM11 110H12V109H11ZM37 110H39V111H37ZM49 110H50V109H49ZM60 110H61V109H60ZM60 110H58L59 113H57V111H56L55 114H56V115L60 114ZM69 110L71 111V109H70V105H69ZM76 110H77V109H76ZM81 110H82V108H81ZM114 110H115V109H114ZM141 110H142V109H140V111L138 110V113L141 112ZM1 111H2V110H1ZM9 111H10V110H9ZM47 111H48V110H47ZM61 111H62V110H61ZM74 111H75V110H73L72 112H74ZM78 111H79V110H78ZM78 111H75V113H76V112L78 113ZM102 111H103V110H102ZM121 111H122V110H121ZM121 111H120V112H121ZM126 111H125V112H126ZM2 112H3V111H2ZM2 112H1V113H2ZM50 112H52V111H50ZM54 112H55V111H54ZM63 112H65V110H64ZM66 112H67V110H66ZM68 112H69V111H68ZM83 112H84V111H83ZM105 112H106V114H107V111H105ZM112 112H113V110H112ZM115 112H116V111H115ZM115 112H114V113H115ZM122 112H123V111H122ZM130 112H128L127 114H129ZM215 112H218V111H215ZM1 113H0V115H1ZM9 113L12 114V112H9ZM9 113H8V116H9ZM42 113H40V114H42ZM48 113H49V112H48ZM69 113H70V112H69ZM77 113H76V114H77ZM114 113H112V114H114ZM116 113H118V110H117ZM116 113H115V114H116ZM123 113H124V112H123ZM123 113H122V114H123ZM132 113H133V112H132ZM144 113H141V114L144 116V117L142 116V118H145ZM46 114H47V113L45 112V115H46ZM55 114H54V115H55ZM65 114H66V113H65ZM71 114H73V113H71ZM102 114H103V112H102ZM104 114H105V113H104ZM106 114H105V116H106ZM125 114H126V113H125ZM127 114H126V115H127ZM217 114H218V113H217ZM31 115H32V116H31ZM50 115H51V113H50ZM56 115H55V116H56ZM60 115H63V114H60ZM66 115H68V114H66ZM100 115H101V114H100ZM152 115H153V116H152ZM10 116L13 117V118H11V119L14 120L15 113L12 114V115H10ZM10 116H9V117H10ZM38 116H39V114H38ZM58 116H59V115H58ZM58 116H57V118H58ZM107 116L112 117V116H114V115H112V116L107 115ZM116 116H117V119H119L120 114H119V115L117 114ZM123 116H124V115H123ZM218 116H219V114H218ZM218 116H217V117H218ZM1 117H3V116H1ZM28 117H27V118H24V119L27 120ZM35 117H37V116H35ZM35 117H34V121H35ZM45 117H47V115H46ZM51 117H53V118H51ZM51 117H49V119H48V117H47V119H48V120L53 119V121H54V116L52 115ZM114 117H115V116H114ZM121 117H122V116H121ZM133 117H136V116L133 115ZM138 117H139V116H138ZM146 117H147V116H146ZM19 118H20L19 120H24V119H21V117H19ZM22 118H23V117H22ZM41 118H42V117L39 116V120H40ZM59 118H60V117H59ZM97 118H98V117H97ZM104 118H105V117H104ZM107 118H108V117H106V119H107ZM112 118H113V117H112ZM122 118H123V117H122ZM126 118H127V120H128L129 117H126ZM131 118H132V114H131ZM131 118H130V119H131ZM0 119H1V118H0ZM17 119H18V118H17ZM61 119L63 120L64 118H61ZM102 119H103V117H102ZM117 119H116V120H117ZM145 119H146V118H145ZM147 119L149 120V118H147ZM25 120H24L23 122L21 121L19 125H21V123L23 124V123L25 122ZM29 120H30V119H28L26 122H28ZM37 120H38V119H37ZM37 120H36V121H37ZM39 120H38V121H39ZM43 120H46V119H44V116H43ZM55 120H56V119H55ZM57 120H58V119H57ZM86 120H87V119H86ZM95 120H97V119H95ZM98 120H99V119H98ZM108 120H109V119H108ZM138 120H141V119H137V122H138ZM143 120H144V119H143ZM143 120H142V121H143ZM148 120H147V122H148ZM151 120H152V119H150L149 121H151ZM154 120H155V118H154ZM223 120H224L225 122H223ZM34 121H33V123H34ZM36 121H35V122H36ZM38 121H37V122H38ZM41 121H42V119H41ZM41 121H39V123L42 125V126L40 125V127H42V129H43V126L45 125V123H44V125H43V123H41ZM46 121H47V120H46ZM46 121H45V122H46ZM59 121H60V120H59ZM66 121H67V120H66ZM106 121H107V120H106ZM112 121H113V120H112ZM117 121H118V120H117ZM120 121H121V124H122V120H121V118H120ZM142 121H141V122H142ZM15 122H16V121H15ZM18 122H19V121H18ZM37 122H36V124L38 125ZM48 122H49V121H48ZM48 122H47V124H48ZM96 122H97V121H96ZM102 122H103V121H102ZM109 122L111 123V119H110ZM123 122H125V120H124ZM126 122H127V121H126ZM126 122L123 123V124L125 125ZM135 122H136V121H135ZM135 122H134V123H135ZM139 122H140V121H139ZM145 122H146V121H145ZM147 122H146V123H147ZM153 122L156 123L155 121H152V123H153ZM221 122H222V123H221ZM31 123H29V124L27 123V124L30 125ZM51 123H52V125L55 124V122L53 123L52 120H51ZM63 123H64V121H63ZM90 123H91V122H90ZM90 123H89L88 125H90ZM103 123H104V122H103ZM103 123H102V125H104ZM113 123H114V125H115V122H113ZM118 123H120V122L118 121ZM128 123H129V125H130V120L128 121ZM149 123H151V122H149ZM149 123H148V124H149ZM36 124H35L34 126H36ZM47 124H46V126H47ZM72 124H73V123H72ZM91 124H92V123H91ZM142 124H143V123H142ZM24 125H25V124H24ZM28 125H26L25 129L28 128ZM32 125H33V124H32ZM88 125H87V126H88ZM94 125H95V124H94ZM106 125H107V124L105 123V126H104V127H106ZM108 125H109L108 127H110L111 124L108 123ZM117 125H118V124H117ZM131 125H133V124H131ZM138 125H139V124H138ZM143 125H144V127L146 126L145 123H144ZM149 125H150V124H149ZM6 126H8V127H7L8 129H10V127H11V133H12V131H13L12 129L16 127V125L13 126V127L10 126V123H9V125H6ZM9 126H10V127H9ZM46 126H45V128H44L45 131H47V130H46V128H47ZM62 126H63V125H62ZM71 126H72V125H71ZM100 126H101V125H100ZM120 126H121V125H120ZM125 126H126L127 129L125 128L124 130H128V128L130 127V126L127 127V124H126ZM134 126H135V124H134ZM147 126H148V125H147ZM220 126H221V125H220ZM0 127H1V124H0ZM3 127L5 128V125L2 126V127H1L2 129H0V130L4 132L5 129H4ZM22 127L24 128L23 125H22ZM51 127L54 128V126H51ZM79 127H80V126H79ZM79 127H76V128H79ZM95 127H96V126H95ZM102 127H103V126H102ZM104 127H103V128H104ZM117 127H118V126H117ZM117 127H115V128H117ZM135 127H136V126H135ZM154 127H155V126H154ZM16 128H17V127H16ZM23 128H22V130H23ZM33 128H34V127H31V130H33ZM36 128H37V127H36ZM53 128H51V131H52ZM56 128H57V127H56ZM100 128H101V127H100ZM103 128H102V129H103ZM111 128H112V127H111ZM131 128H133V126H131ZM131 128L129 129V132H130ZM136 128H138V127H136ZM141 128H142V127H141ZM141 128H139V129H141ZM145 128H146V127H145ZM145 128H144V129H145ZM230 128H232V126H231ZM20 129H21V127H20ZM20 129L18 128V130H20ZM29 129H30V128H29ZM29 129H28V130H29ZM37 129H38V128H37ZM37 129H34V133H33V134L30 133V136H31V134H32V136H33V135L38 136L39 134L37 135V134L35 133V130H37ZM40 129H41V128H40ZM49 129H50V126H49ZM58 129H60V127H59ZM66 129H67V128H66ZM98 129H99V128H98ZM98 129H97V131H95L96 134H97V132L99 133L100 131H101V134H104V133H102V130L98 131ZM108 129L110 130V128H106L107 131H108ZM112 129H114V127H113ZM112 129H111V130H112ZM117 129H118V131H119V128H117ZM122 129H123V127L121 126V130H122ZM133 129H135V128H133ZM150 129H151V127H150ZM153 129L156 131L155 128H153ZM158 129H159V128H158ZM222 129H223L224 131H223ZM18 130H17V131H18ZM22 130H20V132H23ZM31 130H29V132H30ZM53 130H54V129H53ZM60 130H61V129H60ZM73 130H74V129H73ZM80 130H81V129H80ZM82 130H83V129H82ZM82 130H81V131H82ZM86 130H87V132L89 131L88 129H86ZM111 130H110V131H111ZM154 130H153V132H154ZM233 130H234V131H233ZM235 130H236V128H233V129H231L230 131H231V133H233V134L235 133L234 135L236 136L237 131L235 132ZM9 131H10V130H9ZM14 131H15V129H14ZM17 131H16V132H17ZM37 131L39 132V130H37ZM37 131H36V132H37ZM42 131L44 132V130H42ZM42 131H40V132H42ZM48 131H49V130H48ZM48 131H47V132H48ZM51 131H50V132H51ZM55 131H56V130H55ZM58 131H59V130H58ZM61 131H64V129H62ZM61 131H60V133H61ZM77 131H79V130H77ZM83 131H85V130H83ZM107 131L105 132V133H106L105 136H107V134H108V132H109V131H108V132H107ZM118 131H117V132H118ZM131 131H132V130H131ZM140 131H141V130H140ZM142 131H143V128H142ZM146 131H147V130L145 129L144 132H146ZM219 131H220V132H219ZM16 132H15V133H16ZM18 132H19V131H18ZM20 132H19V134H21V136H22L23 134L20 133ZM32 132H33V131H32ZM43 132H42V133H43ZM89 132H91V131H89ZM93 132H94V131H93ZM95 132H94V133H95ZM103 132H104V131H103ZM113 132H114V131L112 130V132H109V133H112V134H113ZM125 132H127V131H125ZM132 132H133V131H132ZM132 132H131V133H132ZM138 132H139V131H138ZM144 132H142V134H144ZM147 132H148V131H147ZM153 132H152V134H150L151 136L153 135ZM6 133L8 134V133H10V132H8V130H7ZM6 133H5V135H6ZM11 133H10V135L13 134V133H12V134H11ZM23 133H24V132H23ZM44 133H46V132H44ZM51 133H53V131H52ZM63 133H64V132H63ZM94 133H92V134H94ZM115 133H116V132H115ZM119 133H120V132H119ZM127 133H128V132H127ZM131 133H129V134H130L131 137H132V134H131ZM136 133H137V132H136ZM140 133H141V132H140ZM150 133H151V131H150ZM156 133H157V132H156ZM159 133H160V131H159ZM165 133H166V132H165ZM168 133H169V132H168ZM171 133H172V132H171ZM174 133H173V134H174ZM2 134H3V133H2ZM24 134H25V133H24ZM48 134H49V133H47V136H46V137H49ZM58 134H59V133H58ZM58 134H57V135H58ZM69 134H71V133H69ZM72 134H73V133H72ZM76 134H77V133H76ZM82 134H83V133L81 132V135H82ZM85 134H86V133H85ZM88 134H89V133H88ZM101 134H100V135H101ZM120 134H121V133H120ZM129 134H128V135H129ZM154 134H155V133H154ZM157 134H158V133H157ZM166 134H167V133H166ZM224 134H225V133H222V137H224L225 139L227 138V140H228V137H229V139L231 140V143H234V145L231 144L233 148L230 146V141H227V140H225V141H227L226 143H229V144H227L228 146L226 145V143H223V142H222V143L224 144L225 148H224V146H221V147H220V145L218 146V145L216 144L217 149L222 148V150H221V153H222L221 155H222V156H221V157L218 156V157H219V160H218V161H216V160L214 159L213 164H211L212 160L210 161V163H207V164L205 163V164H206V168H205V166L202 164V168H205V169L208 168L207 165H209V169H210L211 167H213V168H211L212 170H214V171H213V175H214V173H215V169H216L215 167H217V170H218V168L221 169V168L224 166V164H225L224 167H226L227 165H229L228 162L231 161V159L229 158L231 154H234V153L236 154V152L239 154L240 151H241V154H240V155L236 154V155L238 156V158L240 157V158H239L240 160H239V159H238V160H239V162H241V161H242L241 157L243 156V155H242L243 152H246V153H247L248 151L251 152L250 148L246 147V145H245L246 143H245V144H242V142L240 141V143H241L242 145H244V146H242L240 143H238L239 140H237L236 138L242 140V138H241L240 135H239V136H240V138H239L238 135L235 137L234 135H228V134H230V133H226L227 135L225 134V136H224ZM10 135H9V136H10ZM14 135H15V134H14ZM16 135H18V133H17ZM26 135H27V134H25V135L23 136V137H24L23 141L25 140V136H26ZM43 135H44V134H43ZM51 135H52V134H51ZM63 135H64V134H63ZM67 135H68V134H67ZM79 135H80V133H79ZM90 135H91V133H90ZM94 135H95V134H94ZM108 135H109V134H108ZM115 135H116V134H114V137H113V138H115ZM122 135H123V134H122ZM122 135H121V136H122ZM126 135H127V134H126ZM130 135H129V136H130ZM138 135H139V134H138ZM145 135H146V134H145ZM147 135H149V133H148ZM147 135H146V136H147ZM155 135H156V134H155ZM168 135H169L170 137H172L171 134H168ZM3 136H4V135H3ZM7 136H8V135H7ZM9 136H8V137H9ZM27 136H28V135H27ZM32 136H31V137H32ZM44 136H45V135H44ZM44 136H43V137H44ZM60 136H61V135H59V136L57 137V139H58V140H62V142H57V141H56V142H57V143H56V142L54 141L55 138H53V141H52L51 138H49V139H51V144L48 143V144H50V145H52V146H55V148L57 147V148L55 149L56 151H54V153H55V152L57 153V154H55V155H56V158H54V159H52V158H48V159L45 158V159H44V158H43L44 160L47 159V161H48V162L46 161V163H47V165H48L47 167L50 166V163H49V162H51V161L56 162L57 165H58V166H57V165H55V163H52V162H51L52 165H51V167L49 168L50 170L47 168V169L49 170V173H50V174H52V173L54 172L53 169L56 170V172H54V173L57 174L58 171H60V169L62 170L61 167H64V168H65V165H69V164L72 165L74 162L76 163L77 158L79 159V156H78V155H79L80 153H78V155H77V152H79V150L76 151L77 149L75 150V149L72 147V145H69V142H68V143L63 142V139H61V138L59 139ZM64 136H65V135H64ZM85 136H86V135H85ZM102 136H103V135H102ZM112 136H113V135H112ZM112 136H111V137H112ZM117 136H118V134H117ZM129 136H128V137H129ZM140 136H141V135H140ZM146 136H145V137H146ZM153 136H154V135H153ZM158 136L160 137V134H158ZM173 136H174V135H173ZM226 136H228V137H226ZM230 136H231V138H230ZM232 136H234V138H235V140H237V142H235V141L232 142V140H234V139H232V138H233ZM4 137H5V136H4ZM12 137H13V135H12ZM18 137H19V136H18ZM31 137H30V138H31ZM50 137H51V136H50ZM52 137H54V135H52ZM55 137H56V136H55ZM72 137H73V136H72ZM88 137H89V136H88ZM88 137H85V138H87L86 142H84L85 144H87L88 139L91 138V137H90V138H88ZM92 137H94V136L92 135ZM96 137H97V136H96ZM98 137H99V135H98ZM111 137H109V139H110ZM118 137H119V136H118ZM122 137H123V136H122ZM122 137H121V138H122ZM124 137H125V135H124ZM131 137L128 138V140L131 139ZM137 137H139V136H137ZM137 137H135V138H137ZM155 137H156V136H155ZM170 137H169V138H170ZM0 138H1V137H0ZM5 138H6V137H5ZM10 138H11V137H10ZM28 138H29V137H28ZM28 138H27V141L30 139V138H29V139H28ZM34 138H35V137H32L30 141H32ZM44 138H45V137H44ZM69 138L71 139V136H69L68 139H69ZM103 138H104V136H103ZM121 138H119V139L121 140ZM149 138H150V137H149ZM151 138H153V137H151ZM156 138H157V137H156ZM174 138H175V137H174ZM176 138H178V137H176ZM260 138H261V137H260ZM8 139H9V138H8ZM17 139H18V138H17ZM20 139H21V137H20ZM37 139H40V140H41L42 137L39 138V136H38ZM91 139H92V138H91ZM97 139H98V138H97ZM100 139H101V137H100ZM100 139H98L99 142H97V144L100 143ZM106 139H107V138H106ZM106 139H105V142H106ZM119 139H118V140H119ZM126 139H127V138H126ZM143 139H144V138H143ZM158 139H159V138H158ZM158 139H157V140H158ZM179 139H180V138H179ZM258 139H259V138H258ZM35 140H36V138H35ZM35 140H33V142H34ZM40 140H39L40 143H44V142H42V141H40ZM44 140H47V139H44ZM55 140H56V139H55ZM65 140H67V139H65ZM102 140H103V139H102ZM112 140H114V139H112ZM116 140H117V139H116ZM132 140H133V139H132ZM132 140H131V141H132ZM177 140H178V139H176V141H177ZM218 140H219V141H218ZM262 140H263V139H262ZM2 141H5V140H4V139L2 140V138H1V145H2V147H3V144H4V143H3ZM14 141H15V140H14ZM19 141H20V140L18 139V142H19ZM27 141H26V142H27ZM71 141H72V139H71ZM83 141H85V139H84ZM83 141L81 140V142H80V140H79V146H80V143H82ZM89 141H91V142L89 143ZM89 141H88V144L85 146L86 148L91 149L90 147H94V146H96V142H95V141H94V142H93L92 140H89ZM96 141H97V140H96ZM114 141H115V140H114ZM114 141H113V142H114ZM129 141H130V140H129ZM133 141H134V144H135V140H133ZM140 141H141V140L139 139V143H140ZM148 141H150V139H149ZM159 141H160V140H159ZM180 141H183V140L180 139V140L178 141V143H179ZM186 141L188 142V140H186ZM222 141H223V140H222ZM10 142H11V143H10ZM10 142H8V143L12 144V142H13L12 139H10ZM18 142L16 141V143H17L16 145H17V146H18ZM26 142H25V143H26ZM47 142H48V141H47ZM52 142H55V144H52ZM107 142H108V140H107ZM116 142H117V141H116ZM123 142H124V141H122V143H123ZM136 142H137V139H136ZM142 142H143V141H142ZM142 142H141V143H142ZM150 142L154 143V141H150ZM150 142H148V143H150ZM155 142H158V141L155 140ZM220 142H221V141H220ZM6 143H7V142H6ZM6 143H5V144H6ZM8 143H7V145H8ZM23 143H24V142H23ZM28 143L30 144V142H28ZM28 143H27V144H28ZM31 143H32V142H31ZM73 143H74V142H73ZM84 143H82V144H84ZM108 143H110V142H108ZM124 143H125V142H124ZM127 143H129V142H127ZM185 143H186V142H185ZM188 143H190V142H188ZM188 143L185 144V147H184V144H183V145H180V146L186 148V145L188 146ZM236 143H238V144H236ZM243 143H244V141H243ZM5 144H4V145H5ZM10 144H9V145H10ZM21 144H22V139H21ZM85 144H84V145H85ZM111 144H112V143H111ZM111 144H110V145H111ZM129 144H133V143H129ZM137 144H138V143H137ZM142 144H143V143H142ZM160 144H161V143H160ZM195 144H193V146L191 145L190 147H191V148L194 147ZM223 144H221V145H223ZM1 145H0V146H1ZM12 145H13V144H12ZM14 145H15V143H14ZM24 145H25V144H24ZM24 145H22V147H23ZM34 145H35V143H34ZM36 145H37V141H36ZM38 145H40V144H38ZM105 145H106V144H105ZM105 145L103 144V149H104V146H105ZM107 145H108V144H107ZM139 145H140V144H139ZM151 145H152V144H151ZM238 145H239V146H238ZM240 145H241V147H240ZM17 146H16V147H15V146L13 147V148H17V149H15V150H14V149L12 150V147H11V151H12V152H13V151H14V152H15V151H18V152H19V150H21L22 147H21L20 149H18ZM19 146H20V143H19ZM25 146H26V145H25ZM25 146H24V147H25ZM29 146H30V145H28V148H29ZM41 146H42V145H41ZM44 146H45V144L43 145V147H44ZM73 146L75 147V143H74ZM77 146H78V145H77ZM77 146H76V147H77ZM112 146H113V145H112ZM112 146H111V147H112ZM131 146H132V145H131ZM148 146H149V144H148ZM156 146H157V144H155V147H156ZM213 146H215L214 143H213ZM226 146H227V149H226ZM234 146H237V148L234 147ZM2 147H1V149H3ZM4 147H7V146H4ZM30 147H31V146H30ZM34 147H36V146H33V148H34ZM45 147H47V146H45ZM82 147H83V146H82ZM109 147H110V146H109ZM132 147H133V146H132ZM161 147H162V146H161ZM168 147H169V146H168ZM171 147H172V146H171ZM201 147H199V149H200V153H201V152H205L204 149L201 148ZM218 147H219V148H218ZM228 147H230L231 150H232V153H231V154H230V152H229V151H230V148L228 149ZM244 147H246V149H249V150L244 151V150L242 149V148H244ZM7 148H8V147H7ZM7 148H6V149H7ZM38 148L43 149V148L40 147V146H39ZM38 148H37V149H38ZM47 148H48V147H47ZM47 148H45V149H47ZM72 148H73V149H72ZM86 148H83L84 151H85ZM96 148H97V147H96ZM99 148H100V147H99ZM106 148H107V147H106ZM112 148H113V147H112ZM116 148H118V147H116ZM120 148H121L120 151H122V147H120ZM126 148H127V147H126ZM129 148H130V147H129ZM158 148H159V147H158ZM166 148H167V146H166ZM169 148H170V147H169ZM178 148H179V147H178ZM178 148H177V150H178ZM191 148H190V152H192V153L194 154L195 151H191ZM206 148H207V146H206ZM211 148L214 149L215 147H211ZM223 148H224V150H223ZM1 149H0V151H1ZM41 149H39V151H40ZM45 149H44V150H45ZM49 149H50V147H49ZM107 149H108V148H107ZM143 149H144V148H143ZM156 149H157V148H155V151H156ZM164 149H165V148H164ZM164 149H163V150H164ZM167 149H168V148H167ZM171 149H174V148H171ZM180 149H181V147H180ZM199 149H197V151H198ZM202 149H203V150H202ZM225 149H226V150H225ZM233 149H235V150H233ZM237 149H240V150L238 151ZM241 149H242L243 151H242ZM7 150L9 151V152L7 151L8 153H11L9 149H7ZM29 150H30V149H29ZM29 150H28V151H29ZM32 150H33V149H32ZM51 150H52V148L50 149V151H51ZM74 150H75L76 152H75ZM94 150H95V148H94ZM98 150H99V149H98ZM98 150H97V152H99ZM112 150H116V149L114 148V149H111V151H112ZM131 150H132V149H131ZM152 150H153V149H152ZM159 150H160V152H161V148H160ZM177 150H176V151H177ZM186 150H187V148H186ZM193 150H196V149H193ZM201 150H202V151H201ZM205 150H206V149H205ZM207 150H208V149H207ZM209 150H210V149H209ZM4 151H5V149H4ZM24 151L26 152L25 148H24V150H23V153L25 154ZM36 151H38V150H36ZM70 151H71V152L74 151L75 154L77 155V158H74V156H73V152L71 153ZM80 151H81V149H80ZM84 151H83V153L81 152L82 154L85 153V154H84V157H85V156H88V153H87L88 151H87V150H86V152H84ZM92 151H93V150H92ZM125 151H126V150H125ZM128 151H129V150H128ZM135 151H136V150H135ZM153 151H154V150H153ZM155 151H154V152H155ZM165 151H166V150H165ZM216 151H217V150H216ZM216 151H214V153H215ZM225 151H226V153L229 152V154H226ZM253 151H254V150H253ZM253 151H252L253 155H252V153L248 154V155H250V157H251V155H252V158H253V159H250V157H248V159L251 160L250 162H249V160H246V162H245V160L243 159L244 162H245V164H247V163H251L252 160L254 161L255 158H257V161H256V159H255L256 164L259 162V160H260L259 158L262 157L261 159L263 160V158H264V157H263L264 153L258 155L259 152L256 151L257 153L255 152V154H254ZM14 152H13V154H14ZM29 152H30V151H29ZM29 152H27V154H29ZM31 152H33V151H31ZM31 152H30V154H31ZM34 152H35V151H34ZM45 152H47V151H45ZM45 152H44V153H45ZM48 152H49V151H48ZM69 152H70L71 156H73L72 158H70L71 156H68ZM89 152L92 153L91 150H90ZM94 152H95V151H94ZM94 152H93V155H94ZM100 152H101V151H100ZM102 152H105V149H104V151H102ZM123 152H124V149H123ZM126 152H127V151H126ZM126 152H125V153H126ZM148 152H149V151H148ZM163 152H164V151H163ZM171 152H172V151H171ZM177 152H178V151H177ZM210 152H211V151H210ZM4 153H6V151H5ZM4 153H2V154L4 155ZM15 153H17V152H15ZM21 153H22V151H21ZM23 153H22V154H23ZM38 153H39V152H38ZM49 153H50V152H49ZM51 153H52V152H51ZM108 153H109V152H108ZM127 153H128V152H127ZM151 153H152V152H151ZM165 153H166V152H165ZM167 153H168V152H167ZM206 153H208V151H206ZM206 153H204V154H206ZM216 153H217V152H216ZM216 153H215V154H216ZM223 153H224V154H223ZM248 153H249V152H248ZM260 153H261V152H260ZM2 154H0V155H1V156H0V159H1V158H5V157H6V159H7V158L9 159V158L11 157L10 155L8 156V154H7V156H3ZM17 154H18V153H17ZM17 154H15V155H17ZM22 154H21V155H22ZM32 154H33V153H32ZM41 154H43V153H41ZM82 154H80V155H81V156H80L81 159L83 158V157H82V156H83ZM86 154H87V155H86ZM98 154H100V153H98ZM119 154H120V153H119ZM121 154H124V153H121ZM158 154H159V153H158ZM161 154H162V153H161ZM168 154H169V153H168ZM193 154H192V155H193ZM196 154H199V152H197ZM196 154H195V156H193V157H195V158H194L195 162H196V157H197ZM201 154H202V153H201ZM212 154H213V153H212ZM212 154H211V155H212ZM235 154H234V155H235ZM256 154H257V156H254V155H256ZM5 155H6V154H5ZM19 155H20V154H19ZM21 155H20V157H21ZM36 155H37V152L35 153V156H36ZM39 155H40V154H39ZM102 155H103V154H102ZM102 155H101V156H102ZM104 155H105V154H104ZM126 155H127V154H126ZM134 155H135V153H134ZM150 155H151V154H150ZM150 155H148V156H150ZM153 155H154V153L152 154V156H153ZM170 155H171V154H169V158H170ZM192 155H191V156H192ZM213 155H214V154H213ZM234 155H233V157H234V158H237L236 155H235V156H234ZM2 156H3V157H2ZM13 156H14V155H12V158H11V159H16V158H17V156L14 157V158H13ZM26 156H27V155H26ZM26 156H25L24 158H22V162H23V159L26 158ZM30 156H31V155H30ZM33 156H34V155H33ZM90 156H92V155L90 154ZM95 156H96V155H95ZM101 156H100V157H101ZM119 156L122 157V155H119ZM152 156H151V158H152ZM155 156H156V155H155ZM159 156H160V154H159ZM199 156H201V155H198V157H199ZM205 156H206V155H205ZM214 156H215V155H214ZM224 156H225V157H224ZM245 156H247V155L245 154ZM259 156H260V157H259ZM49 157H50V156H49ZM157 157H158V156H157ZM167 157H168V155L166 156V158H167ZM193 157H189V158H193ZM202 157H203V156H202ZM30 158H32V156H31ZM88 158H89V156H88ZM91 158H92V157H91ZM91 158H90V159H91ZM95 158H96V157H95ZM161 158H162V160L165 159V158H163V157H161ZM161 158H160V159H161ZM189 158H188V159H189ZM207 158H208V157H207ZM242 158H244V156H243ZM245 158H246V157H245ZM6 159L1 160V161H3V162H4V161H8V159H7V160H6ZM11 159H9V160H10V161H9V163H10L9 165H8L7 162L4 163V164H7V166H6L7 169H9V168H10L9 166H11L12 163L14 164V162H15V161H13V160H11ZM28 159H29V158H26V160H28ZM43 159H42V160L39 159V160L42 162V161H44ZM50 159H52V160H50ZM97 159H98V156H97ZM135 159H136V158H135ZM199 159H200V157H199ZM202 159H203V158H202ZM202 159H201V160H202ZM210 159H211V158H210ZM210 159H209V160H210ZM216 159H217V157H216ZM220 159H222V160H220ZM227 159H228V162H226ZM16 160H17V159H16ZM26 160H25V161H26ZM29 160H30V159H29ZM29 160H28L27 162H29ZM35 160H36V159H35ZM35 160H33V163L36 162ZM37 160H38V159H37ZM49 160H50V161H49ZM83 160H85V158H83ZM91 160H92V159H91ZM93 160H94V159H93ZM115 160H118V157H117V159H115ZM147 160H148V159H147ZM152 160H153V159H152ZM154 160L156 161V159H154ZM168 160H169V159H168ZM189 160H190V162H191V159H189ZM192 160H193V159H192ZM234 160H235V159H234ZM262 160H260V161H262ZM12 161H13V162H12ZM17 161L19 162V164H16V165L20 166V163H21L20 161H21V160L18 158ZM17 161H16V163H17ZM77 161H78V160H77ZM79 161H80V160H79ZM86 161H87V159H86ZM86 161H85V162H86ZM103 161H104V160H103ZM142 161H143V160H142ZM157 161H158V160H157ZM157 161H156V162H157ZM159 161H160V160H159ZM165 161H166V160H165ZM181 161H182V160H181ZM181 161H180V162H181ZM203 161H204V160H203ZM247 161H248V162H247ZM11 162H12V163H11ZM41 162H40V164H41ZM81 162H82V161H81ZM81 162H78V163H81ZM85 162H84V163H85ZM91 162H92V161H91ZM97 162H98V161H97ZM99 162H100V161H99ZM110 162H112V161H110ZM135 162H136V161H135ZM185 162H186V161H184V162L182 161V162H181L182 164L184 163V165L181 164V165L184 166V167H185V164H186ZM204 162H205V161H204ZM206 162H209L208 159H207ZM225 162H226L227 164H226ZM237 162H238V161H237ZM38 163H39V162H38ZM46 163H45V164H46ZM75 163H74V165H75V166H76V165L78 166V164H77V163L75 164ZM89 163H90V161H89ZM122 163H123V162H122ZM137 163H138V162H137ZM199 163H200V162H199ZM202 163H203V162H202ZM223 163H224V164H223ZM229 163H231V162H229ZM235 163H236V160H235ZM242 163H243V162H242ZM261 163L264 164V162L262 161V162H259V164H257V165H259V167H260V166L262 165ZM0 164L4 167L3 163L0 162ZM43 164H44V162H43ZM43 164H42V165H43ZM82 164H83V162H82ZM91 164H93V162H92ZM96 164H97V163H96ZM103 164H104V163H103ZM105 164H106V162H105ZM105 164H104V165H105ZM120 164H121V163H120ZM148 164H149V163H148ZM153 164H154V163H153ZM155 164H156V163H155ZM174 164H175V163H174ZM179 164H180V163H179ZM192 164H193V162H192ZM237 164H238V163H237ZM239 164H240V163H239ZM251 164H253V163H251ZM254 164H255V162H254ZM254 164H253V165H254ZM260 164H261V165H260ZM16 165H13V166L16 167ZM22 165H23V163H22ZM27 165H28V163H27ZM29 165H30V164H29ZM29 165H28V166H29ZM32 165H33V164H31L30 168L32 167ZM34 165H35V164H34ZM34 165H33L32 169L36 168V167H34ZM36 165H37V164H36ZM53 165H54V167H53ZM61 165H62V166H61ZM63 165H64V166H63ZM80 165H81V164H80ZM83 165H84V164H83ZM97 165H98V164H97ZM100 165H101V162H100ZM100 165H99V166H100ZM123 165H124V163H123ZM133 165H136V163L133 164ZM146 165H147V164H146ZM177 165H178V163H177ZM190 165H191V163H190ZM222 165H223V166H222ZM230 165H231V164H230ZM249 165H250V164H249ZM253 165H250L249 170H250V168H253V167H252ZM2 166H0V167H1L0 171L3 169ZM13 166H12V167H13ZM28 166H27V167L25 166V168H27L28 171H29ZM55 166H57V167L60 168V169L57 168V169H58V170H57ZM69 166H70V165H69ZM91 166H92V165H91ZM91 166H90V167H91ZM99 166H98V167H99ZM102 166H103V165H102ZM191 166H192V165H191ZM194 166H196V163L194 164ZM197 166H198V165H197ZM197 166L194 167V168H197ZM200 166H201V165H200ZM203 166H204V167H203ZM235 166H236V165H235ZM254 166H255L254 168H255V170H256L257 167H256V165H254ZM6 167H4L5 170H6ZM8 167H9V168H8ZM45 167H46V166H45ZM82 167H83V166H82ZM87 167H89V164H88ZM117 167H118V166H117ZM117 167H115V168H117ZM141 167H143V166H141ZM179 167H180V166L176 167V168H177V171H178V168H179ZM224 167H223V170H224ZM229 167H230V166H229ZM17 168H18V167H17ZM20 168H21V167H20ZM66 168H67V166H66ZM66 168H65V170H67ZM71 168H74V166H71ZM75 168H76V167H75ZM84 168H85V166H84ZM165 168H166V167H165ZM168 168H169V167H168ZM262 168H263V165H262L261 169H262ZM11 169H12V168H11ZM11 169H10V170H11ZM15 169H16V168H14V171H15ZM27 169H26V170H27ZM169 169H170V168H169ZM172 169H173V168H172ZM172 169H171V170H172ZM179 169H180V168H179ZM182 169H183V168H182ZM200 169H201V167H200ZM200 169H199V171H200ZM205 169H203V170H205ZM211 169H210V171H211ZM24 170H25V169H24ZM34 170H35V169H34ZM68 170H70L69 167H68ZM68 170H67V172H69ZM81 170H82V168H81ZM84 170H85V169H84ZM92 170H93V169H92ZM114 170H115V169H114ZM118 170H119V169H118ZM129 170H130L129 168H125V169L123 168V170L117 175V177H119V179H120L121 181H123V182L128 181L129 179H128L127 174H128V172H129ZM173 170H174V169H173ZM184 170H185V169H183V171H184ZM188 170H189V169H188ZM191 170L193 171V169H191ZM191 170H189V173L192 172ZM195 170H196V169H195ZM195 170H194V171H195ZM221 170H222V169H221ZM227 170H228V168H227ZM249 170H248V171H249ZM251 170H252V169H251ZM258 170H260V169H257V171H258ZM3 171H4V170H3ZM51 171H52V173H51ZM62 171H63V172H62ZM62 171H61L62 174H63V173L65 174V171H64V170H62ZM70 171H71V170H70ZM86 171H87V170H86ZM133 171H134V170H133ZM163 171H165V170L163 169ZM163 171H162V173H163ZM167 171H168V172H167V174H168L170 171H169V170H167ZM197 171H198V170H197ZM197 171H196V174H197ZM206 171H208V170H206ZM206 171H205V172H206ZM248 171H246V177H247L246 179L250 178L251 175H252V178H254L255 175H253L252 173L255 174V173H257V171L254 172V171L252 170V171H253L252 173H251V172H248ZM260 171H264V169H262V170H260ZM6 172H7V174H8V173H9V170L6 171ZM10 172H11V171H10ZM20 172H24V173L26 174L25 171H20ZM20 172H19V174H21ZM61 172H60V174H61ZM165 172H166V171H165ZM165 172H164V173H165ZM3 173H4V172H2V173L0 174V178H1V176L3 175ZM24 173H22V174H23L22 176H24ZM31 173H32V172H31ZM54 173H53V174H54ZM70 173H71V172H70ZM70 173H69V174H70ZM78 173H79V172H78ZM92 173H93V172H92ZM144 173H145V172H144ZM173 173H174V172L172 171V173H170V175L173 174ZM192 173H193V172H192ZM192 173H191V174H192ZM208 173H210V172L208 171ZM211 173H212V171H211ZM218 173H219V170H218ZM249 173H251V174H250V177L247 176V174L249 175ZM261 173H262V172H261ZM27 174H28V173H27ZM58 174H59V173H58ZM66 174L69 175L68 173H66ZM115 174H116V173H115ZM115 174H113V175H115ZM198 174L200 175V173H198ZM221 174H222V172L220 171V176H221ZM225 174H226V173H225ZM228 174H229V173H228ZM4 175H5V174H4ZM32 175H33V174H32ZM67 175H65V177H66ZM143 175H145V174H143ZM143 175H142V176H143ZM146 175L149 176L150 174L148 175V174L146 173ZM162 175H163V177H164L165 174H162ZM179 175H180V174H179ZM193 175H194V173H193ZM207 175H208V174H207ZM217 175H218V174H217ZM243 175H245V173H244ZM256 175H257V176H255V179H254L255 182L253 183V184L255 185V187L253 186V187H254L253 189H254V190L260 189V190H262V192H263V194H264V173H263V177H262V175H260V176H261L260 180L258 179V178H259V177H258L259 172H258V174H256ZM6 176H7V175H6ZM27 176H28V175H27ZM30 176H31V174H30ZM30 176H29V177H30ZM87 176H88V173H87ZM115 176H116V175H115ZM135 176H136V175H135ZM139 176H141V175H139ZM142 176H141V178H143ZM165 176H166V175H165ZM172 176H175V173H174V175H172ZM177 176H178V175H177ZM194 176H196V175H194ZM214 176H216V175H214ZM8 177H9V176H8ZM8 177H7V179H8ZM12 177H13V176H11V178H12ZM19 177H20V175H19ZM59 177H62L61 179H64V178H65V177H63L62 175L59 176ZM67 177H68V176H67ZM131 177H133V176H131ZM137 177H138V176H137ZM145 177H146V176H145ZM153 177H155V176H152V179H151V180H153ZM170 177H171V176H170ZM183 177H184V176H183ZM191 177H192V176H191ZM198 177H199V176H198ZM198 177H197V178H198ZM201 177H205L204 174H203ZM207 177L209 178V176H207ZM210 177H211V175H210ZM242 177H243L242 180L244 181V177H245V176H242ZM3 178H4V176H2V179H3ZM25 178H26V175H25L23 181H25ZM80 178H81V176H80ZM109 178H110V177H109ZM112 178H114V177H112ZM135 178H136V177H134V179H132L133 182H134ZM146 178H147V177H146ZM166 178H168V177H166ZM174 178H175V177H174ZM180 178H181V177H180ZM218 178H219V175H218L217 179H218ZM222 178H223V177H222ZM222 178H221V179H222ZM2 179H1V181H2ZM4 179H5V178H4ZM7 179H5L4 182L7 183L8 181H10V180L7 181ZM61 179L59 178L58 181H61ZM65 179H66V178H65ZM83 179H84V178H83ZM114 179H115V178H114ZM139 179H140V178H139ZM147 179H148V178H147ZM163 179H164L165 181L167 180V179H165V178H163ZM172 179H173V178H172ZM175 179H176V178H175ZM204 179L207 180L206 177H205ZM209 179H212V178H209ZM217 179H216V181H217ZM13 180H14V179H13ZM13 180H12V181H13ZM15 180H16V178H15ZM69 180H70V179H69ZM81 180H82V179H81ZM140 180H141V179H140ZM176 180H177V179H176ZM191 180H192V179H191ZM202 180H203V179H202ZM202 180H201V181H202ZM214 180H215V179H214ZM250 180H251V179H250ZM26 181L28 182V180H26ZM29 181H30V180H29ZM34 181H35V180H34ZM58 181H57V182H58ZM78 181H79V180H78ZM201 181H200V183H201ZM211 181H212V180H211ZM245 181H248V180H245ZM27 182H26V183H27ZM91 182H92V181H91ZM105 182H106V181H105ZM105 182H103V183H105ZM109 182H110V181H109ZM114 182H115V181H114ZM114 182H113V184H115ZM161 182H162V181H161ZM166 182H167V181H166ZM168 182H169V184H170V179H169ZM202 182H203V181H202ZM250 182L252 183V181H250ZM1 183H3V182H1ZM9 183H10V182H9ZM9 183H8V185H9ZM12 183H13L12 185H14V181H13ZM16 183H17V180H16ZM28 183H29V182H28ZM85 183H86V182H85ZM106 183H107V182H106ZM111 183H112V181H111ZM117 183H118V182H117ZM139 183H141V185H142V182H139ZM139 183H138V185H140ZM151 183H152V182H151ZM151 183H150V184H151ZM156 183H157V182H156ZM159 183H160V182H159ZM172 183L174 184V182H171V185H172ZM182 183H183V182H182ZM200 183H199V184H200ZM207 183H208V182H207ZM207 183H206V184H207ZM216 183H217V182H216ZM219 183H220V181H219ZM245 183H246V182H245ZM126 184H127V182H126ZM136 184H137V183H136ZM148 184H149V182H148ZM163 184H165V182L162 183V184L159 185V186H161V187H163V188L168 187V189L171 188V187H169L170 185H169L168 183L166 184V187L162 186ZM187 184H188V183H187ZM191 184H192V183H191ZM213 184H214V183H213ZM221 184H222V183H221ZM248 184H249V182H248ZM10 185H11V183H10ZM24 185H25V184H24ZM93 185H94V184H93ZM115 185H116V184H115ZM157 185H158V184H157ZM167 185H169V186H167ZM182 185H183V184H182ZM185 185H186V184H185ZM185 185H184V186H185ZM200 185H201V184H200ZM207 185H208V184H207ZM216 185H217V184H216ZM244 185H245V184H244ZM246 185H247V184H246ZM110 186H111V185H110ZM124 186H125V185H124ZM142 186H143V185H142ZM186 186H187V185H186ZM189 186H191V185L189 184ZM211 186H212V185H211ZM247 186L250 187L249 185H247ZM58 187H59V186H58ZM108 187H109V186H108ZM119 187H120V186H119ZM161 187H160V188H161ZM187 187H188V186H187ZM198 187H199V186H198ZM205 187H207V186H205ZM205 187H204V188H205ZM240 187H242V186H240ZM245 187H246V186H245ZM4 188H5V187H4ZM35 188L37 189V187H35ZM42 188H43V187H42ZM44 188H46V187H44ZM70 188H71V187H70ZM98 188H99V187H98ZM100 188H102V187H100ZM114 188H115V187H114ZM139 188H141V187H139ZM139 188H138V189H139ZM143 188H144V186H143ZM147 188H148V187H147ZM150 188H151V187H150ZM175 188H176V187H175ZM188 188H189V187H188ZM202 188H203V187H202ZM218 188H220V187L218 186ZM168 189L166 188V190H168ZM177 189H178V188H177ZM177 189H176V190H177ZM197 189H198V188H197ZM199 189H200V187H199ZM205 189H206V188H205ZM240 189L244 190V186H243V188H240ZM251 189H252V187H251L250 189H248V191H250ZM1 190H2V189H1ZM1 190H0V191H1ZM81 190H82V189H81ZM127 190H128V189H127ZM129 190H130V189H129ZM160 190H164V189L161 188ZM237 190H238V191H237ZM237 190H236V192H239V189H237ZM254 190H253V192H255ZM8 191H9V189H8ZM62 191H63V190H62ZM62 191H61V192H62ZM132 191H133V190H132ZM136 191H137V189H136ZM140 191H141V190H140ZM246 191H247V189H246ZM1 192H2V191H1ZM57 192H58V191H57ZM64 192H65V191H64ZM99 192H100V191H99ZM155 192H156L157 194H159L157 191H155ZM251 192H252V190H251ZM258 192H259V190H258ZM9 193H10V192H9ZM62 193H63V192H62ZM105 193H107V192H105ZM135 193H136V192H135ZM150 193H151V191H150ZM161 193H162V192H161ZM163 193H164V192H163ZM166 193H167V192H166ZM168 193H169V191H168ZM211 193H212V192H210V194H211ZM222 193L224 194V191H222ZM242 193H243V192H242ZM247 193H248V192H247ZM255 193H257V192H255ZM1 194H2V193H1ZM7 194H8V192H7ZM15 194L17 195V193H15ZM20 194H21V193H20ZM23 194H24V193H23ZM23 194H22V195H23ZM55 194H56V193H55ZM58 194H59V193H58ZM65 194H66V193H65ZM109 194H111V193H109ZM109 194L107 193L108 196H106V197H110L111 195H109ZM157 194H156V195H157ZM164 194H165V193H164ZM174 194H175V193H174ZM180 194H181V193H180ZM220 194H221V193H220ZM225 194H226V192H225ZM225 194H224V195H225ZM231 194H232V192H231ZM234 194H235V193H234ZM234 194H233V195H234ZM237 194H240V193H237ZM263 194H262V195H259V198H260V199H261V196H263ZM4 195H6V194L4 193ZM4 195H2L3 198H5ZM16 195H15V196H16ZM18 195H19V194H18ZM114 195H115V194H114ZM144 195H145V194H144ZM150 195H151V194H150ZM156 195H155V196H156ZM206 195H208V194H206ZM206 195H205V196H206ZM242 195H244V194L237 195V196H238V197L241 196L243 199H246V198H244L245 196L243 197ZM246 195H247V194H246ZM248 195H249V194H248ZM253 195L255 196V194H253ZM9 196H10V194H9ZM48 196H49V195H48ZM71 196H72V195H71ZM81 196H82V195H81ZM84 196H85V195H84ZM112 196H113V195H112ZM112 196H111L110 198H112ZM115 196H117V195H115ZM122 196H123V195H122ZM122 196H121V198H122ZM158 196H159V195L156 196V199H157ZM161 196H162V195H161ZM161 196H160V197H161ZM168 196H169V194H168ZM173 196H174V195H173ZM183 196H184V195H183ZM208 196H209V195H208ZM212 196H213V195H212ZM212 196H210V197H212ZM257 196H258V195H257ZM20 197H21V196H20ZM46 197H47V196H46ZM69 197H70V196H69ZM104 197H105V196H104ZM106 197H105V198H106ZM118 197H120V196H118ZM127 197H129V196H127ZM131 197H132V196H131ZM164 197H165V196H164ZM164 197H162V198H164ZM180 197H181V196H180ZM189 197H190V195H189ZM198 197H199V196H198ZM227 197H228V196H227ZM231 197H232V196H229L230 199H232ZM233 197L236 198V196H233ZM1 198H2V197H1ZM3 198H2V199H3ZM12 198H13V197H12ZM15 198H17V196H16ZM34 198H35V196H34ZM59 198H61V197H59ZM105 198L103 199L104 201H103V200H102V201L99 200V201L103 203V202H105L107 199H109V198H106V199H105ZM134 198H135V197H134ZM134 198H133V199H134ZM148 198H149V197H148ZM152 198H154V197H152ZM167 198L169 199V197H167ZM171 198H172V196H171ZM173 198H174V197H173ZM175 198H177V195L175 196ZM175 198H174V199H175ZM184 198H186V197L184 196ZM208 198H209V197H208ZM220 198H221V197H220ZM220 198H219V199H220ZM251 198H252V197H251ZM262 198H264V196H263ZM5 199H6L7 202L10 200L9 197H8V199H7V198H5ZM5 199L3 200V202H5ZM18 199H20V198H18ZM38 199H39V198H38ZM74 199H75V198H74ZM101 199H102V195H101ZM113 199L115 200V202L117 201V200H116L117 197H116V199L113 197ZM123 199H124L123 201H125L126 197L124 198V196H123ZM128 199H129V200L126 199V201H128V202H126L127 205H124L125 202H123V203L121 204V205H124V206H122V208H121V209H122V213L125 214L126 212H129L128 215H130V217H131L133 214H136V212H140V210H142V211H141L142 213H144V212L146 211V209H142V206H143V204L145 205V202L141 203L142 206H140V205H141V204H140V205H139L140 207L137 206V204H136V207H134L135 205H133V204H134L133 199H132V198H128ZM130 199H131V200H130ZM150 199H151V198H149V200H150ZM154 199H155V198H154ZM168 199H167V200H168ZM190 199H191V198H190ZM192 199H193V197H192ZM210 199H211V198H210ZM217 199H218V197H217ZM219 199H218V201H219ZM223 199H224V198H223ZM247 199H248V198H247ZM253 199H255V198H253ZM61 200H62V199H61ZM69 200H70V199H69ZM72 200H73V199H72ZM110 200H112V199H110ZM110 200H109V201H110ZM114 200H112L111 204H108V205H111V206L113 207V209H114V206L119 207V209H117V211L121 210V209H120V206H118V204H119L120 202H122V201H119L118 203L116 202L117 205H116V204L113 205L112 203H113ZM134 200H135V199H134ZM149 200H148V201H149ZM152 200H153V199H152ZM165 200H166V199H165ZM165 200H164V201H165ZM177 200H178V198H177ZM177 200H176L175 202H177ZM180 200H181V198H180ZM206 200L208 201L209 199H206ZM249 200H250V199H249ZM262 200H263V202H264V199H262ZM10 201H11V200H10ZM50 201H51V200H50ZM53 201H54V200H53ZM55 201H56V200H55ZM59 201H60V199H59ZM81 201H82V200H81ZM109 201H106V205H107V203H108ZM144 201H145V200H144ZM150 201H151V200H150ZM155 201H156V200H154V203H155ZM159 201H160V199H159ZM164 201H163V202H164ZM169 201H171V200H169ZM173 201H174V200H173ZM184 201H185V200H184ZM184 201H183V204H184ZM188 201H189V199H188ZM190 201H191V200H190ZM192 201H194V199H193ZM204 201H205V200H204ZM233 201H234V199H233ZM238 201H239V199H238ZM245 201H246V200H245ZM256 201H257V200L255 199V203H254V204H257V203L260 204V201H259V200H258V202H256ZM0 202H2V200H0ZM28 202H29V201H28ZM48 202H49V201H48ZM71 202H72V201H71ZM83 202H84V201H83ZM95 202H96V201H94V203H95ZM132 202H133V203H132ZM146 202H147V201H146ZM175 202H173V203H175ZM180 202H181V201H180ZM209 202H210V200H209ZM222 202H223V201H222ZM222 202L220 203L221 205L223 204ZM225 202H226V201H225ZM231 202H232V201H231ZM239 202H240V201H239ZM241 202H242V200H241ZM247 202H248V201H247ZM249 202H250V204L252 203L251 201H249ZM42 203H44V202H42ZM69 203H70V202H69ZM87 203H89V202L87 201ZM96 203H97V204H96ZM96 203H95V204H96V209H97V205H101V203L98 204V201H97ZM109 203H110V202H109ZM128 203H129L130 205H129ZM131 203H132L133 206L131 205ZM148 203H149V202H148ZM148 203H147V204H148ZM151 203H153V202H150V204H151ZM154 203H153V205H154ZM160 203H161V202H160ZM160 203H159V204H160ZM167 203H168V202H167ZM169 203H170V202H169ZM188 203H189V202H188ZM191 203H192V202H191ZM232 203H233V202H232ZM232 203H231V205H230L231 207H232V205L234 204V203H233V204H232ZM235 203H237V202L235 201ZM242 203H243V202H242ZM55 204H56V203H55ZM77 204H78V203H77ZM80 204H81V206H83V205L85 206L84 203H83V204L80 203ZM89 204L92 205L91 203H89ZM89 204H87V205H89ZM147 204H146V205H147ZM175 204L177 205V204H179V203H175ZM175 204H173V205H174V208H175V206H176ZM194 204H195V203H194ZM209 204H210V203H208V205H209ZM218 204H219V203H218ZM220 204H219V205H220ZM225 204H226V203H225ZM261 204H262V203H261ZM73 205H74V204H73ZM78 205H79V204H78ZM78 205H76V206H77L78 208H81V209H82V210L80 209L81 212H82L83 210H85V211H83V216H86V215H88V214H89V215H92L95 211H96L95 214H98V215H99V213H98V212H99L98 209H97V210L94 209L95 211L93 210L94 207H93L92 210H91L93 213H92L90 210H89V211L87 210V212H89V213H84V212H86V209H85L84 207L82 208V207H80V205H79V206H78ZM87 205H86V208H87ZM146 205H145V207H146ZM161 205H162V204H161ZM168 205H169V204H168ZM184 205L188 206L186 203H185ZM235 205H236V204H234V207H236ZM61 206H63V205H60V207H61ZM94 206H95V205H94ZM159 206H160V205H159ZM181 206H182V205H181ZM181 206H180V207H181ZM186 206H185V207H186ZM191 206H192V205H191ZM195 206H196V204H195ZM197 206H198V205H197ZM197 206L195 207V210H196V211H197ZM230 206H229V207H230ZM241 206H245V205H242V204H241L238 208H241ZM247 206H249V205H247ZM256 206H257V205H256ZM256 206L254 205L255 210H257V209H256V208H257ZM260 206H261V205H260ZM74 207H75V205L73 206V208H74ZM77 207H76V208H77ZM90 207H91V206H90ZM98 207H100V206H98ZM101 207L104 208V207H109V206H105V205L102 206V205H101ZM143 207H144V206H143ZM148 207H149V206H148ZM162 207H163V206H162ZM176 207H178V206H176ZM180 207H179V209H180ZM182 207H183V206H182ZM189 207H190V206H189ZM189 207H188V209H189ZM193 207H194V205H193ZM193 207H191V208L193 209ZM212 207H213V206H212ZM219 207H220V206H219ZM223 207H224V206H223ZM223 207H222V208H223ZM225 207H226V205H225ZM262 207H264V206H262ZM33 208H34V207H33ZM38 208H39V207H38ZM69 208H70V207H69ZM73 208H71V210H73V211H71V210L68 209V207H67V209H66L67 211H66V210H65V212L63 211V212H64V216H63V213H62V212H61V213H57V214H56V212H55V215H59V214H60V215L63 216V218H62V216H61L62 219H60V220H62L61 225H62V224H65V223H63L65 220H66V221H68V220H72L73 216H71V215H73V212H75V211H76V213L79 212V210H76L75 208H74V209H73ZM88 208H89V206H88ZM88 208H87V209H88ZM103 208H101V209H103ZM110 208H111V207H110ZM110 208H109V209H110ZM154 208H155V210L157 211L158 208L156 209V206H155ZM154 208H152V209H154ZM174 208L172 207L173 211H174ZM183 208H184V207H183ZM248 208H249V207H248ZM251 208H252V207H251ZM17 209H18V208H17ZM26 209H27V208H26ZM30 209H31V208H30ZM40 209H41V208H40ZM42 209H43V208H42ZM99 209H100V208H99ZM101 209H100V210H101ZM109 209H108L107 211H109ZM169 209H170V207H169ZM179 209H178L179 213L182 214V211H183V210H182V209L179 210ZM188 209H186V210L188 211ZM192 209H191V213H190V211H188L187 214L189 213V214H191V216H192V215H193V214H192ZM220 209H221V208H220ZM223 209H224V208H223ZM258 209H259V208H258ZM263 209H264V208H263ZM23 210H24V209H23ZM23 210H22L21 213H22V214H23V213L25 214L26 210H24L25 212H24ZM44 210H45V209H44ZM62 210H63V209H62ZM115 210H116V209H115ZM143 210H145V211L143 212ZM155 210H154V211H155ZM163 210H165V209H163ZM176 210H177V208H176ZM176 210H175V211H176ZM189 210H190V209H189ZM195 210H194V211H195ZM200 210H201V208H200ZM200 210L198 209V212H197V213H196V212H195V213L193 212L194 215L198 216ZM230 210H231V209H230ZM237 210H238V209H237ZM241 210H242V209H241ZM243 210H244V208H243ZM247 210H248V209H247ZM28 211H30V210H27V213H30V212H28ZM31 211H32V209H31ZM33 211H34V209H33ZM38 211H41V210H38ZM47 211H48V210H47ZM70 211H71V212H70ZM104 211H105V210H104ZM107 211H105V212H107ZM110 211H111V210H110ZM158 211H159V210H158ZM175 211H174V212H175ZM238 211H239V210H238ZM16 212H17V214H18V219H17V217H16L15 222H16V220H18V221L16 222V225H14L16 229H18V230L20 229V230H22V232H23V230H24V232H26L27 230L30 229V231H28V234H27L28 236H29V234H31L32 232H33V234H35V233H34V232L36 231L35 229H38V228H39V230L42 229V227L40 228V226H43L42 223H44L43 220L45 219V218L43 217V216H45V215L43 214L42 211H41V212H42V215H43V216H42V217H43V220H42L41 216H40L39 214H37L38 212H31V213H30L31 215L29 214V215H27V216H26V214H27V213H26V214H25V217H23L21 213L19 214V211H16ZM16 212L14 213V215L16 214ZM44 212H46V211H44ZM58 212H59V210H58ZM67 212H68V213H67ZM69 212L71 213V215L67 217V214H70ZM101 212H102V211H101ZM131 212H132V213H131ZM133 212H134V213H133ZM160 212H162V211L160 210V211H159V214H160ZM183 212H184V211H183ZM232 212H233V210H232ZM242 212H243V211H242ZM32 213H33V214H32ZM51 213H54V212H51ZM90 213H92V214H90ZM108 213H110V212H108ZM108 213H107L106 216H104V218H105V217L107 218ZM114 213L117 214L118 212H115V211H114ZM114 213H113V211H112V213H111V214L113 215V217L115 216ZM120 213H121V211L119 212V215H116L117 217L119 216V219H117L116 216H115L114 219H115V220H116V219H117V220H120V221H121L120 224H121V227H122L123 225H125V222L127 223V221L130 220V219L128 218V220L126 221L125 219H126L127 214H126V216L121 215V217H122V216L125 217V219H124L125 222L122 221L121 219H122L123 217H122V218L120 217ZM122 213H121V214H122ZM130 213H131L132 215H131ZM153 213H154V212H153ZM155 213H158V212H155ZM155 213H154V214H155ZM162 213H163V212H162ZM162 213H161V214H162ZM176 213H177V211H176ZM185 213H186V211H185ZM202 213H203V211L200 212L201 215H202ZM220 213H222V212H220ZM226 213H227V212H226ZM228 213H230V212H228ZM236 213H237V212H236ZM243 213H244V212H243ZM40 214H41V213H40ZM46 214H47V212H46ZM49 214H50V210H49ZM49 214H48V216H49ZM65 214H66V216H65ZM95 214H94V215H95ZM102 214H103V213H102ZM104 214H105V213H104ZM111 214H110V215H111ZM146 214H147V213H146ZM146 214H145V215H146ZM159 214H158V216H159ZM169 214H171V213H169ZM181 214H179L178 216H180ZM197 214H198V215H197ZM203 214H204V213H203ZM231 214H232V213H231ZM263 214H264V213H263ZM14 215H13V216H14ZM19 215H20V217H21V216H22V217L19 218ZM53 215H54V214H50L49 217H51V216H53ZM74 215H75V216H76V215H79V217H80L82 214L79 212L78 214H74ZM110 215H109L108 217H110ZM112 215H111V217H112ZM163 215L165 216V214H163ZM166 215H167V212H166ZM172 215H175V213L172 214ZM176 215H177V214H176ZM183 215H184V214H182L181 216L184 218L185 215H184V216H183ZM201 215H199L200 218H199V217H198V218H195V216H193V217H194L193 220H192L191 218L188 217V219H190L189 222H191V220H192V224H194V225H196V226L202 224V227H204V225H208L209 228H211V229L209 230V228L205 226L207 232H206V231H205V232L202 231L205 227L202 228V229L199 228V229H201V230H199V232L202 231V233H203V232H204V233H207V237H208L209 235H210V236H212V235L215 236L216 234H218L217 231L214 230V229H217V228H218V230H219V227H220V226L218 227L217 224H216V226H215V224L213 223V221H211V220H214V217H213V219H211L212 216L210 217V216L208 215V218H207V214H205L207 219H206V218L204 219V218H202V217H204V216L202 215V217H201ZM245 215H246V214H245ZM16 216H17V215H16ZM48 216H46V217H48ZM75 216H74V217H75ZM137 216H138V214L134 217L135 221H136V219H137V218H136ZM142 216H144V215L142 214V215H141V218H139V220L142 219ZM148 216H149V215H148ZM153 216H154V215H153ZM156 216H157V215H156ZM156 216H154V217H156ZM167 216H168V215H167ZM169 216H171V215H169ZM169 216H168V218H169ZM187 216H190V215H187ZM187 216H186V218H184L185 220H187ZM263 216H264V215H263ZM57 217H58V216H57ZM57 217H56V219H57ZM64 217H66V219H65ZM70 217H72V218L67 220V218H70ZM81 217H82V216H81ZM81 217H80V218H81ZM86 217H87V216H86ZM92 217H93V215H92ZM95 217H97V216H94V220H93V221H91L92 218H90V216H89L90 220L88 219V217H87V219H86V218H85V219H86V220H89V223L92 222V224H95L94 222L97 220V218L95 219ZM100 217H103V216H100ZM100 217H99V219H100ZM128 217H129V216H128ZM159 217H160V216H159ZM172 217H174V216H171V218H172ZM209 217H210V218H209ZM245 217H246V216H245ZM59 218H60V217H58V219H59ZM104 218H103V221L106 222V220H104ZM106 218H105V219H106ZM165 218H167V217H165ZM171 218H170V219H171ZM58 219H57L56 221H58V226H59V225H60V221H59ZM82 219H84V218L82 217ZM85 219H84V220H85ZM99 219H98V220H99ZM101 219H102V218H101ZM107 219H108V218H107ZM114 219L112 218L111 220L114 221ZM132 219H133V217H132ZM132 219H131V220H132ZM156 219H157V218H156ZM156 219H155V220H156ZM176 219L179 220V217L176 218ZM200 219H202V220H200ZM217 219H218V218H216V220H217ZM262 219H264V218H262ZM9 220H10V219H9ZM9 220L6 221V222L8 223ZM12 220H14V218H13ZM49 220H50V218H49ZM51 220H52V223L54 224V222H53V221L55 220L54 217H52ZM51 220H50V221H51ZM73 220L76 221L75 223H77L78 218H75V219H73ZM84 220H81V219H80V221H82V222H83ZM131 220H130V221H131ZM139 220H138V221H139ZM144 220L146 221V219H144ZM144 220H143V221H144ZM162 220H163V219H162ZM164 220H165V219H164ZM167 220H168V219H167ZM174 220H175V217H174ZM178 220H177V222H178ZM185 220H184V221H185ZM218 220H219V219H218ZM218 220H217V221H218ZM50 221H49V222H50ZM56 221H55V222H56ZM66 221H65V222H66ZM99 221H101V220H99ZM103 221H102V222H103ZM108 221H110V220H108ZM112 221H111V222H112ZM147 221H148V220H147ZM169 221H171V220H169ZM179 221L181 222V221H183V219H181V220H179ZM221 221H222V222H221ZM221 221H218V222H219L218 224H221L222 227H223V221H224V220H221ZM256 221H257V220H256ZM6 222H4V223H6ZM10 222H11V220H10ZM12 222H13V224H15L14 221H12ZM18 222H19V223H18ZM69 222H70V221H69ZM72 222H73V221H72ZM72 222H71V225L73 224ZM84 222H85V221H84ZM104 222H103V224H104V226H105V223H104ZM122 222H124V223L122 224ZM131 222H132V221H131ZM156 222L158 223V221H155V224H156ZM163 222H164V221H163ZM166 222H167V221H166ZM180 222H179V223H180ZM214 222H215V221H214ZM75 223H74V224H75ZM78 223L80 224L81 222H78ZM113 223H114V222H113ZM116 223H117V222H115V224H116ZM147 223H148V222H147ZM161 223H162V222H161ZM172 223H173V221H172ZM187 223H188V222L186 221V222H184V224H181L182 227H183V225H185V226L187 227V225H186ZM225 223H226L225 226H226V225L228 226L229 224H231V222H229V221H228V224H227L226 221H225ZM8 224H9V225H8ZM8 224H7V225H8L9 228H10V223H8ZM18 224H19V226H18V228H17L16 226H17ZM46 224H47V223H46ZM46 224H45V225H46ZM50 224H51V223H50ZM90 224H91V223H90ZM90 224H89V227H90ZM103 224H102V225H103ZM127 224H128V223H127ZM127 224H126V226H127ZM129 224H130V222H129ZM131 224L134 226L133 223H131ZM135 224H136V222H135ZM153 224H154V223H153ZM174 224H175V223H174ZM176 224H178V223H176ZM232 224H234V223H232ZM0 225H1V224H0ZM39 225H40V226H39ZM61 225H60V226H61ZM65 225H66V224H65ZM68 225H70V224L68 223ZM96 225H97V224H96ZM96 225H95V227H96ZM99 225H100V224H98V226H99ZM168 225H169V223H168ZM172 225H173V224H172ZM179 225H180V224H179ZM188 225H190V224H188ZM242 225H243V224H242ZM250 225H251V224H250ZM257 225H258V224H257ZM257 225H255L256 228H257ZM261 225H263V224H261ZM261 225H260V226H261ZM2 226H3V225H2ZM46 226H47V225H46ZM50 226L52 227V225H50ZM53 226H54V225H53ZM104 226H103L102 228H101V226H99V228L103 229ZM112 226H113V225H112ZM112 226H111V227H112ZM126 226H125V227H126ZM133 226H132V228H133ZM151 226H152V224H151ZM153 226H154V225H153ZM185 226H184V227H185ZM190 226H192V225H190ZM244 226H246V225H244ZM260 226H259V229H261ZM4 227L7 228V226H4ZM11 227H12V230H15V229H13V225H12ZM34 227H37V228H35L34 231H33V228H34ZM47 227H48V226H47ZM47 227H46V228H47ZM56 227H57V222H56ZM70 227H71V226H70ZM72 227H73V226H72ZM74 227H75V226H74ZM80 227H81V224H80ZM86 227H88V225H87ZM93 227H94V226H92V228H93ZM95 227H94V228H95ZM106 227H107V223H106ZM108 227H110L109 224H108ZM128 227H129V225H128ZM128 227H127V228H128ZM149 227H150V226H149ZM163 227H164V226H163ZM198 227H200V226H198ZM198 227H197V228H198ZM215 227H216V228H215ZM232 227H233V226H232ZM235 227H236V226H235ZM1 228H2V227H1ZM44 228H45V226H44ZM44 228H43V229H44ZM62 228L64 229V227H62ZM66 228H67V226H66ZM68 228H69V227H68ZM99 228L96 227V228H95V229H97L96 231H99V230H98ZM130 228H131V226H130ZM142 228H143V227H142ZM165 228H166V227H165ZM207 228H208V230H207ZM220 228H221V227H220ZM226 228H228V227H226ZM249 228H250V227H249ZM251 228H252V227H251ZM251 228H250V230H251ZM49 229H50V228H49ZM54 229H56L55 226H54ZM69 229H70V228H69ZM69 229H68V230H69ZM72 229H73V228H72ZM85 229H87V228H85ZM105 229H106V228H104V230H105ZM109 229H111V228H109ZM117 229H118V228H117ZM128 229H129V228H128ZM144 229H145V228H144ZM152 229H153V228H152ZM155 229H156V228H155ZM162 229H163V228H162ZM188 229H189V227H188ZM190 229H191V227H190ZM193 229H194V227H193ZM193 229H192V231H193ZM229 229H230V232H232V228H230V225H229ZM229 229H228V230H229ZM239 229H240V228H239ZM259 229H257V230L259 231ZM262 229H263V228H262ZM262 229H261V230H262ZM20 230H19V233L21 232ZM52 230H53V228H52L50 231H52ZM65 230H66V229H65ZM88 230L90 231V229H88ZM112 230H113V229H112ZM112 230H111V231H112ZM118 230H121V231H123L122 233H124V230H125V229H124V228H122V229L120 228V229H118ZM130 230H131V229H130ZM149 230H151V229L149 228ZM164 230H165V229H164ZM168 230H169V228H168ZM171 230H172V229H170V232H171ZM180 230H181V229H180ZM183 230H184V229H183ZM195 230H196V229H195ZM247 230H248V228H247ZM254 230H255V229H254ZM6 231H7V230H6ZM8 231H9V230H8ZM8 231L6 232V233H7V236L4 234L6 237H8V234H10V233H8ZM15 231H16V230H15ZM31 231H32V232H31ZM54 231L57 232V230H54ZM59 231H60V230H59ZM61 231H62V229H61ZM74 231H75V230H74ZM79 231H81V229H80ZM83 231H84V230H83ZM85 231H86V230H85ZM89 231H88V233L90 234ZM96 231H95V232H96ZM107 231H108V229H107ZM114 231H115V230H114ZM137 231H138V230H137ZM139 231H140V230H139ZM144 231H146V230H144ZM159 231H160V230H159ZM173 231H174V229H173ZM176 231H177V230H176ZM190 231H191V230H190ZM233 231H234V230H233ZM1 232L4 233L2 230L0 231V233H1ZM13 232H14V231H13ZM13 232H11V233L14 234L15 232H14V233H13ZM17 232H18V231H17ZM37 232H38V231H37ZM41 232H42V230H41ZM72 232H73V231H72ZM77 232H78V231H75V234H76ZM93 232H94V231H93ZM93 232H92V233H93ZM117 232H118V231H117ZM130 232L132 233V232H133V229H132V231H130ZM141 232L143 233L142 230H141ZM147 232H148V234H149L148 229H147ZM153 232H154V235L157 236L158 233L156 234L155 231H153ZM153 232H152V230H151V232H150L149 235L152 236V235H153ZM166 232H167V231H166ZM174 232H175V231H174ZM181 232H182V231H181ZM186 232H187V231H186ZM195 232H198V231H195ZM199 232H198V233H199ZM228 232H229V231H228ZM244 232H245V231H244ZM244 232H243V233H244ZM252 232H254V231L252 230ZM259 232H260V231H259ZM262 232H263V231H262ZM38 233H39V232H38ZM45 233H46V230H45ZM51 233H53V231H52ZM57 233H58V232H57ZM59 233H60V232H59ZM70 233H71V232H70ZM81 233H82V232H81ZM85 233L88 234L87 232H85ZM102 233H103V230H102ZM125 233H126V232H125ZM125 233H124V235H125ZM133 233H134V232H133ZM133 233H132V234H133ZM137 233H138V236L141 234V233H139V232H137ZM144 233H145V232H144ZM171 233H172V232H171ZM179 233H180V232H179ZM179 233H178V234H179ZM183 233H184V232H183ZM183 233H181V235H182ZM193 233H194V232H193ZM200 233H201V232H200ZM200 233H199V235H200ZM204 233L202 234V236L200 235V236H201V239H202V241H201L202 243H203V238H202V237H203V235H205ZM221 233H223V232H221ZM221 233H220V234H221ZM238 233H239V232H238ZM243 233H242V234H243ZM17 234H18V233H17ZM55 234H56V233H55ZM83 234H84V233H83ZM99 234H100V233H99ZM113 234L116 235V233H114V232H113ZM113 234H112V236H113ZM120 234H121V232H120ZM126 234H127V233H126ZM148 234H147V235L144 234V235H146L145 237H147V236L150 237ZM160 234H162V233H160ZM165 234L167 235V233H165ZM168 234H170V233H168ZM174 234H176V233H174ZM174 234H173V235H174ZM187 234H188V233H187ZM220 234H219V236H220ZM229 234H232V233H228V236H229ZM249 234H250V233H249ZM14 235H15V234H14ZM14 235H13V236H14ZM20 235H22V234L20 233L19 236H20ZM24 235L26 236V234H24ZM35 235L38 236L37 234H35ZM39 235H40V234H39ZM49 235H51V234H49ZM73 235H74V234H73ZM107 235H111V234H110V233H107ZM107 235H106V237H107ZM121 235H122V234H121ZM121 235H120V236H121ZM127 235H128V234H127ZM144 235L142 234V237H143ZM170 235H171V234H170ZM197 235H198V234H197ZM222 235H223V234H222ZM244 235H245V234H244ZM261 235H262V234H261ZM261 235H260V236H261ZM10 236H11V234H10ZM13 236H12V238L14 239ZM15 236H16V235H15ZM28 236H26V237L29 238ZM31 236H32V237H31ZM47 236H48V235H47ZM56 236H57V235H56ZM85 236H87V235H85ZM85 236H84V237H85ZM118 236H119V234H117V237H118ZM120 236L118 237V239L120 238ZM125 236H126V235H125ZM130 236H131V234H130ZM158 236H159V235H158ZM160 236H162V235H160ZM174 236H175V235H174ZM177 236H178V235H177ZM177 236H175V238H177ZM186 236H187V235H186ZM189 236H190V235H189ZM216 236H217V235H216ZM219 236H218V239H219ZM233 236L235 237V235H233ZM17 237H18V235L16 236V239H15V240H19ZM21 237H22V236H21ZM26 237H25V238H26ZM30 237L33 238V235L31 234ZM38 237H39V236H38ZM52 237H53V236H52ZM88 237H89V236H88ZM102 237H103V236H102ZM113 237H115V236H113ZM117 237H116V239H117ZM127 237H128V236H126V238H127ZM169 237H170V236H169ZM169 237H167V240L169 239ZM181 237H182V236H181ZM196 237H197V236H196ZM222 237H223V236H221L220 238L222 239ZM224 237H226V236H224ZM231 237H232V235L230 236V238H231ZM244 237H245V236H244ZM248 237H250V236H248ZM254 237H255V236H254ZM254 237H252L251 239H253ZM2 238H3V237H2ZM22 238H23V239H22ZM22 238H21V239L24 240V236H23ZM31 238H29V239H31ZM35 238H37V237H35ZM79 238H82V237H79ZM103 238H105V237H103ZM103 238H101V239H103ZM108 238H109V236H108ZM108 238H107V239H108ZM110 238H111V237H110ZM110 238H109V239H110ZM121 238H122V240H123L124 237H121ZM156 238H157V237H155V238L152 237V238H151V239H152V240H150V242H151V243H150L151 246H152V241H153V239L155 240V242H156V240L158 239V238H157V239H156ZM160 238L162 239L163 237H160ZM194 238H195V236H194ZM194 238H193V239H194ZM197 238H198V237H197ZM199 238H200V237H199ZM204 238H205V236H204ZM208 238H210V237H208ZM216 238H217V237H216ZM238 238H239V236H238ZM256 238H257V237H256ZM263 238H264V236H263ZM38 239H39V238H38ZM43 239H44V238H43ZM45 239H46V238H45ZM85 239H86V238H85ZM107 239H106V240H107ZM109 239H108V240H109ZM116 239H115V241H116ZM144 239H146V238H144ZM177 239H178V238H177ZM181 239H182V238H181ZM181 239H180V240L178 239V241H181ZM184 239H186V237H185ZM187 239H188V236H187ZM187 239H186V241H187ZM193 239H192V241H193ZM205 239H206V238H205ZM257 239H258V238H257ZM32 240H33V239H32ZM47 240H48V239H47ZM49 240H50V236H49ZM83 240H84V238H83ZM108 240H107V241H108ZM113 240H114V238H113ZM122 240H120V241H122ZM127 240H128V238H127ZM167 240H166V241H167ZM169 240H170V239H169ZM169 240H168V241H169ZM182 240H183V239H182ZM215 240L217 241V239H214V238H213V241H215ZM261 240H262V239H261ZM261 240H260V242H262ZM10 241H11V240H10ZM19 241L22 242L21 240H19ZM28 241H29V240H28ZM30 241H31V240H30ZM41 241H42V239H41ZM44 241H45V240H44ZM79 241L81 242V240H79ZM79 241H78V244H79ZM85 241H86V240H85ZM100 241H103V240H100ZM100 241H99V242H100ZM104 241H105V240H104ZM104 241H103V242H104ZM107 241H105L104 244H105ZM110 241H111L110 244L113 245L112 240H109V242H110ZM115 241H114V242H115ZM118 241H119V240H118ZM140 241H141V240H140ZM143 241L145 242V240H143ZM158 241H159V240H158ZM166 241L164 242L165 244H166ZM175 241H176V240H175ZM196 241H197V240H196ZM205 241L207 242V240H204V242H205ZM213 241L211 240L210 243H212ZM218 241H219V240H218ZM222 241H223V240H222ZM20 242H19V243H20ZM24 242H25V240H24ZM24 242H23V243H24ZM26 242H27V239H26ZM82 242H83V241H82ZM116 242H117V241H116ZM123 242L126 243V239H125V238H124V241H123ZM127 242H128V241H127ZM146 242H149V241L147 240ZM172 242H173V239H172ZM184 242H185V241H184ZM188 242H189V241H188ZM194 242H195V239H194ZM206 242H205V243H206ZM225 242H226V240H225ZM236 242H237V240H236ZM4 243H5V245H6V242H5V241H4ZM17 243H18V241H17ZM35 243H36V242H35ZM117 243H118V242H117ZM164 243H163V244H164ZM182 243H183V242H182ZM186 243H187V242H186ZM186 243H185V244H186ZM190 243H191V242H190ZM196 243H197V242H196ZM196 243H195V245H196ZM198 243H199V242H198ZM215 243H217V242H215ZM219 243H220V241H219ZM255 243H256V242H255ZM262 243H263V242H262ZM13 244H14V243H13ZM36 244H37V243H36ZM76 244H77V243H76ZM76 244H75V246H77ZM101 244H102V242H101ZM107 244H109V243L107 242V243H106V246H107ZM121 244H122V243H121ZM156 244H157V243H155V245H156ZM168 244L170 245V243H168ZM233 244H234V243H233ZM260 244H261V243H260ZM18 245H19V244H18ZM41 245H42V244H41ZM50 245H51V244H50ZM79 245H80V244H79ZM84 245H85V243H84ZM145 245H146V244H145ZM153 245H154V244H153ZM155 245H154V246H155ZM161 245H162V244H161ZM172 245H173V244H172ZM181 245H183V244H181ZM181 245L178 247V243H177V247H178V248H180ZM187 245H188V244H187ZM187 245H186V246H187ZM190 245H191V244H190ZM195 245H194V247H195ZM199 245H200V244H199ZM204 245H205V244H204ZM218 245L220 246V244H218ZM225 245H226V244H225ZM231 245H232V243H231ZM251 245H252V244H251ZM8 246H9V245H8ZM13 246H15V247H13ZM13 246H12V247L15 248V249H17V247H18V246H16V244H14ZM46 246H48V245H46ZM46 246H44V247H46ZM65 246H66V243H65ZM75 246H74V247H75ZM94 246H95V245H94ZM106 246H105V248H106ZM115 246H117L116 243H115ZM149 246H150V245H149ZM149 246H148V247H149ZM156 246H157V245H156ZM167 246H168V245H167ZM206 246H207V245H205V248L209 247V245H208L207 247H206ZM212 246H213V245H212ZM221 246H222V243H221ZM263 246H264V244H263ZM79 247H80V246H79ZM79 247H78V246L75 247L76 249H78V252H79ZM96 247H97V245H96ZM98 247H99V246H98ZM98 247H97V249H98ZM103 247H104V245H103ZM120 247H121V246H120ZM161 247H164V246H161ZM168 247H170V246H168ZM168 247H167V248H168ZM187 247H188V246H187ZM191 247H192V246H191ZM196 247H197V246H196ZM200 247H201V246H200ZM200 247H199V248H200ZM202 247H203V246H202ZM214 247H215V246H214ZM222 247H223V246H222ZM231 247H232V246H231ZM4 248H5V247H4ZM4 248H3V249H4ZM13 248H12V249H13ZM46 248H47V247H46ZM93 248H94V247H93ZM109 248H110V246H109ZM111 248H112V247H111ZM116 248H117V247H116ZM153 248H154V247H153ZM174 248H175V247H174ZM178 248H177V249H178ZM205 248H204V249H205ZM211 248H213V247H211ZM215 248H216V247H215ZM233 248H234V247H233ZM0 249H2V248H0ZM85 249H86V248H85ZM103 249H104V248H103ZM113 249H114V248H113ZM154 249H155V248H154ZM184 249H185V247H184ZM194 249H195V248H194ZM196 249H197V248H196ZM196 249H195L194 251H196ZM202 249H203V248H202ZM217 249H218V248H217ZM4 250H5V249H4ZM4 250H3V251H4ZM89 250L91 251V248H90ZM98 250L100 251V248H99ZM98 250H97V251H98ZM105 250H106V249L100 251V254H105ZM118 250H119V249H118ZM151 250H152V249H151ZM158 250H159V249H158ZM187 250H188V249L186 248V251H187ZM191 250H192V249H191ZM198 250H201V249H198ZM209 250H211V249H208V251H203V252H202V251H199V252H200V253L202 252V254H204V252H205V255H206V252H209ZM219 250H221V249H219ZM229 250H230V249H229ZM1 251H2V250H1ZM8 251H9V250H8ZM10 251H11V247H10ZM13 251H14V249H13ZM50 251H51V250H50ZM52 251H53V250H52ZM73 251H74V250H73ZM103 251H104V252H103ZM107 251H108V249L106 250V252H107ZM156 251H157V250H156ZM211 251H213V250H211ZM211 251H210V252H211ZM214 251H215V249H214ZM216 251H217V250H216ZM222 251H223V250H222ZM224 251H225V250H224ZM239 251H240V250H239ZM14 252H15V251H14ZM44 252H45V251H44ZM48 252H49V251H48ZM101 252H103V253H101ZM147 252H148V251H147ZM152 252H153V250H152ZM152 252H151V254H152ZM154 252H155V251H154ZM184 252H185V251H184ZM197 252H198V251H197ZM226 252H227V251H226ZM249 252H250V251H249ZM2 253H3V252H2ZM4 253H6V252H4ZM9 253H10V252H9ZM9 253H8V255H9ZM118 253H119V252H118ZM118 253L116 252V254H118ZM200 253H199V254H200ZM222 253H223V252H222ZM222 253H221V255H222ZM0 254H1V253H0ZM42 254H43V255H48V254L51 255V252H49L48 254H46V252H45V253L42 252ZM52 254H53V252H52ZM96 254H97V253H96ZM142 254H143V253H142ZM142 254H141V256H142V257H141L142 260H140V263L143 262V255H145L146 253L143 254V255H142ZM158 254H159V253H158ZM207 254H208V253H207ZM209 254H210V253H209ZM214 254H215V253H214ZM218 254H220V252H219ZM225 254H226V253H225ZM6 255H7V254H6ZM89 255H90V254H89ZM91 255H92V254H91ZM97 255H99V254H97ZM147 255H148V254H147ZM147 255H145V256H147ZM186 255H187V252H186ZM195 255H196V254H195ZM195 255H194V256H195ZM205 255H204V257H203V255H201V254L198 255V256H201V257H203V258L205 259V257H206ZM51 256H53V255H51ZM60 256H61V255H60ZM87 256H88V255H87ZM94 256H95V255H94ZM100 256H101V255H100ZM100 256H99V257H100ZM112 256H113V255H112ZM145 256H144V257H145ZM153 256H154V255H153ZM157 256H158V255H157ZM190 256H191V255H190ZM209 256H210V255H209ZM215 256H216V255H215ZM223 256H224V254H223ZM253 256H254V255H253ZM12 257H13V256H12ZM12 257H10V259H11ZM26 257H27V256H26ZM37 257H38V259H39L40 255L37 256ZM37 257H33V258L36 259ZM44 257H45V256H44ZM44 257L41 256L40 258H42V260H43ZM55 257H57V255H55ZM55 257L53 256L52 258H54L55 260H58V257H57V259H56ZM92 257H93V256L90 257L91 260H92ZM109 257H110V255L107 257V259H108ZM114 257H115V254H114ZM114 257H113V258H114ZM116 257H117V255H116ZM139 257H140V256H139ZM151 257H152V256H151ZM201 257H200V258H201ZM210 257H211V256H210ZM210 257H208V258H210ZM216 257H218V256H216ZM216 257H215V258H216ZM8 258H9V257H8ZM13 258H14V257H13ZM13 258H12V260H11L10 263H12V264L15 263V264H16V263L19 262L18 260H17L16 262H12V261H13ZM21 258H22V257H21ZM23 258H25V256H24ZM28 258H29V256H28ZM45 258L47 259L48 257H45ZM49 258H50V261L53 260L51 257H49ZM49 258H48V259H49ZM94 258H95V257H94ZM118 258H119V257H118ZM154 258H155V256H154ZM156 258H157V257H156ZM198 258H199V257H198ZM203 258H202V259H203ZM208 258L206 257V259H208ZM212 258H214V257H212ZM242 258H243V257H242ZM4 259H5V258H4ZM15 259H17V258H15ZM35 259H34V261H35ZM86 259H87V257H86ZM139 259H140V258H139ZM144 259L146 260L147 257L144 258ZM148 259H149V258H148ZM148 259H147V262H148ZM157 259H158V258H157ZM192 259H193V256H192ZM19 260H20V262H19L20 264H25V263H26V262H24L25 260H23V262H21L22 259L19 258ZM29 260H30V259H29ZM29 260L27 259L28 264L35 263V262H29ZM31 260H32V259H31ZM31 260H30V261H31ZM40 260H41V259H40ZM40 260H39V261H40ZM62 260L65 261L64 264H65V263L68 264V263L66 262V260L63 259V258H61V259L59 258L58 261L60 262V261H62ZM87 260H88V259H87ZM91 260H90V262H91ZM93 260H94V259H93ZM95 260H96V259H95ZM102 260H103V259H102ZM111 260H112V259H111ZM151 260H152V259H151ZM154 260H155V259H154ZM194 260H196L195 257H194ZM197 260H199V259H197ZM210 260H211V258H210ZM213 260H214V259H213ZM221 260H222V258H221ZM221 260H220V261H221ZM259 260H260V258H259ZM2 261H3V260H2ZM5 261L7 262V260H5ZM5 261H4V262H5ZM32 261H33V260H32ZM104 261H105V260H104ZM157 261H158V260H157ZM157 261H156V263H157ZM176 261H177V260H176ZM202 261H204V260H202ZM205 261L207 262V260H205ZM215 261H216V260H215ZM215 261H214V262H215ZM248 261H249V260H248ZM0 262H1V261H0ZM36 262H37V261H36ZM92 262H93V261H92ZM112 262H113V261H112ZM119 262H120V261H119ZM138 262H139V261H138ZM145 262H146V261H145ZM145 262H144V263H145ZM154 262H155V261H154ZM159 262H161V261L159 260ZM159 262H158V263H159ZM192 262H193V261H192ZM192 262H191V263H192ZM196 262H197V261H195V263H196ZM198 262H201V260H199ZM198 262H197V264H198ZM210 262H211V261H210ZM7 263L9 264V262H7ZM42 263H44V262H42ZM42 263L37 262V264H42ZM47 263H50V262H47ZM53 263L56 264L57 262L55 263V262L53 261ZM53 263H52V261H51V264H53ZM62 263H63V261H62ZM149 263H153V260H152V262H148V264H149ZM162 263H163V262H162ZM175 263H176V262H175ZM193 263H194V262H193ZM193 263H192V264H193ZM208 263H209V261H208ZM224 263H225V262H224ZM0 264H1V263H0ZM2 264H3V262H2ZM35 264H36V263H35ZM45 264H46V263H45ZM57 264H58V263H57ZM60 264H61V262H60ZM116 264H117V263H116ZM118 264H119V263H118ZM137 264H138V263H137ZM142 264H143V263H142ZM145 264H146V263H145ZM159 264H160V263H159ZM201 264H202V263H201ZM204 264H207V263L204 262ZM226 264H227V263H226ZM238 264H251V263L243 261V262L238 263ZM262 264H263V262H262Z\"/></svg>",
    "mask_w": 264,
    "mask_h": 264
}]
</instances>
